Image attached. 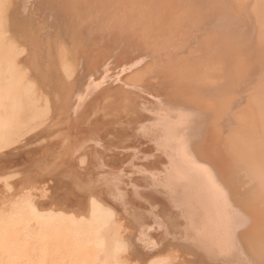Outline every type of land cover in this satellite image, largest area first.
I'll return each instance as SVG.
<instances>
[{
    "label": "rangeland",
    "instance_id": "374dc122",
    "mask_svg": "<svg viewBox=\"0 0 264 264\" xmlns=\"http://www.w3.org/2000/svg\"><path fill=\"white\" fill-rule=\"evenodd\" d=\"M15 0H0V27H1V29H0V65L2 66V64H3V67H4V65H6V67H7V61L6 60H9L8 62H10V60H14V57L15 56H17V59L16 60H14L15 61V63L16 62H18V63H16L18 66H20L21 67V69L20 70H18V66L16 67V64L14 63V64H12L11 62V64H12V67H11V65L9 64L8 65V67L10 68H14V71H6V69L8 68H6V67H4V68H6L5 70H3L4 68L3 67H0V68H2V69H0V71H2L3 70V72H0V91L1 90H4V88H8L9 90V92L10 93H8L7 92V90H6V92H7V96L5 95V96H3L5 93H3V92H5V91H1L2 93H0V95H2V97H3V99H1V97H0V102H2L3 104H1V105H3L2 106V109L1 110H3L4 112L6 111L5 109H7V108H5V107H7L8 106V101H10L11 103H10V107H8V109L11 111V109H12V105H14V107L16 108L15 110H14V112H13V115L12 116H10L11 115V113L8 111V109H7V111L5 112L6 113V115H5V113H1V110H0V114H1V116H0V118H2V119H4V116H5V118L7 117V114L8 113H10V117L9 118H11V117H14L13 119H12V123L10 122V123H8V119H6V121L5 122H7L8 124H11V126L9 125V128H7V126H4V125H6L5 123H4V121L1 119L0 120V130H1V132H3L4 134H3V136L2 137H0V143L2 142V144H1V146H0V206H2V208L0 207V264H110L109 263V261L108 262H106V258H108L107 257V255L109 256V257H111L110 256V253L112 254V248L110 247L111 245H110V243H109V241L111 240V238L113 237V236H117V237H119L121 234L123 235V236H125L126 237V239H128V240H126V239H124L125 237H123L122 238V235L119 237V238H122L121 240V242H123V244H121L122 246H121V248H120V250H118V252L116 253V258L115 257H111L110 258V260H111V264H115L116 262H117V264H195V261L196 260H192L193 258H195V259H197V257H198V255H196L197 254V252H195V250H190V248L189 249H184L183 248V245H180L179 246V243L180 242H184V241H182L181 239H175V238H181L179 235H181L180 233H181V231H182V227H179L178 225H177V219L179 220V222H181L182 223V218L181 217H179L178 218V216H177V212H175V211H177V209L174 207V206H172L173 205V203L171 202V200H170V198H169V195H168V193L166 192L167 190H166V188L165 187H162V185H158L156 182H155V180H154V182L156 183L155 185H157L156 187H155V185H153V183H151V178H153V177H155L156 175L158 176V174L160 175V172H159V169H161L162 168V164H163V162H164V164H165V162H166V160H165V157H164V155L163 154H161L160 155V153H161V151H159L158 149H157V147L154 145L153 147H154V149H155V147H156V149H155V151L158 153H155V151H154V154H157L156 155V157H158L159 155V157L158 158H156L155 156H154V154H151L152 153V151H153V147H152V144H155L154 142L153 143H151V142H149L148 141V135L147 136H145V137H143V138H145V140H143L142 138L141 139H139L140 137H141V135H142V133L141 132H143L144 130L143 129H141V125H142V123H143V121L145 120L146 122H149V117H150V119L153 117V115H151V113H152V109H151V106L148 104V103H145V102H149V103H151V99L149 98V96H151V95H153L151 98H153V99H155L154 98V95H155V97L157 98H161V100L162 101H164V102H162V103H164V104H167L168 102H171V104H173V102H172V100H174V97H176V92L177 91H181V93L180 92H177V93H179V95L180 94H183V91H184V94L186 95V94H188L189 95V97H191V99L189 98L188 99V96H185L186 97V101H185V98H184V101L187 103V102H191L192 100H193V94H191V91H190V93H189V91H188V89L189 90H191V88H193L194 90L196 89H198L197 90V95L195 94V92H193L194 94H195V97H194V100L195 99H197L198 100V98L200 97V98H202L201 97V92H202V95H203V93H204V95H203V97L205 96V98H202V101H204L203 102V104H202V102H201V99L199 98V103H200V105L199 104H197L198 105V107H200V108H203L202 110H206V112L208 111V105L210 104V105H212L214 102H215V100L216 99H208L207 97H208V94L205 92L206 90H210V88H212L213 86H214V83H215V80H217L218 81V76H220V78H222L221 79V81H219L218 83H221V84H223L224 82V87H220L221 88V91L220 92H218V94L220 93V97L219 98H221V104H222V108L221 109H224V110H221V111H223V113L221 112V111H219L217 108H215V110L217 109V111L218 112H221V113H219V115L221 114H223V115H225L224 116V118H226V119H224V118H221L219 115H218V113L216 112H210V114L213 116V117H211L212 119H215L216 121L218 120L219 121V124H221V123H223V124H221V125H219V126H221V129L219 128L218 129V131H217V128L219 127V126H217V128H216V126H215V124L216 123H213L212 124V126H210L209 124L210 123H212L213 122V120L212 121H210V119H208V121H207V126L206 127H208V125L211 127H208L207 129L204 127V129L205 130H207V132H208V130H209V134H210V132H211V134H210V138H209V136H207V139H205L206 138V135H208V134H206L205 135V137H204V134H203V137H204V139H202L203 140V142L205 143V141L207 140V142H210L209 140L210 139H213V144H211V142H212V140H211V142H210V144L211 145H213V147H215L214 149H216V151L215 150H212V151H214V152H211L210 150L211 149H213V147L210 145V144H207V146L205 147V146H203V145H201L200 144V142H202V140H200V141H198L199 143H196V145H198V144H200V146L202 147H200L199 148V145H198V147H196L197 149L199 148L200 150H203V147H204V149H206L207 147H209V148H211L210 150L208 149V150H206L207 152L209 151V152H211L212 153V155H210L211 153H209V155H210V157H212V158H210L211 160L214 158V156H217L218 157V159H219V156H221V154L224 152V155H225V153H226V156L228 157V155H227V152H228V144L230 143V141L232 140V139H234L235 141H237L238 142V146L240 147V145H241V147H242V149H246L247 148V146H248V150L249 151H251L252 152V149L254 150V151H258V150H261V145H262V143H263V140H262V137H261V129H260V131H259V128H261V125L259 126H257V124H258V120H261L262 121V116L261 115H263V110L262 109H264L263 107H264V100H262L263 99V96H264V81L261 79V82L263 81V83H260V85H258L256 82H258L259 83V81L257 80L255 83L256 84H254V80H256L255 78L257 77L258 78V75L260 74V75H263L264 76V65H262V64H264V55H263V53H264V45H263V43H264V32H263V30H264V27L262 28V26H264L263 25V19H264V1L263 0H254V2H253V0H250V2H249V0L247 1H245V0H241V1H244L243 2V4H241L242 2L240 1V0H237V1H239V2H237L236 0H220L221 1V3H220V1L219 0H209V2H208V0H206V2L207 3H209L210 4V6H209V8H207L208 6H207V4H206V2H204L205 0H190V2L192 1L193 3L191 4L192 5V7H191V5H190V2L188 1V0H186L187 2H185V4H189V5H187L186 7H185V5H184V1L185 0H177L178 2L179 1H181L180 2V4L179 3H177V1L176 0H170L169 2H166V1H168V0H164V1H160V3H158L157 4V8H159V10H151L152 11V13L154 12V13H157L155 16H158L157 18L159 19V17H160V19L157 21L156 20V18H154L153 17V19L151 20V18H150V16L152 15L150 12L149 13H146L147 14V16H148V14H149V18L150 19H148V17L145 19V21H144V19H143V15H145V13L143 12V14H142V11H147L148 9H152L153 7L155 8V4H151L149 7H148V4H149V2H147L148 0H145V1H143V3H142V0H126V1H130V2H126L125 0H121L123 3H121L122 4V6H123V4L126 6V8L127 9H125V6H123V8L122 9H124V10H121V13H118L117 14V12L115 11V9L114 8H112L113 6L112 5H114V3H115V5H117V3L115 2V1H117V2H119L118 0H112L110 3L112 4V2H113V4L111 5V9H112V11H114L113 12V14L111 15V11L109 10L108 12H107V6H108V9L110 8V4L108 5L107 4V6H106V8L105 9H100V5L98 6V4H96L97 5V7H96V5H94L95 7H96V9L99 7V10H101V12H103V13H100V11H98V9H97V11H98V13H97V11H96V9H95V7H93V5H88V4H85V2H84V0H82L81 1V3L83 4H81L80 6H78L79 4V2H77V3H75V1H73V0H71V1H73L72 3H69L70 5L71 4H73L74 3V5L71 7L72 9L74 8V10L72 11V13L74 12L75 13V11L76 10H78L77 11V13H79V8H80V10H81V12H80V14L79 15H84V16H82V17H84V18H80L79 16H78V14L77 13H75V14H77V16H78V18H77V16H75V14L73 13V15L75 16V22H73V20H72V18H71V16L72 15H69V17L68 16H66V17H68V18H71V19H69V21H72L73 22V26H74V28H73V26L71 27V28H67V32L70 34V37H69V41L71 40V47H69V41H68V43H67V39L66 38H64L63 36H64V34H67V36L69 35L68 33H62L63 34V36H62V34H61V30L64 28V26L61 24V23H63V20L66 22V20L68 19H66L65 20V16L63 17V18H61V16H63V15H66V14H63V12H69V9L67 10V11H64V7H66L67 6V4L68 3H66V1L67 0H58V2L60 3V2H65L64 4H63V6L61 5V3L59 4L60 6H62L64 9H60V8H58V9H60V10H63V12L62 11H60V12H62V14L63 15H60L59 13L60 12H58L57 14H59L58 16H60V20H58L57 18V20H55L54 21V17H53V15H56V14H53L52 16H50L48 13L50 12V14H52V13H54V9H55V7L53 6V9L51 10V7H50V9L47 7V6H43V5H41V6H43V7H41L42 9H44V10H42L41 9V11L43 12V11H45L44 13H42V14H44V17L43 16H41L42 14L40 13V7L39 6H36L35 7V5H40L41 4V2L43 1H41L40 2V4H35L34 5V7H32V8H35L36 10H38V14H36L37 16L35 17L37 20H38V17H39V15H40V18L42 17V18H45V15L47 16L46 17V19L47 18H51V17H53V18H51V19H47L46 21L48 22V23H50V24H48V25H51V22L50 21H52V19H53V21L54 22H57V23H54V22H52V27H48L50 30H45V29H48L47 28V25L44 27L43 25H45L46 23L44 22L45 21V19H41L40 20V25L39 26H34L33 25V23L36 21V23H37V20H34V19H31L32 20V22H33V20H34V22L32 23V25H31V27H29V28H27L29 25V23L28 22H26V21H28L29 19H28V17H31V16H27L26 14H24V12L22 13V9L24 10V8H22L21 9V11H20V8H18V5H20L19 7H24V5H26L27 3H25V0H22L24 3H22V1H20V0H18V1H20V2H17V0L14 2ZM27 2H28V0H26ZM30 1V0H29ZM54 1V0H53ZM56 1V0H55ZM77 1V0H76ZM80 1V0H79ZM120 1V2H121ZM158 1V0H157ZM229 1V2H228ZM231 1V2H230ZM236 1V3L234 4V2ZM5 2V3H4ZM37 2L39 3V1L37 0ZM36 2V3H37ZM49 2V4H50V2L51 1H47V3ZM125 2V3H124ZM137 2V3H136ZM139 2H140V4H139ZM150 2H156L155 0L153 1V0H150ZM174 2V3H173ZM183 2V3H182ZM189 2V3H188ZM203 2H204V4H203ZM213 2H216V3H214L213 4ZM219 2V3H218ZM233 2V3H232ZM246 2V3H245ZM248 2V3H247ZM11 3H12V5H11ZM17 4V7L15 6L16 4ZM18 3H20V4H18ZM31 3H35V2H32V0H31ZM31 3L30 2H28V4L25 6V7H29L30 5H31ZM43 3V2H42ZM136 3V4H135ZM146 3H148V4H146ZM173 3V4H172ZM203 5H202V4ZM238 3H239V5L240 6H238ZM245 3V4H244ZM252 3V4H251ZM7 4V5H6ZM14 4V5H13ZM51 4H53V2L51 3ZM56 4V3H55ZM54 4V5H55ZM68 4V5H69ZM76 4H78L77 6H75ZM131 4V5H130ZM163 4V5H162ZM193 4H194V6H193ZM195 4H197V5H195ZM208 4V5H209ZM223 5V7H224V5L225 4H227V5H225V7H224V9H222L223 7L222 6H219V5ZM232 4V5H231ZM247 4V5H246ZM250 5V7H246V6H249ZM254 4V5H253ZM6 5V6H5ZM11 5V6H10ZM23 5V6H22ZM44 5H46V3H45V1H44ZM48 5V4H47ZM58 5V4H57ZM66 5V6H65ZM84 5H88V6H91V10L93 11V16L91 15L92 14V12L88 9V6H84ZM128 5H130L129 7H128ZM136 5H139V6H136ZM145 5H147V6H145ZM160 5H162V6H160ZM179 7V11H178V13H177V11H176V9L177 8H174V7ZM179 5V6H178ZM184 5V6H183ZM206 7H205V6ZM216 5H217V7H216ZM235 5V6H234ZM5 6V7H4ZM9 6V7H8ZM12 6H15L16 8H17V10L14 8V7H12ZM49 6V5H48ZM118 6L121 8L122 6L120 5V4H118ZM136 6V7H135ZM144 6V7H143ZM166 6H168V8L166 7ZM172 6V7H171ZM180 6H182V7H180ZM216 7V8H213V10H211L212 8L211 7ZM234 6V7H233ZM241 6H242V10L240 9L241 8ZM39 7V8H38ZM47 7V9L49 10V12H46L47 10H45V8ZM58 7V6H57ZM83 7V8H82ZM87 7V8H86ZM119 7L117 8V10H118V12H120V10H119ZM138 7V8H137ZM147 8V10H146V8ZM165 7V8H164ZM185 7V8H184ZM197 9L198 7H204L203 8V12H201V13H199V12H196L197 10L195 9V8ZM219 7V8H218ZM221 7V8H220ZM231 7V8H230ZM232 7L234 8V9H232ZM245 7V8H244ZM255 7L257 8V9H255ZM4 8H7V9H4ZM12 8V11L11 12H9L10 11V9ZM27 8H26V10H27ZM68 8H70V6H68ZM70 8V9H71ZM82 8V9H81ZM94 8V9H93ZM116 8V7H115ZM136 9V10H132V9ZM139 8H140V10H139ZM153 8V9H154ZM190 8V9H189ZM191 8H192V10H191ZM232 9V10H230L231 12H229V10L228 9ZM238 8V9H237ZM243 8L245 9V10H243ZM9 9V10H8ZM18 9H19V11H18ZM89 10V12H90V14H89V12H88V10ZM144 9V10H143ZM169 9V10H168ZM172 11H171V10ZM174 9V10H173ZM193 9H195V12L193 11ZM219 9V11H220V9H222L223 10V12H222V10H221V13H218V12H216L217 10ZM227 9V11H225ZM252 9V10H251ZM1 10H3V11H1ZM13 10H15V11H13ZM25 10V11H26ZM31 9L29 8L28 9V13H29V11H30ZM52 12H51V11ZM55 10H57V8L55 9ZM125 10H126V12H125ZM128 10V11H127ZM166 10H168L167 12H166ZM180 10H181V13H180ZM184 10V11H183ZM208 10H210V11H208ZM214 10H216L215 12H214V14H213V11ZM240 10H241V13H240ZM247 10V12L245 13V11ZM252 12L251 14H250V11ZM253 10H254V12H260V13H256V14H254V12H253ZM5 11H6V14H7V16H9L10 15V13H11V15H13V17L12 16H9L10 18H12V19H10V18H7V19H5V17H7L6 15H5ZM59 11V10H58ZM130 11V12H129ZM136 13H139V14H141L142 15V17H140V15L138 14L137 15V17H134V16H132L133 18H135V19H131L132 21H136L135 23L133 22L132 24H130L129 26H127L130 22H128V19H123V18H127L128 16H131L132 15V13H134V12ZM139 11V12H138ZM162 11V12H161ZM164 11V12H163ZM170 11H171V13H170ZM191 11H192V14H191ZM212 11V12H211ZM226 13H225V12ZM236 11H237V13H236ZM18 12H19V15L17 16V14H18ZM31 12V14L33 15V13L32 12H35L34 10L33 11H30ZM56 12V11H55ZM141 12V13H140ZM148 12V11H147ZM166 12V13H165ZM174 12H176V14L178 15V17H176V18H178V19H180L179 21H178V19L176 20V19H173V20H175L176 22H174V24L173 23H170L171 21H172V17L171 16H168V14L169 15H172L173 16V18H175L174 17ZM245 13V15H244V13ZM249 12V13H248ZM2 13V14H1ZM8 13H9V15H8ZM23 14V15H25V17L27 16V18H26V20H24L23 21V19L25 18H22V15L21 14ZM36 13H37V11H36ZM40 13V14H39ZM47 13V14H46ZM71 13V14H72ZM108 13H110V16H112L111 18H110V20L109 19H107L108 20V23H107V21H106V19L104 20V17H105V14H106V16H107V14ZM125 13H126V16H125ZM134 13V15H136ZM162 13H164V14H162ZM174 13V14H173ZM189 13V14H188ZM196 13V14H195ZM198 13L201 15V16H203L202 17V19H201V16H198ZM202 13H203V15H202ZM211 14V15H208V14ZM225 13V14H224ZM100 14H102V19L103 20H100ZM123 14V15H122ZM128 14H131V15H128ZM151 14V15H150ZM159 14V15H158ZM190 14H191V16H195L196 17V19H197V21H196V19L195 18H193V17H191L190 16ZM215 14H219V15H217V16H220V17H218L221 21V23L223 24H220V28H222L221 30H220V34H221V39L223 38V40L226 42V40H230V36H231V34H232V42L233 43H231L230 45H227V43H228V41L226 42V43H224L223 42V44H225V45H223V48H227L228 50L226 51V53H225V51H223V50H225V49H222V50H220L221 48H219L218 50L220 51V53L217 51V50H215V49H217V44H216V42H215V35H214V32L213 31H211V30H209V29H207V27H211V25H208L207 23H209V21H211V22H214L213 20L215 19ZM224 14V15H223ZM233 14V15H232ZM238 14V15H237ZM250 14V15H249ZM254 14V15H253ZM257 14H260V15H258L257 16V18H255L254 16L255 15H257ZM21 15V16H20ZM30 15V14H29ZM88 16V17H85V16ZM90 15V16H89ZM109 15V14H108ZM117 15H119V17L120 18H122V19H120ZM164 15V16H163ZM198 17H197V16ZM208 16V18H207V16ZM247 15V16H246ZM250 17H249V16ZM253 15V16H252ZM5 16V17H4ZM15 16H17V17H15ZM35 16V15H34ZM74 16H73V18H74ZM95 16V17H94ZM96 16L98 17V18H96ZM113 16L115 17L114 19H112L113 18ZM138 16H139V18H138ZM166 16V17H165ZM176 16V15H175ZM181 16V17H180ZM184 16V17H183ZM188 16H189V18H188ZM205 16V17H204ZM211 16V17H210ZM214 16V17H213ZM228 16L229 18H232V19H230L231 21L233 20V23L229 20V18H226V17ZM231 16V17H230ZM242 18H241V17ZM244 16V17H243ZM261 16H262V18L263 19H260L261 18ZM33 17V16H32ZM55 17H57V16H55ZM91 19H90V18ZM131 17V18H132ZM166 19H165V18ZM183 17V18H182ZM200 17V18H199ZM222 17V18H221ZM239 19H238V18ZM248 17V18H247ZM258 17H259V19L262 21V22H260L259 20H258ZM39 18V19H40ZM88 18V19H87ZM141 18V20H139ZM168 18H170V20L168 19ZM183 20H182V19ZM192 18V19H191ZM203 18H204V20H209L210 18L212 19H210L209 21H205L206 22V25L203 23ZM235 18V19H234ZM237 18V19H236ZM250 18V19H249ZM254 18H255V20H254ZM20 19V20H19ZM21 19H22V21H23V27H21L20 28V26H21ZM28 19V20H27ZM82 19H84V20H91V21H93L94 19V22L96 21V20H100V21H102V23H104V28H103V26H101L102 24L100 23V21L98 22V21H96L95 23L94 22H91V23H89L90 21H88V22H86V21H83ZM121 21H120V20ZM154 19L156 20V21H154ZM186 19V20H185ZM199 19V20H198ZM246 19V20H245ZM248 19H249V21L250 20H252V21H250V24H248L249 22H248ZM13 20V21H12ZM15 20V21H14ZM18 20V21H17ZM31 20L29 21V22H31ZM152 22H151V21ZM169 21V24H168V21ZM181 20H182V22H181ZM191 21V22H188V21ZM258 20V22L259 23H257L256 24V22L255 21H257ZM6 21H8L7 23H5ZM9 21H12V22H9ZM42 21V22H41ZM78 21V22H77ZM110 21V22H109ZM140 21V23H138ZM183 21H185V25L183 24ZM195 22V25L193 24L194 22ZM199 21V22H198ZM201 21H202V24L203 25H205V27H204V30L205 29H207L208 31H211V32H209L208 33V31H207V35H205L206 33H204V32H202L204 35H205V37H200L201 39H203V38H207L209 35V39L207 38V39H205V41H206V43L204 44L203 42H202V46H204L205 48H207V45H209L208 46V49H205L204 47H202L200 44V42L202 41V40H200L199 38L197 39V35H199L200 33H201V31H200V26H203L202 24H201ZM224 21H225V23H224ZM234 21H236V22H234ZM240 21V22H239ZM246 21V22H245ZM44 22V23H43ZM59 22H61L60 24H59ZM68 22V21H67ZM66 22V24H64L66 27L68 26V24L71 26V23L70 22H68L67 23ZM81 22V23H80ZM84 22V23H83ZM97 22H98V24H101V25H98L97 24ZM119 23V25H118V23ZM144 22V23H143ZM146 22V23H145ZM151 22V23H150ZM154 22H156L157 24H155ZM159 22V23H158ZM187 22V23H186ZM199 24H198V23ZM226 22H227V24L228 25H226ZM238 22V23H237ZM254 24H253V23ZM14 23V24H13ZM18 23V24H17ZM39 23H37V25L39 24ZM43 25H42V24ZM54 23V24H53ZM77 23V24H76ZM111 23H115L116 25H114L115 27H113L112 28V26H113V24H111ZM123 23H125V24H123ZM142 23V24H141ZM149 23H150V27H152L154 30H156L155 28H154V26H151V25H157V30H159V31H154L152 28H150L148 25H149ZM153 23V24H152ZM163 24V26H159L158 24ZM167 23V24H166ZM176 23V24H175ZM178 23V24H177ZM180 23V24H179ZM192 24V26H195V27H193V29H192V26L190 27V29L188 28V30H196V28H197V24H198V26H199V28H197L198 30H199V32H198V34L196 35V36H193V38L191 37V36H189V38H188V36H186L187 35V33H188V35H190L191 34V31H189L190 32V34H189V32L187 31V32H183V31H185V29L187 30V27H186V25L188 24ZM197 23V24H196ZM233 24V25H231V24ZM243 23V24H242ZM246 23V24H245ZM262 23V24H261ZM5 24V25H4ZM16 24H17V26H16ZM20 24V25H19ZM57 24V25H56ZM78 24H80V25H82V27H83V29L82 30H84L85 29V27L87 28V27H89L88 26V24L90 25V27H89V30L91 29V30H94V32H93V34H92V31H91V35L93 36L94 35V39L96 40V42L97 43H95V41H94V39H91V38H89V39H91V40H93V41H89L90 42V49H88L89 47L88 46H86V42H88V37H87V41L85 42V41H83V40H85V38L86 37H83L84 39H82L81 37L82 36H86V35H88V33H89V31H88V28L86 29L87 30V32H86V34H83V33H85V31H83V32H81L80 31V29L82 28H79V26L80 25H78ZM86 24H87V26H86ZM92 24H94L93 26H92ZM121 24H122V26H121ZM139 24H141V26H142V28L140 27V25ZM181 24H183V26L184 27H186V28H183L182 27V25ZM211 24V23H210ZM229 24H230V26H229ZM234 24H236V26L234 25ZM242 24V25H241ZM248 24V27L250 26V25H252V28L250 27L249 29H248V27L246 26ZM13 25H14V27H13ZM18 25H19V29L17 28L18 27ZM28 25V26H27ZM36 25V24H35ZM42 25V28L43 29H41L40 28V26ZM60 25L61 26H63V28L61 27V30H60ZM133 25L135 26L136 25V28H137V25L139 26L138 28H137V30H136V28L134 27V31H132L131 30V28L133 27ZM168 25H170V26H168ZM174 25H176V27L174 26ZM181 25V26H180ZM226 25V26H225ZM259 25H260V27H259ZM262 25V26H261ZM9 26H10V28H9ZM69 26V27H70ZM77 26H78V28H79V30L77 29V31H76V28H77ZM85 26V27H84ZM99 26V27H98ZM111 26V27H110ZM125 26V28H123ZM131 26V28H128V27H130ZM174 26V27H173ZM178 26V27H177ZM236 27V29H235V27ZM243 26V27H242ZM247 28H246V27ZM33 27V28H32ZM34 27H36L35 29H34ZM59 27V28H58ZM94 29H93V28ZM119 27V28H118ZM143 27H144V29H143ZM161 27V28H160ZM171 27V28H170ZM179 27H181V28H183V31H179ZM209 27V28H210ZM225 27V28H224ZM227 27V28H226ZM234 27V28H233ZM237 27H238V30H240V31H238L237 30ZM258 27V28H257ZM5 28H7L8 30H5ZM109 28V29H108ZM118 28V29H117ZM147 28V29H146ZM159 28V29H158ZM162 28H163V30H162ZM167 28H168V30H170V31H167L166 32V30H167ZM170 28V29H169ZM174 28V29H173ZM180 28V30H182ZM230 28H232V29H230ZM241 28H243V29H241ZM245 28V29H244ZM253 28H254V30H253ZM3 29L6 31H4L3 32ZM16 29H17V31H16ZM31 29V30H30ZM33 29V30H32ZM40 29L41 30H45L46 32L47 31H49V33H44L45 31H43V33L44 34H41V36L39 35L40 34ZM65 29V28H64ZM63 29V30H64ZM102 29H103V31H105L104 33L102 32ZM140 29V31H138ZM144 30V31H142V30ZM148 29L150 30V29H152L153 31H148ZM172 29V30H171ZM211 29V28H210ZM228 29L230 30V31H228ZM252 29V30H251ZM1 30H2V32H1ZM22 31V36H23V38H24V34H25V37H26V35H27V32L28 31H30V34H32L31 36H33V38L32 37H30V34L28 33V35H29V37H28V35H27V37L29 38V41L32 39V40H34V37H36V36H40V38H39V36L37 37V40L35 39L33 42H32V40H31V42L33 43L32 45H31V47H29L28 45H30V42L28 43V39H27V37L26 38H24V39H26L27 40V44H26V40H24L23 38H20V40L19 39H17V37L19 36V31ZM40 31V32H37V31ZM73 30H75V31H73ZM111 30H112V35H111ZM115 30H117V31H115ZM120 32H119V31ZM233 30H237L236 32L235 31H233ZM250 30V31H249ZM260 32V33H258V31ZM261 30V31H260ZM34 33H33V32ZM54 32L56 35H54L53 33L51 34V32ZM60 32V37H61V39H62V41H61V39H59V38H57L58 37V34L56 33V32ZM65 31H66V29H65ZM71 31H72V33H71ZM80 31V32H79ZM109 31H110V33H109ZM113 31H114V33H113ZM150 32L149 34H148V32ZM161 31V33H159V35L161 36L160 38H159V35H158V32H160ZM162 31H163V37H164V39H163V37H162ZM192 31V32H193ZM197 31V30H196ZM196 31H194L195 33H196ZM225 31H226V33H225ZM249 31V32H248ZM252 31H253V33H252ZM11 32V33H10ZM16 32H17V35H16ZM36 32L37 33H39L38 35L36 34ZM64 32V31H63ZM75 32H77V33H75ZM102 34L101 36L99 35L100 33ZM116 32V33H115ZM118 32H119V34L121 35V33H122V35L121 36H124L123 38L122 37H120V35L118 34ZM124 32V33H123ZM126 32H128V33H126ZM129 32H133V33H131L132 35H133V37H132V35H128L129 34ZM137 33V35L139 36V38H138V36L136 37V33ZM166 32V33H165ZM171 32H173V33H171ZM175 32V33H174ZM178 32V33H177ZM180 32V33H179ZM193 32V33H194ZM229 32L231 33L230 35H229ZM243 34H242V33ZM245 32V33H244ZM261 32H263V34H261ZM75 33V35L72 37V35ZM83 35H82V34ZM107 35H106V34ZM145 33H147V35H148V40L145 38V37H147V35H145ZM165 33V34H164ZM195 33H194V35H195ZM236 33H237V35H236ZM11 34V35H10ZM14 34V35H13ZM21 34V33H20ZM33 34H35V36L33 35ZM48 34H50V35H48ZM72 34V35H71ZM79 34H80V41L79 42H81L80 44V46H81V49H79L80 48V46H79V48H78V43L76 42V41H78L77 40V38H78V36H79ZM114 34V35H113ZM116 34H117V36H116ZM125 34V35H124ZM150 34H153V35H155V38H154V40H153V35H152V38L151 37H149L150 36ZM178 34H180V35H178ZM183 34H184V36H183ZM209 34V35H208ZM257 36H256V35ZM259 34H261V35H259ZM7 35V36H6ZM15 35H16V37H15ZM43 35V36H42ZM47 35V37H45V36ZM91 35L89 36V37H91ZM118 35H119V37H118ZM126 35L127 36H131V39L132 38H137L135 41L136 42H139L138 41V39H143V36L145 35V40H147V42H145V40H144V44H145V46L143 45V43L141 44V40H140V44H139V46L141 45H143V47H139L138 46V43H137V45H136V42L135 41H132V43L133 42H135V44H133L135 47H137L138 49H135V47L134 46H132V44H130V45H128V47H127V45L126 44H129V42H131V41H129V40H131L130 39V37H127L126 38ZM169 35V36H168ZM179 37H177V36ZM201 35V34H200ZM203 35V36H204ZM212 35H214L213 37H211ZM236 35V36H235ZM4 36H5V38H4ZM22 36H20V37H22ZM66 36V35H65ZM96 36L98 37L99 36V38H97L96 39ZM105 36V38H107V39H105V38H103ZM107 36H109V37H112L111 39L110 38H108ZM113 36H116L115 38L113 37ZM135 36V37H134ZM142 36V37H141ZM173 36V37H172ZM187 37L188 39H190V37H191V39H194V37H195V39L194 40H192V42L193 41H195V40H197L196 42H194V43H192L191 42V39H190V43L188 42V40H184V38L183 37ZM224 36V37H223ZM227 36V37H226ZM229 36V37H228ZM246 36V37H245ZM251 36V37H250ZM261 36V37H260ZM7 37V38H6ZM15 37V38H14ZM41 37H45V39H43V38H41ZM77 37V38H76ZM121 38V39H123V42H121L120 41V39H118V38ZM156 37H157V39H156ZM169 37H171V38H169ZM175 37V38H174ZM181 37H182V39H181ZM185 37V38H186ZM237 37V38H236ZM240 37V38H239ZM245 37V38H244ZM254 37H256L255 39H254ZM262 38V39H260V38ZM14 38V39H13ZM50 38V39H49ZM63 38H64V43H62L63 42ZM68 38V37H67ZM75 38V39H74ZM103 38V39H102ZM113 38L114 39H117L118 41H120L123 45H122V47H120V46H117V44L119 43L120 44V42H118L117 43V40H113ZM12 39V40H11ZM16 39H17V41H16ZM39 39V40H38ZM47 39H49V40H47ZM57 39H59V40H57ZM107 40V41H105V40ZM111 41V43L109 42V40ZM126 39H128V40H126ZM150 39V40H149ZM151 39H152V42H150L151 41ZM159 39V40H158ZM166 39V41H164ZM174 39H176V41H178V42H176ZM180 39H181V42H180ZM210 39H212V40H210ZM226 39V40H225ZM235 39V40H234ZM260 39V40H259ZM8 40H10L11 42H10V44L12 43L13 44V42H14V44L16 43H20L21 42V47L22 46H24V47H26V48H24L23 50H25L26 49V51L27 52H24V54H23V52H21V51H23L22 50V48H18V47H20V45H13L16 49L14 50V51H16V53L17 54H19V51H20V54L19 55H15V56H13L12 54H11V56H10V49H12V48H10V47H12V46H10L9 45V48H7L8 47ZM23 40V41H22ZM40 40H43V41H40ZM52 42H51V41ZM98 40V41H97ZM102 42H101V41ZM124 40L126 41L125 42V45H124ZM134 40V39H133ZM155 40H156V43L158 42V45L155 43ZM162 42H164V43H161L160 44V42L161 41ZM168 40H170V41H168ZM238 40H239V42H238ZM244 40V41H243ZM254 40H256V42L254 41ZM13 41V42H12ZM25 41V42H24ZM55 41V42H54ZM73 41H75V42H73ZM105 41V42H104ZM113 41V42H112ZM116 41V42H115ZM143 41V40H142ZM160 41V42H159ZM172 41V42H171ZM183 41L184 42H187L189 45H191V44H194V45H191L190 47H191V50H190V47L188 48V47H184V46H187L188 44H186V43H183ZM243 41V42H242ZM251 41V42H250ZM259 41H262V42H259ZM24 42V43H23ZM34 42H35V44H34ZM44 43V44H46V45H44V44H42V43ZM63 44L64 46L62 47V45L60 46V44ZM85 42V44H83ZM88 42V43H89ZM92 42H94L93 44H92ZM154 42V43H153ZM167 42V43H166ZM180 42V43H179ZM213 42H214V45H213ZM235 42V43H234ZM258 42V43H257ZM7 45H6V44ZM37 43H38V47H40V48H36V45H37ZM41 43V45H39ZM55 43L56 44H59L58 46L57 45H55ZM67 43V44H66ZM75 43H77V44H75ZM113 43V44H112ZM117 43V44H116ZM149 44V45H146V44ZM153 43V44H152ZM198 43V44H197ZM207 43H211L212 45V47L210 46V44H207ZM237 43V44H236ZM259 43H262L261 45H259ZM25 44V45H24ZM83 44V45H82ZM108 44V45H107ZM115 44H116V47H114L115 46ZM160 44V45H159ZM164 44V45H163ZM169 44V45H168ZM173 46H172V45ZM175 44H177L176 46L178 47H176L175 46ZM183 44H186V45H184L183 47H184V49H182L183 47H182V45ZM207 44V45H206ZM236 44V45H235ZM239 44V45H238ZM246 44H248V45H246ZM259 46H258V45ZM72 45H74L73 47H72ZM107 46L106 47V49H105V47L104 46ZM111 45L114 47H111ZM121 45V44H120ZM153 47H152V46ZM165 45H168V46H165ZM180 45V46H179ZM188 45V46H189ZM197 45V46H196ZM234 45V46H233ZM253 45V46H252ZM255 45H257V46H255ZM29 48H28V47ZM35 46V47H34ZM41 46H45L44 48H41ZM67 46H68V48H74L75 46H76V48H74L75 49V51H76V53H75V51H74V49H73V51H74V53H75V55L72 57V55H70L71 53H70V50L69 49H65V51H64V48H67ZM97 46V47H96ZM125 46V47H124ZM147 46H151V47H147ZM193 46V47H192ZM198 46H201V47H198ZM230 46V47H229ZM248 47L247 48V50H246V47ZM13 47V48H14ZM32 47H34V48H32ZM60 49V51H59V49ZM61 47V48H60ZM82 47H84L83 49H85V50H83L82 49ZM88 47V48H87ZM96 47V48H95ZM99 47V48H98ZM111 47V48H110ZM124 47V48H123ZM133 47H134V49H133ZM144 47H147V48H145V49H148V50H141L142 48H144ZM174 47V48H173ZM180 47H182V48H180ZM197 47V48H196ZM261 47H262V49H261ZM20 49V50H18V49ZM27 48L29 49V52H30V49H32V51L35 49L36 51H34V52H37V54H35V53H33V55L30 57V54H29V52H28V50H27ZM47 48V49H46ZM63 48V49H62ZM100 48H102V49H104L105 51H108V52H110L111 50H116V52H117V54H116V52H115V54H116V57L118 58H116L115 59V56H114V54L111 56H109V54L108 53H106L105 51H103L102 49H100ZM150 48H153V49H151V52H149L150 51ZM160 48V49H159ZM170 49V48H172L171 50H176V48H177V52L180 50V52H178V53H180V54H182V56L180 55V54H178V53H175L174 51H171V50H166V49ZM187 48H188V53H186L185 51H187ZM200 48V49H199ZM204 48V52H203V49ZM214 48V49H213ZM230 48H232V51L230 50ZM235 48H237V49H235ZM240 48V49H239ZM251 48H252V50H254L256 53L254 54L253 53V51L251 50ZM256 48H257V50H256ZM43 51V54H42V52H40L39 53V51ZM56 49V50H55ZM79 49V50H78ZM86 49H88V50H86ZM98 49H100V50H98ZM108 49V50H107ZM155 49H156V52H155ZM158 49V50H157ZM161 49H162V51H161ZM164 49V50H163ZM197 49V50H196ZM235 49V50H234ZM245 49V50H244ZM249 49H250V52H249ZM259 49V50H258ZM17 50H18V52H17ZM44 50H46V52H48V53H45V51ZM81 50V51H80ZM160 50V51H159ZM196 50V51H195ZM202 50V51H201ZM212 50V51H211ZM230 50V51H229ZM65 53L66 52V55L64 54V55H62L63 53ZM68 51V52H67ZM72 51V52H73ZM82 51H84L83 53H81ZM86 51V52H85ZM130 51H132V52H134V53H132L133 55H134V58L137 60V58L141 55V54H143V56L145 55V54H147L146 56H148L150 53L153 55L154 53H156L157 55H159V56H157V55H154V58L157 56V57H160V55L161 56H164V57H166L167 59H165V58H161L163 61H161V59L160 58H157V60H159V61H157L156 62V60H154V58L152 59V60H150L151 62H146V63H144L145 65L143 66L144 67V70H141V71H139L138 73H137V71L139 70V67L141 66V65H139V67L137 68V66L135 65V66H132V68L134 69V68H137L138 70L137 71H135V74H139V76L138 77H136V75L135 74H132L133 75V78L134 77H136V78H134V81H135V79H136V82H134L133 81V78H132V75H131V73L133 72L134 73V71L132 70V68L130 69V68H128L129 69V72H131V70H132V72L131 73H129L128 72V69L126 68V73H125V67L127 66L128 67V63L130 62V64L129 65H131V64H133L136 60H133V62L132 61H129V59H131L132 57L131 56H133V55H131V56H128V53H127V56L126 57H128L129 59H127L125 56H124V58H126V59H124L123 57H121V56H123L122 54L124 53V52H129L130 53ZM152 51H153V53H152ZM194 51V52H193ZM200 51V52H199ZM208 51H209V54H211V57H209V55L207 56V53H208ZM214 51V52H213ZM215 51H217L218 52V54H216V56H218V57H216L214 54L215 53H217V52H215ZM223 51V52H222ZM228 51H229V53L231 54H228ZM242 51H244V52H242ZM261 51V52H260ZM263 51V52H262ZM61 52V53H60ZM78 52V53H77ZM82 54H80V53ZM101 52V53H100ZM123 52V53H122ZM139 52H140V55H138V57L137 56H135L136 54H139ZM197 52H199V53H197ZM202 52H203V54H202ZM237 52V53H236ZM240 52H241V55H239L240 54ZM245 52H247V54L245 53ZM258 52H259V55H258ZM40 55H39V54ZM44 53H45V55L46 54H49V55H47L46 57L48 58V56H50L51 55V61L48 63V62H45V61H48L47 60V58H46V60L45 59H42V58H44L45 57V55H44ZM58 53H60V54H58ZM68 53V54H67ZM112 53H113V51H112ZM120 53V54H119ZM165 54V53H167V56H166V54L165 55H162V54ZM169 53V54H168ZM174 53V54H173ZM205 53H206V55H205ZM223 53V54H222ZM242 53H244V56H243V54ZM251 53H253V54H251ZM262 53V54H261ZM21 54L23 55V56H21ZM28 54V55H27ZM52 54H54V55H52ZM56 54H58L57 56H56ZM105 54V55H104ZM170 54L173 56V58L174 57H176L174 60H173V58H172V56L170 57ZM176 54V55H175ZM197 54V55H196ZM227 54V55H226ZM245 54H246V56H245ZM7 57L6 59H5V56ZM35 55V56H34ZM41 55H42V57H41ZM71 58H69L68 56ZM77 55V60L78 61H75L76 59L74 58L75 56ZM78 55H79V57H78ZM85 55V56H84ZM169 55V56H168ZM175 55V56H174ZM179 55V56H178ZM184 55V56H183ZM202 55H203V58H202ZM214 55V56H213ZM222 55V56H221ZM223 55H225L224 57H223ZM238 55V56H237ZM262 55V56H261ZM9 56V57H8ZM52 56H53V58H52ZM63 56V57H62ZM65 56H67L68 58L67 59H65L64 60V58H66ZM81 56H83V57H81ZM114 56V57H113ZM181 56V60L182 61H180V57ZM188 56V57H187ZM190 56H192L191 58H193L194 57V59H195V56H199V57H201L202 58V61H201V59H199V57L197 58L196 57V59H198V60H196L195 59V61H194V59L193 60H191V58H190ZM205 56H207V59H206V57ZM213 56V57H212ZM221 56V57H220ZM243 56V59L241 58ZM253 56H255V57H253ZM19 57V58H18ZM29 57H30V59L32 58V60L34 59V61H32V60H30V62H29ZM38 57V59L36 60V58ZM58 57V58H57ZM60 57V58H59ZM111 57H113L114 59H115V65H113V66H116V64H118L117 66H119L120 67V69H124V71H122V73H124V74H122V73H120L119 71V67H117L118 68V71H117V69H116V71H117V73L119 72L120 73V75L119 76H121L120 78H119V76L118 75H115L114 77L112 76L113 74H110V72H108V76H110L112 79H114L112 82H109V80H107L108 79V76H107V78L105 79V81H103L104 83H102L103 85H101L100 86V88L99 89H97L98 87H96V88H92V90L90 89V93H94V94H92V97L91 96H89V99H87L86 98V101L85 102H82L80 99H79V101H78V98H80L78 95H79V93L81 94V92H83L84 90L83 89H85V87H86V83L84 84V88L82 87L83 86V81L85 80V76H89V73L90 74H92L93 76L95 75V73L93 72V71H95L96 72V70H97V72H98V75H103V73H104V71H103V68H102V70L100 69L101 68V66H103L102 64H105V63H103V61L105 60V58H107V60H109L108 61V65H110V67H109V69H107V70H109V71H111V73H114V72H112V68H113V66H111L112 64H114L113 63V58H111ZM120 57V58H119ZM131 57V58H130ZM151 58V56L149 55L148 56V58L146 59V57L144 56V58H142L141 56L138 58L139 60H142L143 59V61L142 62H144L145 60H147V61H149L148 59H150ZM153 57V56H152ZM168 57H170V58H168ZM205 57V58H204ZM229 57H231L230 59H229ZM234 57V58H233ZM238 57H240V58H238ZM245 57V58H244ZM248 57V58H247ZM251 57V58H250ZM252 57H253V60H252ZM263 58V60L262 59H260V58ZM21 58V59H20ZM83 59V58H85V63L84 64H81V63H77V62H80L79 61V59ZM99 58V59H98ZM122 58V59H121ZM133 58V59H134ZM142 58V59H141ZM187 58V59H186ZM190 58V60H189V62H190V64H189V62L187 61L188 59ZM212 58V59H211ZM217 58V59H216ZM220 58H222V60H220ZM235 58H237V59H235ZM250 58V59H249ZM257 58V59H256ZM4 59H5V61H4ZM81 59V60H82ZM94 59V60H93ZM98 59V60H97ZM102 59H104L103 61H102ZM110 59H112L111 61H110ZM172 59V60H171ZM185 59V60H184ZM211 59V60H210ZM228 59V60H227ZM234 59H235V64H234ZM22 60V61H21ZM39 60V61H38ZM72 60L74 61V62H72ZM90 60V61H89ZM116 60H118L117 62H119V63H117L116 62ZM126 60V62L128 61V63L127 64H125L124 63V61ZM132 60V59H131ZM154 60V61H153ZM166 60H167V62H168V60L170 61V63H167L166 62ZM215 60V61H214ZM219 60V61H218ZM231 60H233V61H231ZM246 60H248V61H246ZM251 60V61H250ZM254 60H256V61H254ZM262 60V61H261ZM2 61L5 63H2ZM31 61L33 62V63H31ZM42 61V63H43V66H42V63H40ZM66 61L67 62H71L73 65H75V64H79V66L80 65H82V67H84L83 69H84V71H85V67H87V66H89L90 68L91 67H95V65L97 64L98 66H100V68H97L96 69V67H98V66H96L95 68H93V69H91V71L90 70H87V71H85V72H87L88 74L87 75H85V72L83 71V69H81V67H79V66H77L78 67V69H76L74 66H72V64L70 63L69 64V68L66 66L67 65V63H66ZM83 61H84V59H83ZM87 61V62H86ZM92 61V62H91ZM106 61V60H105ZM165 61V63H163ZM187 61V63H185V62ZM195 63H194V62ZM209 61H212V62H209ZM223 61V62H222ZM228 62V63H226V62ZM239 61H241V62H243V64H241V62H239ZM250 61V62H249ZM252 61H254V62H252ZM27 62V63H26ZM107 62V61H106ZM140 63V64H142L143 65V63ZM158 62H159V64H158ZM161 62V63H160ZM172 62V63H171ZM179 62V63H178ZM180 62H181V64H183V67H182V65L180 64ZM201 62H204V63H201ZM206 62V63H205ZM229 62H231L232 64H230L229 65ZM238 62V63H237ZM245 62V63H244ZM257 62H258V64H257ZM26 63V64H25ZM31 63V64H30ZM39 63L41 64V65H39ZM45 63H47V64H45ZM65 63V64H64ZM91 65H90V64ZM112 63V64H111ZM123 63V64H122ZM136 63H137V61H136ZM139 63V62H138ZM153 63H155L156 65L154 66L153 65ZM166 63L168 64V65H166ZM178 63V64H177ZM197 63V64H196ZM213 64L212 66H210L211 64ZM216 65H215V64ZM219 63V64H218ZM224 63H226L225 65H224ZM251 63V68L252 67H254V66H256V64H257V68L255 67V68H248V66L247 65H249ZM252 63H254V64H252ZM23 64V65H22ZM25 64V65H24ZM34 64V65H33ZM45 64V65H44ZM63 64V65H62ZM89 64V65H88ZM120 64V65H119ZM121 64H122V66H121ZM125 64V65H124ZM151 65V68L150 67H148V65ZM161 64H162V66L163 67H160L161 66ZM164 64V65H163ZM169 64L171 65V64H173V65H171V66H169ZM185 64H188V65H185ZM199 64H202V65H199ZM208 64V65H207ZM210 64V65H209ZM224 66H223V65ZM236 64H237V67H233V65L234 66H236ZM244 64H245V66H244ZM247 64V65H246ZM262 66H261V65ZM32 65V66H31ZM84 65V66H83ZM123 65H124V68H121V67H123ZM205 65V66H204ZM220 67H218V66ZM222 65V66H221ZM242 65V66H241ZM28 67V69H30V71L29 70H27V67ZM34 66H35V68H34ZM105 66V65H104ZM154 67V70H152L153 69V67ZM157 66H158V68H159V70H157ZM168 66V67H167ZM172 66H174V67H176V68H172ZM178 66V67H177ZM181 66V67H180ZM188 66V67H187ZM189 66H191L190 67V69L191 68H193L194 70H190V72L188 73V74H190L189 76H187L186 74V76H187V78L184 76V74H183V78L180 80V83H181V81H182V84H180L179 83V81H177V80H175V82L177 81L179 84V87H180V85H181V88L179 89V87H178V85H177V87H175L176 89L175 90H177L176 92H175V90H174V88H173V91L171 90V92H173L172 94H170L171 92L169 91L170 89H169V87H168V89H167V87H165L166 89H167V91H169L168 92V95L169 96H171V101H168V102H166L167 101V99L168 98H164V99H166V101L165 100H163V97H166L167 96V94H166V96L164 95L165 93H166V91H163L162 92V89H164L165 90V88H164V86H166L165 84H164V86H163V88H162V85H160L159 84V82H161L162 80L161 79H159V78H161V77H164V79H163V81L164 82H161V83H165V79H167V81H168V83H167V85L168 84H173L174 82V77L175 78H178V77H176L175 76V73L177 72L178 74H180L181 73V71H183V72H185V70H186V68L189 70ZM199 66V67H198ZM208 66V67H207ZM228 66V67H227ZM244 66V67H243ZM247 66V67H246ZM261 66V67H260ZM23 67V68H22ZM32 67V68H31ZM38 67V68H37ZM63 69H62V68ZM88 67V69H90ZM108 67V66H107ZM147 67V68H146ZM156 67V68H155ZM170 67V68H169ZM197 67V68H196ZM201 67V68H200ZM211 67H213L212 69H211ZM215 67V68H214ZM229 67H231V68H234V71H236V74L234 73V71H233V69H228ZM238 67H241V68H238ZM247 69H246V68ZM258 67H259V71H257L258 70ZM8 68V69H9ZM25 68V69H24ZM39 69L40 70V72H41V74H40V72H39V70L38 71H36V73H35V71L34 70H37V69ZM68 68V70H71L72 71V73L70 74V71H69V73H68V70H66V69ZM142 68V67H141ZM160 68H162V70L160 69ZM183 68H185V70L183 69ZM203 68H204V70H203ZM207 68H209L211 71H209ZM219 70H217V69ZM222 68H224V69H222ZM227 68V69H226ZM243 68V69H242ZM244 68L246 69V71L244 70ZM263 68V69H262ZM79 69H81L82 71H81V73L82 74H80V70ZM115 69H114V71H115ZM143 69V68H142ZM147 69H151L152 71H150V70H147ZM168 70L167 72L169 73V75H167V72L165 73L163 70ZM169 69H171V71H169ZM172 69H174L173 71H172ZM175 69H177V70H175ZM181 69V70H180ZM197 69V70H196ZM205 69H207V70H205ZM240 69H242V72H240L241 73V75H242V77H241V75H240V73H238L237 74V71L239 72V71H241ZM253 69H254V71H253ZM256 69V70H255ZM262 69V70H261ZM10 70V69H9ZM21 70H27V72H26V76H25V73H22L21 72ZM65 70V72H63ZM75 70H76V72H75ZM93 70V71H92ZM104 70H105V68H104ZM146 70V71H145ZM179 70V71H178ZM212 70H213V73H212ZM216 70H217V74H218V76L217 75H215L216 74ZM220 70H222V71H220ZM228 70H230V72H228L229 73V75H228V73H227V71ZM231 70H232V72L234 73V75H235V77H234V75H233V73L231 72ZM261 70V71H260ZM28 71L30 72V73H28ZM102 73H101V72ZM143 71L145 72V74L143 73ZM157 71H160L159 73H156ZM187 71V70H186ZM198 71V72H197ZM206 71V72H205ZM251 71H253V73L251 72ZM11 73V76L13 75V77L15 78V80H13V81H16L17 79H18V81H16V83H14V82H12L11 80V78H10V80L8 81V78L10 77V74L9 73ZM43 72V73H42ZM47 72V73H46ZM172 72V73H171ZM202 74H201V73ZM209 72V73H208ZM210 72H211V74H210ZM247 72H249V73H251L250 75L251 76H249V73H247ZM263 74H262V73ZM12 73H14V74H12ZM33 73V74H32ZM94 73V74H93ZM128 73V74H127ZM143 73V74H142ZM151 73V74H150ZM171 73V74H170ZM197 74V76H198V74H201V75H203V73H204V75L205 76H202L203 78H204V80H203V78H202V82H201V79H199V78H197V79H199L198 81L197 80H195V78L193 79V80H195V81H197L198 82V84H199V88H198V84L196 83V85L194 86V85H191L190 84V81L192 80V76L194 77L196 74ZM219 73H221V74H219ZM231 73V74H230ZM245 73H247V77L245 76L244 78H243V76L245 75ZM9 74V75H8ZM39 74V75H38ZM48 74V75H47ZM58 74V75H57ZM76 74H77V76H76ZM79 74V75H78ZM85 75V76H82V75ZM115 74H116V72H115ZM142 74V75H141ZM212 74H213V76H212ZM222 74H223V76H222ZM227 74V75H226ZM256 75L255 77H254V75ZM30 75L31 76H35L34 78L33 77H30ZM44 75V76H43ZM57 75V76H56ZM84 77L83 79H82V77ZM97 74H96V77L98 76ZM126 75V76H125ZM143 75H147L146 77L145 76H143ZM167 75V77L165 78V76ZM170 75H173V76H171L170 77ZM180 75H182V73L180 74ZM224 75H225V77H224ZM259 75V76H260ZM43 76V78H41ZM46 76H48V77H46ZM67 76H69V77H67ZM77 78H76V77ZM87 76V77H88ZM91 76V75H90ZM128 76H131L130 77V81H131V78H132V82H130V83H132L131 85L134 87H131V85L129 84V83H126L127 82V80H129L128 78ZM141 76H143V79H142V77ZM200 76V75H199ZM198 76V77H199ZM208 76H211V80L212 81H214V82H212V83H208L207 81H211V80H208ZM222 76V77H221ZM227 76H232L231 78L230 77H227ZM236 76H238V77H241V78H239L240 80L238 81V77H237V79H236ZM60 77V78H59ZM67 77V78H66ZM70 77H72V78H70ZM73 77H74V81L76 82L77 80V82L79 83H81V81H79V78L78 77H81V79L80 80H82V85H81V87L83 88V89H81L82 91H80V90H75V88L76 89H79V86L80 85H78V86H76V84H74L73 83V85H75V88H74V86L72 87V86H70V85H72V80H73ZM92 77V76H91ZM91 77H90V79H91ZM95 77V76H94ZM92 78V79H96V80H98V78H100L99 76H98V78ZM151 77V78H150ZM155 77V78H154ZM156 77L160 80H156L157 82L156 83H158L159 84V86H161V88H159L158 87V84H155V81H154V83H153V80H155L156 79ZM173 77V78H172ZM213 77V78H212ZM234 77V78H233ZM248 77H250V78H248ZM29 80H28V79ZM65 78V79H64ZM102 78V77H101ZM100 78V79H101ZM127 78V79H126ZM169 78V79H168ZM191 78V79H190ZM215 78V79H214ZM220 78H219V80H220ZM226 78H227V80H226ZM59 79H61L60 81H62L63 80V83L62 84H65V85H63L62 86V84L60 83V81H59ZM66 79H70V80H68V82H67V80ZM76 79V80H75ZM86 79H89V78H86ZM173 79V81H171V80ZM187 79V80H186ZM188 79H189V82L188 83H186V81H188ZM209 79H210V77H209ZM231 81V83H229L230 81ZM247 79H249V81L247 80ZM21 80V81H20ZM106 80H107V82H106ZM111 80V79H110ZM137 80H140V81H137ZM145 80V81H144ZM148 80V81H147ZM171 81V83H169L170 81ZM184 80H185V83L183 84V82H184ZM222 80H224V81H222ZM233 80H235V81H233ZM247 80V81H246ZM41 81V82H40ZM66 83H65V82ZM71 83H70V82ZM86 82H89L88 80H85ZM84 81V82H85ZM119 81V82H118ZM124 81V82H123ZM141 81H143V82H145L144 84H145V86H144V88H146V90H147V95H143V94H145L144 92L146 91V90H144L143 91V89L144 88H142V86H143V82H141ZM166 81V82H167ZM207 82V86H206V82ZM217 81H216V83H217ZM240 81H241V87H240ZM245 81H246V83H245ZM250 81H252V82H250ZM4 82V83H3ZM9 82H11L12 84H17L16 86L15 85H13L12 87L10 86V84L11 83H9ZM23 82V83H22ZM25 82V83H24ZM31 82V83H30ZM37 82V83H36ZM76 82V83H77ZM106 82V83H105ZM116 82V83H115ZM192 82V81H191ZM232 82H234V84L232 83ZM236 82V83H235ZM247 82H249V83H247ZM6 83V86L4 87V84ZM34 83V84H33ZM77 83V84H78ZM109 83V84H108ZM111 83V84H110ZM120 85H119V84ZM140 83H142V86H136L137 84H140ZM152 83V84H151ZM215 83V84H216ZM238 83V84H237ZM44 84V85H43ZM60 84V85H59ZM129 84V85H128ZM152 85V86H149V85ZM157 86H155V85ZM177 84V83H176ZM187 84H189V85H187ZM193 84H194V82H193ZM201 84H203L204 85V87H203V85H201ZM212 84V85H211ZM226 84V85H225ZM231 84H233V85H231ZM248 86H247V85ZM250 84H254L255 86H256V88L258 89H256L255 88V86H254V89H253V87H252V90L251 89H249L248 91L250 92H248L246 89H248V88H251V87H249L250 86ZM261 84H262V86H261ZM1 85H2V87H1ZM58 85V86H57ZM108 85V86H107ZM141 85V84H140ZM175 85V84H174ZM185 85V89L186 90H183L184 89V87L182 88V86H184ZM188 87H187V86ZM191 85V86H190ZM209 85H210V87H209ZM239 85V86H238ZM11 88H10V87ZM26 86V87H25ZM35 88H34V87ZM57 86V87H56ZM72 87L71 88V91L72 92H70L69 90V88L70 87ZM105 86H107V87H105ZM170 87L171 86H173V85H169ZM189 86H190V88H189ZM196 87V88H194V87ZM201 86V87H200ZM217 86V85H216ZM235 87V88H233V87ZM238 86V87H237ZM243 86H245L246 88H244ZM259 86L260 87H262V89H263V92L262 91H260V93L259 92H257V91H259V89L260 90H262L261 88H259ZM14 87V88H13ZM59 87V88H58ZM63 87V88H62ZM126 87H128V88H126ZM137 87H139V88H141L140 90L137 88ZM154 87H155V90L156 91H160V93L162 92V94L164 95H161V97L159 96V94L157 95V93H156V91L154 90ZM174 87V86H173ZM230 87V88H229ZM243 87V89H241ZM30 88V89H29ZM33 88V89H32ZM48 88V89H47ZM73 88H74V90L76 91H73ZM151 88H153V93H156V94H153L152 92H151V94L150 95H148L150 92L148 91V90H150ZM159 89V90H157V89ZM204 90H203V89ZM219 88V87H218ZM231 88H233V89H231ZM236 88H238V90H236ZM86 89H87V91H88V93H89V90H88V88L86 87ZM85 89V90H86ZM95 89H97L98 91H95ZM110 89V90H109ZM133 89V93H134V89H135V93L133 94L132 92H131V90ZM161 89V90H160ZM179 89V90H178ZM226 89H228V91L226 90ZM229 89H230V91H229ZM235 89V91H234V93L235 94H233V92H231L232 90H234ZM25 90V91H24ZM67 90V91H66ZM193 90V91H194ZM195 90V91H196ZM209 90H208V93H209ZM224 90V91H223ZM242 90H243V92H245V91H247L246 93H245V96H244V94H243V96L244 97H241L242 96V94H240V92L242 93ZM34 91V94H36V95H38L39 97H40V99H39V97L38 96H35V98L33 99V97H32V95H33V92ZM41 91V92H40ZM44 91V92H43ZM86 91V92H87ZM129 92V94L130 95H128L127 94V92ZM136 91H138V92H136ZM150 91H152V90H150ZM188 91V92H187ZM201 91V92H200ZM204 91V92H203ZM226 91V92H225ZM46 92V93H45ZM65 92H67V94L65 93ZM71 93V95L70 96H72V97H69V94ZM74 92H75V94H74ZM141 94H140V93ZM149 92V93H148ZM186 92V93H185ZM200 92V93H199ZM222 92V93H221ZM229 92V95L228 94H226V93H228ZM255 92V93H254ZM262 92V93H261ZM22 93V94H21ZM69 93V94H68ZM73 93V94H72ZM88 93H87V95H88ZM89 93V94H90ZM115 93V94H114ZM126 93V94H125ZM133 94V96H132V94ZM159 93V92H158ZM241 95V96H239V98L237 99V97H238V95ZM247 93H249V96H247V98L248 97H251V98H253V99H251V98H248V99H246V95H248ZM253 93V94H252ZM258 93H259V95H258ZM8 94H11V96H9ZM41 94V95H40ZM123 94V95H122ZM125 94V95H124ZM136 94H137V96H136ZM221 94H223L222 96H221ZM224 94H226L225 96H224ZM233 94V95H232ZM251 94H252V96H251ZM261 94H262V96H261ZM17 96V97H19L18 98V101H19V103L17 104V101H15L16 103H14V99L13 98H11L12 96ZM66 95V96H65ZM85 95H86V93L85 94H83V100H85L84 98H85ZM87 95H86V97H87ZM91 95V94H90ZM145 96V97H142L141 98V96ZM199 95V97H197L196 98V96H198ZM231 95H232V97H231ZM237 95V96H236ZM21 96H23V97H21ZM47 96V97H46ZM130 98H129V97ZM135 96H136V100H135ZM148 96V98H146ZM163 96V97H162ZM168 96V97H169ZM172 96H174V97H172ZM224 96V97H223ZM236 96V97H235ZM254 96H255V98H254ZM6 97H8L7 98V100H6ZM27 97V98H26ZM38 97V99L39 100H36V98ZM56 97V98H55ZM65 97H67L66 99L67 100H65ZM128 97V98H127ZM260 97V98H259ZM262 97V98H261ZM24 98V99H23ZM32 98V99H31ZM42 98L43 99H45V100H42ZM72 98V99H71ZM126 98V99H125ZM143 98H145V99H143ZM170 98V97H169ZM234 98V99H233ZM242 98V99H241ZM245 98V99H244ZM259 98V99H258ZM9 99V100H8ZM70 99V101L72 100H76L75 102H77V103H75L74 105H72L73 104V102H69L68 100ZM153 99H152V102H154L153 101ZM158 99V101H160ZM15 100H17L16 99V97H15ZM20 100H21V103L22 104H20ZM89 100V101H88ZM135 100V101H134ZM138 100V101H137ZM146 100V101H145ZM156 100V99H155ZM191 100V101H190ZM206 100L207 101H210V100H212V101H210V102H206ZM226 100H227V102H226ZM230 100V101H229ZM233 100H234V102H233ZM241 101V103L239 104V102ZM242 100H243V102L244 103H246V101H247V104H246V108H248L247 110L245 109V105H244V103L242 102ZM249 100V101H248ZM252 102H251V101ZM255 100V101H254ZM261 100V101H260ZM5 101H7V102H5ZM39 101V102H38ZM42 101V102H41ZM43 101H46V102H43ZM69 102L71 105L70 106H68L69 107V110H68V107L66 106L67 105V102ZM128 101V102H127ZM144 101V102H143ZM157 100L155 101V102H158ZM223 101V102H222ZM239 101V102H238ZM257 101V102H256ZM262 101H263V103H262ZM25 102L27 103V104H25ZM41 102V103H40ZM48 102V103H47ZM166 102V103H165ZM195 102H197L196 100H195ZM226 102V103H225ZM250 102V103H249ZM261 102V103H260ZM5 103H7V106H6V104ZM36 103V104H35ZM48 105L49 103H50V105L49 106H47L46 104ZM69 103H68V105H69ZM81 103H84V107L82 108V106H81ZM141 103H144L143 105L141 104ZM192 103V102H191ZM207 103V104H206ZM217 103V105H218V102L216 101L215 102V104ZM225 103V104H224ZM230 103V104H229ZM252 103V104H251ZM257 103H258V105H257ZM17 104V106H15ZM135 104V105H134ZM155 107L154 108H156L157 107V105H156V103H152ZM158 104V103H157ZM195 105H196V103H194ZM206 104V105H205ZM232 104H233V106L236 104H239V105H237L236 106V108H233V106H232ZM250 104H251V106H250ZM0 105V106H1ZM25 105V106H24ZM83 105V104H82ZM141 107H140V106ZM145 105V108L146 107H148V105L150 106L149 108V110L151 111V113L150 112H148L149 110H148V108H143L142 106H144ZM195 105H192L191 104V106H193V107H195ZM227 105V106H226ZM228 105H229V108H228ZM241 105H243V106H241ZM253 105V106H252ZM263 105V106H262ZM5 106V107H4ZM21 106H22V109H21ZM30 108H29V107ZM51 106V107H50ZM71 106H73V108L71 107ZM98 106V107H97ZM134 106H135V108H134ZM203 106V107H202ZM206 108H205V107ZM241 108H239V107ZM255 106V107H254ZM257 106V107H256ZM259 106V107H258ZM33 107V108H32ZM125 107V108H124ZM192 107V108H193ZM218 107H219V105H218ZM224 107H226V108H224ZM235 107V106H234ZM242 107H243V109H242ZM262 107V108H261ZM5 108V109H4ZM18 108V109H17ZM25 108V109H24ZM46 108V109H45ZM123 108V109H122ZM153 108V107H152ZM154 108H153V110H154ZM231 108V109H230ZM232 108H233V110H232ZM257 108V109H256ZM35 109V110H34ZM43 109V110H42ZM51 109V110H50ZM70 109H71V112H70ZM74 109H76V110H74ZM116 111H115V110ZM197 109H199V108H197ZM214 109V108H213ZM228 109L229 110H231V112L232 113H230V111L228 112ZM235 109H237L238 111L237 112H234V110ZM255 109V110H254ZM17 110V111H16ZM19 110V111H18ZM26 110V111H25ZM45 110V111H44ZM60 110V111H59ZM75 111V113H77V115L76 114H74L76 117L74 118V116H72L73 115V113H72V111ZM79 111V113H78V111ZM143 110V111H142ZM148 110V111H147ZM239 110H240V112H239ZM247 112H246V111ZM250 110V111H249ZM252 110H253V112L254 113H252ZM256 110H258L259 111V113L258 112H256ZM15 111L17 112V113H19V114H17V113H15ZM20 111H22V112H20ZM25 111V112H24ZM32 111H34V112H32ZM48 111V112H47ZM51 111V112H50ZM73 111V112H74ZM113 111H114V113L116 112V114H111V113H113ZM122 111V112H121ZM146 111V112H145ZM210 111V110H209ZM208 111V112H209ZM214 111V110H213ZM236 111V110H235ZM241 111L243 112V113H241ZM29 112V113H28ZM30 112H32V113H30ZM50 112V113H49ZM59 112H61V113H59ZM227 114H226V113ZM251 112V118L249 117V113ZM24 113H26L25 115H24ZM28 113V114H27ZM62 113H65V114H62ZM120 113V114H119ZM128 113V114H127ZM216 114L217 115V117H215L216 115H213V114ZM237 113V115H235ZM240 113V114H239ZM256 113H258L257 114V116H256ZM260 113H262V114H260ZM36 114V115H35ZM49 114V115H48ZM60 114V115H59ZM69 114H70V116H69ZM131 114H135L134 116L132 115V116H130ZM230 114V115H229ZM231 114H232V116H231ZM244 114H245V116H244ZM248 116H247V115ZM19 115V116H18ZM32 115H33V118L34 119H32L31 117H32ZM48 115V116H47ZM58 117H57V116ZM105 115H106V117H105ZM112 115H114V116H112ZM117 115V116H116ZM254 115V116H253ZM118 117V118H116V117ZM130 116V117H129ZM149 116V117H148ZM228 118H227V117ZM238 116H241V118L239 117L238 118ZM259 116H260V118H259ZM25 117V118H24ZM36 117V118H35ZM49 117V118H48ZM141 117V118H140ZM145 117V118H144ZM148 117V118H147ZM215 117V118H214ZM218 117H220V119L222 120H219L218 119ZM223 117V116H222ZM233 117V118H232ZM243 117H244V119H243ZM20 118H21V120H20ZM28 118V119H27ZM60 118V119H59ZM73 118V119H72ZM111 118H113V119H111ZM248 118V119H247ZM250 118V119H249ZM254 118H258V120H256V119H254ZM126 119H128V120H126ZM139 119V120H138ZM233 119H236V120H234V121H236V122H233ZM240 119V120H239ZM246 119V120H245ZM252 119V120H251ZM10 120V119H9ZM53 120H54V122H53ZM133 120L135 121V122H137V124L135 123V122H133ZM143 120V121H142ZM214 120V121H215ZM224 120H226V121H224ZM230 120H232V122L230 121ZM239 120V121H238ZM248 120V121H247ZM250 120L251 121H253V123L251 122V123H249V126H248V129H247V125H248V122H250ZM11 121V120H10ZM23 121H24V125H23ZM47 121H48V123H47ZM75 121V122H74ZM118 121V122H117ZM129 122V123H126V122ZM140 121V123L138 124V122ZM144 121V123L143 124H146V122ZM210 121V123L208 124V122ZM215 121V122H216ZM245 121V123H243ZM256 121V122H255ZM261 121H259V124H261L262 122ZM15 122H17V123H15ZM25 122H26V124H25ZM57 122V123H56ZM261 122V123H260ZM46 123V124H45ZM121 123V124H120ZM123 123V124H122ZM127 125H126V124ZM132 123V124H131ZM230 123V124H229ZM235 123H236V126H235ZM241 123V128H239L240 126H238L239 124ZM255 123V128H252V124H254ZM7 124V125H8ZM45 124V125H44ZM50 124V125H49ZM133 124H136V126H138V130H139V128H140V134L138 133L137 134V132H136V128H134V125ZM225 124V125H224ZM234 124V125H233ZM242 124H244L245 125V127L242 125ZM251 124V125H250ZM23 125V126H22ZM47 125V126H46ZM206 125V124H205ZM216 125H218V123L216 124ZM223 125L225 126L224 128H223ZM231 125V126H230ZM41 126V127H40ZM69 126V127H68ZM135 126V127H136ZM227 126H228V128H229V126H230V128H229V132L227 133V131H225V129L227 128ZM233 126H234V128H233ZM2 127H5V129H2ZM215 127V128H214ZM251 128V130H250V128ZM253 127H254V125H253ZM7 128V129H6ZM32 128V129H31ZM227 128V129H228ZM19 129V130H18ZM38 129V130H37ZM72 129V130H71ZM133 129H135V131H132ZM214 129H215V131H214ZM226 129V130H227ZM237 129V130H236ZM241 129V130H240ZM243 129H245V131L243 130ZM253 129H255L254 131H253ZM16 130V131H15ZM204 130V131H205ZM220 130H222V132H220L219 134H221V136L219 135V136H217L218 135V132L220 131ZM225 132H224V131ZM240 130V131H239ZM246 130H248L247 132H246ZM256 130H257V132H256ZM131 131H132V134H134L133 136H132V134H130L131 133ZM236 131V132H235ZM245 132V135H244V137H242L243 136V133ZM206 132V133H207ZM253 134H252V133ZM259 132V133H258ZM32 133V134H31ZM135 133L137 134V136H135ZM144 133V132H143ZM217 133V134H216ZM226 133H227V135H226ZM241 133V134H240ZM248 133V134H247ZM250 133H251V137H250ZM257 133V134H256ZM263 133V132H262ZM30 134V135H29ZM213 134H216V135H214L213 136ZM230 134H232V135H230ZM5 135V136H4ZM138 135H139V137H138ZM145 135V134H144ZM144 135H142V136H144ZM223 135V136H222ZM235 135H238V136H235ZM240 135V136H239ZM249 137H248V136ZM260 136L259 137V139H258V137H256V136ZM52 136V137H51ZM211 136H212V138H211ZM225 136V137H224ZM227 136L229 137L228 139H227ZM245 136L247 137L246 139H245ZM254 136V137H253ZM94 137V138H93ZM95 137H97V139H98V145H96V142H94L93 141V139H96ZM135 137H138V139L139 140H137V138H135ZM146 137H148V138H146ZM217 137V139H215L214 140V138H216ZM221 137V138H220ZM252 137L254 138L253 140H252ZM256 137V138H255ZM25 138V139H24ZM84 138V139H83ZM89 138V139H88ZM92 138V139H91ZM224 138V141L223 140H221V139H223ZM237 138V139H236ZM251 138V139H250ZM1 139H2V141H1ZM10 139V140H9ZM85 139H88V140H86V144H85ZM134 139V140H133ZM147 139V140H146ZM152 140V138H149V140ZM209 139V140H208ZM227 139V140H226ZM241 141H240V140ZM244 139V140H243ZM13 140H14V142H13ZM218 140V141H217ZM247 140V141H246ZM249 140H250V143H249ZM252 140V141H251ZM255 140H257V142L255 141ZM260 140V141H259ZM81 142V144H80V142ZM99 141H100V143H99ZM134 141V142H133ZM215 141L216 142H218V146H215V145H217V143H215ZM221 141H223L221 144L222 145H219L220 143L219 142H221ZM225 141H226V143H225ZM227 141H229V143H227ZM243 141V142H242ZM5 142V143H4ZM9 144H8V143ZM46 142V143H45ZM84 142V143H83ZM121 142V143H120ZM146 142H149V143H146ZM247 142V143H246ZM260 143V142H262L261 144H258V145H260V147L256 144V143ZM11 143H13V144H11ZM45 143V144H44ZM83 143V144H82ZM240 143V144H239ZM255 143V144H254ZM62 144H63V146H62ZM76 144H80L79 145V147L81 148L82 147V149H80L79 148V150H77L76 148H78V145H77V147H75L76 146ZM85 144V145H84ZM206 144V143H205ZM215 144V145H214ZM252 145L250 148H249V145ZM104 145V146H103ZM111 147H110V146ZM209 145V146H208ZM264 145V144H263ZM6 146V147H5ZM83 146H85V147H83ZM131 146V147H130ZM132 146H136V147H138V146H140L139 147V149H140V151L141 152H143V153H145L144 155H141V154H143V153H141L140 151H139V149L137 148V150L139 151V153H137V155L136 156H138V157H134V159L135 158H139L140 159V157H141V159L142 158H144V161H142V162H140L139 160H137V162H133V161H136V159L134 160L133 158V160H132V162L131 163H129V165H125L126 167H124V166H122V165H124V163H126L125 161L126 160H128V162H130L129 160V158H131V156H133L134 155V153H136V151H134V153L132 154V151L133 150H131L130 148H132L133 149V147ZM220 146H222V147H220ZM225 146H227V148L224 147ZM246 146V147H245ZM255 146H256V148H255ZM10 147V148H9ZM103 147V148H102ZM127 147V148H126ZM130 147V148H129ZM136 147H134V148H136ZM216 147H218V148H216ZM241 147H240V149H241ZM243 147H245V148H243ZM257 147H259V148H257ZM61 148H63V150L61 149ZM130 149V152H129V149ZM221 148H223L222 150H224V151H222L221 150ZM5 149V150H4ZM256 149H258V150H256ZM59 150H61L60 152H59ZM219 150H221L222 152H219ZM122 151V152H121ZM160 153H159V152ZM4 152V153H3ZM108 152V153H107ZM121 152V153H120ZM146 152H148V155H146L147 153ZM215 152H217V153H215ZM220 153V155H219V153ZM63 153V154H62ZM129 153V154H128ZM131 153V154H130ZM62 154V155H61ZM214 154V155H213ZM216 154H218V155H216ZM134 155V156H135ZM139 155H141V156H139ZM147 156V157H142V156ZM151 155L153 156V157H155V159H158L157 161H155L153 158H151ZM223 155V154H222ZM13 156V157H12ZM149 156H150V158H149ZM162 156V157H161ZM101 157V158H100ZM223 158H224V156H222ZM222 157H220V159L222 158ZM227 157H225V158H227ZM148 158L149 159H152L153 161H152V163H151V160H149V161H147L148 160ZM216 158V157H215ZM214 158V159H215ZM222 158V159H223ZM77 159V160H76ZM162 159V160H161ZM218 159L216 160V164H217V162H218ZM220 159H219V164L222 162V165L223 166H225V165H227V166H225V172H227V168H229L228 166V164H225V163H227V161H226V159H224L225 161V165L223 164V161H221L220 162ZM221 159V160H222ZM100 160V161H99ZM160 160H161V162H160ZM210 160V162H212ZM94 161V162H93ZM155 161V162H154ZM161 163V165H160V163ZM213 161H215V160H213ZM77 162V163H76ZM145 162H148V163H145ZM150 162V163H149ZM158 162V163H157ZM209 162V163H210ZM99 163H100V165H99ZM155 163V164H154ZM159 164V165H157V164ZM106 164V165H105ZM128 164V163H127ZM131 164V165H130ZM142 165L143 166V168H144V166H145V170H147L148 168L151 170V168H152V170L151 171H153L155 174V176H151L152 174L150 173V174H148L149 172L147 171L146 173H144L142 170H144L143 168H139L138 167V165ZM218 164V165H219ZM80 165V166H79ZM85 165V167L84 168H82V166H84ZM137 165V168H135V166ZM151 165H153V167L151 166ZM218 165H216V166H218ZM221 165V164H220ZM219 166L220 168H221V172H223L222 171V169H223V166ZM94 166H95V169H94ZM130 166V167H129ZM160 166V167H159ZM211 166L214 168L215 167V164H214V162H212L211 163ZM81 169H80V168ZM120 167H122V168H120ZM159 167V168H158ZM17 168V169H16ZM91 168V169H90ZM105 168V169H104ZM123 168H126V170L125 169H123ZM136 169V170H132L133 172L131 173V175L130 176H132V178H133V180L134 179H137V178H139V180H142V177H143V180H145V181H143V182H146L147 180L146 179H148L149 178V183L147 184V183H144L145 185H149L150 183L152 184V189L155 187V188H159L160 190L162 189L163 191L165 190V192H163L162 191V193H161V195L160 196H162V194H163V197H160V196H158L159 194H158V192L155 190V193H156V195L153 193L154 192V190L152 191V189H150L149 187L150 186H144L142 183L143 182H141V181H139L140 183L139 184H141V186L144 188H147V189H150L151 191H152V193L153 194H150L151 193V191L149 192V191H147V189H143V188H141V186L136 182V181H133L132 180V178L130 177V176H128L127 174L128 173H130L131 171V169ZM147 168V169H146ZM217 169H219L220 170V168H218V167H216ZM83 169V170H82ZM100 169H101V171H100ZM102 169H104V171L102 170ZM123 169V170H122ZM215 169V168H214ZM108 170H110V171H108ZM139 170H141V175H145V174H148V175H150L151 176V178H150V176L149 177H147L146 176V179L144 178V176H140V175H136L138 172H140ZM162 170H164V165H163V168H162ZM218 170V174H219V171ZM14 171H16V172H14ZM53 171H55L54 173H53ZM73 171V172H72ZM108 171V172H107ZM115 171H118V172H115ZM120 171V172H119ZM137 171V172H136ZM11 172V173H10ZM13 172V173H12ZM109 172H111V174L109 173ZM116 173V175L117 174H119L118 176H120L121 174H122V176L124 177V175H127L126 176V178L128 179V177L130 178V179H128V180H126V178L124 179L123 178V180H124V182H125V180L126 181H130L129 182V185L132 183V184H138V186H139V188L141 189V190H143V192L145 191V192H148V194L147 193H144L143 195H144V197H141L142 196V191H141V193L139 192V191H135V187L137 186V185H135V187H133V185L131 186L132 187V189L129 187V186H127V185H125V184H128V182H125V183H122V185H121V182L123 181V180H119L120 178H121V176L120 177H118L117 176V178H116V175L114 174V173ZM136 172V173H135ZM225 172H223V174H222V178L223 179H225L226 180V178H225ZM101 173V174H100ZM106 173H108V176H106V178H109L110 176H112V179L115 177L116 179H118L119 181H120V183H119V181H117L116 179V181H115V186L117 187V184L119 183L121 186H118L119 187V189H121V187H124V188H122L121 189V191H128L124 196H126L128 193H129V191L131 190V192H135V194H136V197L138 196L137 194H139V196H140V194H141V196H140V198H138V199H140V200H138L137 198V200L136 199H134L135 197H133V195H131V192L128 194V200H127V198L125 197L124 198V196H122V198H121V195L120 196H114V194L117 192H113V190H115L116 189V187L114 186V185H111L114 181H112L111 180V178H109V181L106 183V181H107V179L105 178V174ZM162 173V172H161ZM2 174V175H1ZM8 174H10V175H8ZM91 176H90V175ZM134 174V175H133ZM16 175V176H15ZM86 175H88V176H86ZM94 175H96V176H94ZM103 176L104 178H103V180H106V181H104V182H102L103 180H100L99 181V179H102V177H100L99 178V176ZM115 175V176H114ZM162 175V174H161ZM160 175V176H161ZM21 176V177H20ZM220 176H221V174H220ZM96 177V178H95ZM135 177V178H134ZM6 178V179H5ZM15 178H17V179H15ZM94 178H95V180H94ZM156 178V177H155ZM89 179H90V181H89ZM92 179V180H91ZM154 179V178H153ZM153 179H152V181H153ZM98 180V181H97ZM111 180V181H110ZM114 180V179H113ZM225 180H223L224 182H225V185L227 184L226 182L227 181H225ZM12 181V182H11ZM49 181H51V182H49ZM96 181V182H95ZM137 181H138V179H137ZM10 182V183H9ZM94 182V183H93ZM134 182H136V183H134ZM38 185H37V184ZM47 183V184H46ZM92 183V184H91ZM96 183V184H95ZM45 184V185H44ZM76 184V185H75ZM90 184V185H89ZM150 184V185H151ZM4 185V188L2 187ZM11 185V186H10ZM77 185L79 186L78 188H80V189H78L77 188ZM87 185H89V187L87 186ZM96 185V186H95ZM100 185H102V186H100ZM110 185V187H112V186H114V189H111L112 190V192L114 193H112L111 191L109 192V193H112V195L114 196V197H120L121 198V203H126V206H127V204L131 207L132 206V209L131 208H129L128 206L126 207L124 204V207H123V205H121V203H120V201H116V198H112L111 196V194H107V190L108 189H110V187H108ZM15 187V188H11V187ZM36 188H35V187ZM40 186H42V187H40ZM44 186V187H43ZM108 187L107 188V190H106V188L105 187ZM226 186H228V184L226 185ZM29 187H31V189L29 188ZM34 187V188H33ZM97 187V188H96ZM101 187V188H100ZM117 187V188H118ZM125 187H127L126 189H125ZM128 187H129V190H127L128 189ZM229 187V186H228ZM27 188H29V190L27 189ZM42 188V189H41ZM86 188V190L84 191V189ZM94 188H96V189H94ZM113 188V187H112ZM138 187H136V189H137ZM138 188V189H139ZM16 189V190H15ZM37 189V190H36ZM124 189V190H123ZM137 189V190H138ZM158 189V190H159ZM22 192H21V191ZM28 190V191H27ZM33 190H35V192L33 191ZM39 190V191H38ZM48 190H49V192H48ZM79 190H81V191H79ZM84 192H83V191ZM159 190V193L161 192ZM230 190V189H229ZM5 191V192H4ZM31 191V193H28V192H30ZM36 191H37V193H36ZM120 191V192H121ZM24 192V193H23ZM42 192V193H41ZM27 193V194H26ZM46 193V194H45ZM49 193V194H48ZM106 193V194H105ZM123 193V192H122ZM166 195H165V194ZM6 194V195H5ZM42 194V195H41ZM48 194V195H47ZM117 194H118V192H117ZM117 194H115V195H117ZM146 194V195H145ZM158 194V195H157ZM45 195V196H44ZM105 195V196H104ZM107 195V196H106ZM109 195H111L110 197H109ZM164 195L166 196V197H168L169 199H168V201L170 202L168 205H167V202L168 201H166L167 200V198L166 197H164ZM8 196V197H7ZM93 196V197H92ZM131 196L133 197V198H131ZM147 196H151L149 199H147V202L146 203H149V201H153V204H156V206H157V204H158V202L161 204V203H163V206H164V202H166V205L168 206L167 207V209H169V208H172L171 209V211H169V210H166L165 211V209H166V205L164 206L165 208H163V206L162 207H160V205H159V207H160V210L162 209L163 211H160L159 210V207H158V209H157V207L154 205L153 207H155V208H153V209H156V213L154 212V210L153 209H150L149 208V210H153V212L152 213H150L149 212V210H148V207L151 205L150 203V205L148 206L146 203H145V201H144V203L142 202L143 200H144V198H147ZM30 197V198H29ZM46 197V198H45ZM49 197V198H48ZM89 197V198H88ZM94 197L96 198V200L100 203V204H102V206H104V210L106 211V209H108V206H109V211L110 210H112L111 208L113 207V210H114V213H116V215L118 216H116L114 213H113V215H112V212H113V210L112 211H110L111 213V216L109 217V224H108V226L110 225H112L110 228H107V231H108V233H107V231H106V229L104 230V228L106 227V226H101V229H100V231H101V233H102V231H103V235H104V237H106V240L108 241V238H109V241L107 242L106 241V243L108 244V246L109 247H107V245H106V243H105V246H104V249L102 248V249H99V246H100V244H96V242L94 241V240H96V238L95 237H97V234H95V231H94V229H93V225H95V224H93L92 225V223H87V222H90L91 220H92V216H91V214H90V208H91V206L90 205H92V201L91 200H93L94 199ZM108 197L109 198H112V200H113V202H112V200H110V199H108ZM33 198V199H32ZM143 198V199H142ZM152 198V200H150ZM164 198V199H163ZM10 199V200H9ZM28 199L29 200H34V203L36 204V208H37V210H32V208H31V206L28 204ZM125 199L127 200V201H125ZM166 199V200H165ZM123 200H124V202H123ZM142 200V201H141ZM1 201H3L2 203H1ZM9 201V202H8ZM47 201V202H46ZM49 201V202H48ZM74 201V202H73ZM115 201V202H114ZM129 201V202H128ZM253 201V200H252ZM251 200H249V201H246V203H245V201H243L242 203H241V201H239L240 202V204H238L239 205V208L241 207V205H244V206H242L241 208L243 209V210H246V211H248V213H250V221H251V223L249 222V220H248V222L250 223V224H252V225H250V224H248L247 225V222H246V225L250 228V229H248V228H246V229H244L245 228V226H244V228L243 227H241L242 228V230H240L239 229V232H238V234H240L239 235V237H240V239H241V241L243 240V241H245L246 240V242L244 243L243 241H242V243H244V244H242V246L244 245L245 247H247V245L249 244H251L250 242L252 241L253 242V240H254V243L256 244V246H257V248H256V246H255V244L253 243V246L255 247V248H253V246L252 245H250V246H252L251 248H253V252H254V249H256L258 252H257V255H255V254H253V253H250V254H252V255H250L249 254V252H251V251H249V252H247L248 253V255H249V257L251 256H253L252 258L250 257V259H251V261H254L255 263H258V264H261V261H259V259H261V258H264V252H260V248H261V251H264V238H262V237H264V235H262V233L264 232L263 230H264V221L262 222V220H264V213H262L261 214V212H263L261 209H264V202H263V200L262 201H257L258 203H262V207H261V209H260V207H258V205H256L257 204V202L256 203H254L255 202V200H254V202H252ZM71 202H72V205H69V204H71ZM91 202V203H90ZM119 202V204H117ZM155 202H157V203H155ZM238 201H237V203H239ZM25 203V204H24ZM41 203V204H40ZM45 203V204H44ZM48 205H47V204ZM69 203V204H68ZM77 203H79V204H77ZM106 204V205H104V204ZM113 203V204H112ZM115 203V204H114ZM129 203H131V204H129ZM236 203V204H237ZM261 203L259 204L260 206H261ZM55 206H53V205ZM133 204H134V207H135V210H137L136 208H141V209H146V210H144L145 212H147L148 213V215H153V216H156L157 214H159L160 212H161V214H163L164 216H166V214H164V213H166L167 211H169L170 213H172V214H176V219H174V225H175V223H176V229L178 230L179 228V230L178 231H180V233L179 234H177L179 237H175L174 235H176V234H172V233H175V231H177V230H175V231H173L172 233L171 232H169V230H167V229H164V228H161V227H158V228H155V227H153V229H154V231H153V229H152V231H150L149 230V234H151V236L155 239V241H157V242H159V239H160V242L161 243H159V245H158V243H157V247L159 248H153V249H151V250H149V251H151V252H149L148 250H145V249H143L140 245H138L139 243L138 242H136L137 241V238H135V234L137 233V230H138V227L139 226H141L142 224H144V225H147V223L150 225L151 224V221L153 222L155 219L153 218V219H151V217L148 219V217L146 216V214L144 215V213L145 212H142L141 213V209H139L138 211H140V213H141V219H145V217H147L144 221H145V223H142L143 221H141V220H139V218H140V215H135V214H133V216H132V214L130 213V211H135V210H133L134 208H133ZM152 204V205H153ZM170 204H172V205H170ZM249 206H248V205ZM252 204V205H251ZM27 207H26V206ZM147 205V206H146ZM169 205H170V207H169ZM255 205V206H254ZM50 206H51V208H50ZM106 206V207H105ZM123 208H122V207ZM247 206V207H246ZM257 206V207H256ZM54 207V208H53ZM87 207H88V209H87ZM116 207V208H115ZM118 207H119V209H118ZM125 207H126V209H125ZM151 207V206H150ZM173 207L176 209L175 211L173 210ZM250 208V210L251 211H249V208ZM251 207H252V209L253 210H255V208L257 209V210H255V212L251 209ZM115 208V209H114ZM129 208V209H128ZM241 208H240V210H241ZM47 209V210H46ZM49 209V210H48ZM54 209V210H53ZM128 209V210H127ZM59 210H60V212H59ZM116 210V211H115ZM122 210V211H121ZM124 210V211H123ZM125 210H126V212H125ZM158 210L160 211L159 213H157L158 212ZM243 210H242V212H243ZM260 210H261V212H260ZM19 211V212H18ZM87 211V212H86ZM108 211V210H107ZM108 211V212H109ZM138 211H136L137 213L136 214H138ZM259 211V212H258ZM38 212V213H37ZM42 212H43V217L41 216V214H42ZM69 212V213H68ZM132 212V213H133ZM169 212H167V214L169 213ZM245 212V211H244ZM49 214V216H48V214ZM75 215H74V214ZM80 213H82V214H80ZM87 213V214H86ZM89 213V214H88ZM129 213H130V215H129ZM150 213V214H149ZM259 214V215H255V214ZM2 214V215H1ZM32 214V215H31ZM73 214V215H72ZM124 214V215H123ZM143 214V215H142ZM154 214H156V215H154ZM171 214V215H172ZM38 216V218H37V216ZM47 215V216H46ZM59 215V216H58ZM72 215V216H71ZM86 215V216H85ZM160 215V214H159ZM158 215V219L159 220H162V216L160 217ZM168 215H170V214H168ZM171 215L169 216L170 217V221L169 222H171V220H173L172 218H173V216H175V215H173L172 217H171ZM179 215V214H178ZM244 215L246 216L245 218H246V220L248 219L247 218V215H246V212L244 213ZM261 215V216H260ZM30 216V217H29ZM52 216V217H51ZM82 216L84 217L83 219H80V218H82ZM115 216V217H114ZM122 216H123V220H122ZM133 218H132V217ZM255 216H260L259 217V219H258V217L256 218ZM40 217H42V218H40ZM69 217V218H68ZM127 219H126V218ZM155 217V218H156ZM248 217H249V214H248ZM257 219H255V218ZM121 218V219H120ZM125 218V219H124ZM164 218V217H163ZM75 219V221L74 222H72L73 220ZM91 219V220H90ZM118 219H119V221H118ZM166 219V218H165ZM164 219V221H161L162 223L163 222H165L166 220ZM169 219V218H168ZM72 220V221H71ZM77 220L80 222V224H78V226L76 225V222H77ZM88 220V221H87ZM90 220V221H89ZM139 220V222H137ZM259 220V223L257 222ZM260 220H261V222H260ZM29 221V222H28ZM123 221V222H122ZM136 221V222H135ZM35 222V223H34ZM46 222V224H43V223H45ZM79 222H77V223H79ZM140 222H141V224H140ZM168 221H166V223L163 225V227L168 223V225H166L167 226V228L169 229L170 227H171V225L169 226V224H172V223H169ZM33 223H34V225H33ZM60 223V224H59ZM125 223V224H124ZM180 223V224H181ZM263 223V224H262ZM118 224V225H117ZM126 226H124V225ZM172 224V226H173V228L175 229V226ZM74 225V226H73ZM77 227H76V226ZM132 225V226H131ZM250 225V226H249ZM259 225H260V227H259ZM45 226V227H44ZM97 226V225H96ZM95 226V227H96ZM131 228V229H134V230H129V227ZM156 226V225H155ZM246 226V227H247ZM252 226V227H251ZM88 227V228H87ZM90 227V228H89ZM157 227V226H156ZM254 227V228H253ZM74 228V229H73ZM166 228V227H165ZM172 228V227H171ZM253 228V229H252ZM259 228H260V230H259ZM78 229V233L76 232V230ZM162 229V230H161ZM173 229V230H174ZM244 229V230H243ZM255 229V230H254ZM66 230V231H65ZM129 232H128V231ZM157 230H158V232H157ZM163 230L165 231L164 232V234H166V230H167V233H169V234H167L168 235V238H170L171 237V239H168V238H164V240H163V237H162V239L161 238H159V237H161V235H163V236H165L164 234H162L163 233ZM170 230H172V229H170ZM104 231H106V235H105V233H104ZM247 231V232H246ZM248 231H249V234H250V236H252L253 237V240H252V237L250 238V236H248V238L246 237L247 235H249V234H247L248 233ZM256 231V234L255 233H252V232H255ZM66 232V233H65ZM121 232V233H120ZM151 232V233H150ZM156 232V233H155ZM246 232V234L244 235V233ZM80 233V234H79ZM83 233H84V235H83ZM129 233V234H128ZM155 233V235H153ZM171 233V234H170ZM63 234V235H62ZM120 234V235H119ZM134 234V235H133ZM255 234V235H254ZM258 234V235H257ZM264 234V233H263ZM68 235V236H67ZM70 235V236H69ZM112 235V236H111ZM166 235V236H167ZM256 236L255 238H254V236ZM71 236H73V237H71ZM170 236V237H169ZM172 236H173V240H172ZM244 236V237H243ZM257 236H258V238H257ZM70 237V238H69ZM83 237V238H82ZM128 237V238H127ZM134 237V238H133ZM247 239H246V238ZM250 238V239H249ZM260 241H258L257 239ZM63 239V240H62ZM71 239V240H70ZM124 239V240H123ZM136 239V241H134ZM174 239H175V241H174ZM245 239V240H244ZM163 240V241H162ZM172 240V242H170ZM177 240V241H176ZM180 240V241H179ZM249 240V241H248ZM258 241V244L255 242V241ZM73 241V242H72ZM128 241V242H127ZM132 241H134V242H132ZM167 241V242H166ZM163 242V243H162ZM138 243V244H137ZM78 244V245H77ZM174 244H177L176 246L174 245ZM71 245H72V247H71ZM123 245H124V247H126V248H124L123 247ZM128 245H130V247H129V250H128V248H127V246ZM249 245H248V248H249ZM74 246V247H73ZM174 246H175V250L176 249H178L177 250V252H180V253H178V254H175V250H174ZM178 246V247H177ZM244 246H243V248H244ZM141 247V248H140ZM173 247V248H172ZM185 247H187L188 248V246H185ZM106 248H108V249H111V250H108V249H106ZM183 248V249H182ZM248 248H246V249H248ZM251 248H249V249H251ZM97 249H99L100 250V252H99V254H98V252H97ZM245 249V248H244ZM245 249V250H246ZM102 250H103V252H102ZM131 250H133V254H131L130 253V251ZM174 250V251H173ZM190 250V251H189ZM255 250V251H256ZM181 251H183V252H181ZM192 251V252H191ZM156 252H160V253H156ZM176 252V253H177ZM184 252H185V254H184ZM109 253V254H108ZM191 253H192V255H191ZM246 253V254H247ZM256 253V252H255ZM263 253V254H262ZM147 254V255H146ZM154 254V255H153ZM163 254H165V255H163ZM167 254V255H166ZM174 256H173V255ZM188 254H190V255H188ZM95 255V256H94ZM97 255H101L98 259H96L97 258ZM184 255V256H183ZM187 255V256H186ZM71 256V257H70ZM176 256V257H175ZM78 257H80V258H78ZM153 257V258H152ZM258 259H257V258ZM78 258V259H77ZM94 258V259H93ZM114 258L116 259V261L114 260ZM178 259V261H177V259ZM183 258V259H182ZM199 258V257H198ZM91 259V260H90ZM140 259V260H139ZM165 259V260H164ZM135 260H136V262H135ZM139 260V261H138ZM171 260H172V262H171ZM177 262H176V261ZM182 260V261H181ZM185 260V261H184ZM188 260H192V261H188ZM199 260V259H198ZM197 260V262H196V264H200V260L198 261ZM205 260V259H204ZM206 260H208L207 258H206ZM262 260V259H261ZM91 261V262H90ZM173 261H174V263H173ZM98 262V263H97ZM184 262V263H183ZM190 262V263H189ZM193 262V263H192ZM210 262V261H209ZM212 262V261H211ZM201 264H203L202 262H201ZM225 264V263H224ZM262 264H263V261H262Z\"/></svg>",
    "mask_w": 264,
    "mask_h": 264
},
{
    "label": "bare ground",
    "instance_id": "6f19581e",
    "mask_svg": "<svg viewBox=\"0 0 264 264\" xmlns=\"http://www.w3.org/2000/svg\"><path fill=\"white\" fill-rule=\"evenodd\" d=\"M1 1H2V0H1ZM5 1H6V0H5ZM15 1H16V0H15ZM15 1H14V2H15ZM20 1H22V0H20ZM20 1L17 0V2H20ZM38 1H39V3L37 2V0H32V2H35V3H31V0H30V1L28 0V2L31 3V5H30L28 8L25 7V6L28 4V2H27L26 0H25V3H27V4L24 5V7H19V6L21 5V4H20L21 2L18 3V4H20V5H18V8H20V11H21L22 8H24V10L22 9V13L24 12V14H26V13L28 14V15L26 14L27 16H31V17H28L29 20L27 19L28 21H26V22L29 23V24H28L29 26L27 25V26H28L27 28L31 27V25H32V23L34 22V20H37L35 17L37 16L36 14H38V10H39V9L36 10L35 8H32V7H34L35 4H40V2H41L42 0H38ZM44 1H45L46 5H44ZM47 1H51L50 4H49V2L47 3ZM73 1H75V3L79 2V3H78L79 5L76 4L75 6H77V5L80 6V5L82 4V3H81L82 0H80V1H79V0H77V1H76V0H73ZM73 1H71V0H67L66 3L69 4V3H72ZM111 1H112V0H84L85 4L93 5V7H95L94 5H96V4H98V6L100 5L99 7H100L101 10H102V9H105L106 6H107V4H108V5L110 4V5H109L110 8L108 9V6H107L106 9H107V12L110 10V11H111L110 13H111V15H112L114 11H112V9H111V5L113 4V2H112V4L110 3ZM113 1H114V0H113ZM118 1H119V0H118ZM120 1H121V0H120ZM120 1H119V2L115 1V2L117 3V5H115V3H114V5H112V6H113L112 8L115 9V11L117 12V14H118V13H121V10H124V9H122L123 6H125L124 4H123V6H122V4H121V3H123V2H122L123 0H122L121 2H120ZM125 1H126V0H125ZM137 1H138V0H137ZM139 1H140V0H139ZM143 1H145V0H142V3H143ZM153 1H154V0H153ZM155 1H156V2H150V0L147 1V2H149V4L146 3V4H148V7H149L151 4H155V8L153 7L154 9H153V8L151 9V8H150L151 6H150V7H149L150 9L147 10V8L145 7L146 10H147L148 12H147V11H142V14H143V12L145 13V15H143V16H144L143 19H144L145 17H146V18L148 17V19L151 18V20H152L153 17H154L157 13H154V12L152 13L151 10H159V8H157V4L160 3V1L162 2V1H164V0H158V1L155 0ZM169 1H170V0H168V1H166V2H169ZM172 1H173V0H172ZM176 1H177V0H176ZM188 1L190 2V0H188ZM210 1H211V0H210ZM219 1H220V0H219ZM232 1H233V0H232ZM236 1H237V0H236ZM236 1L234 2V4L236 3ZM240 1H241V0H240ZM245 1H246V0H245ZM247 1H248V0H247ZM263 1H264V0H263ZM36 2H37V3H36ZM42 2H43V3H42ZM42 2H41L40 5H35V7H36V6H39V7H40L41 5H43L44 7L47 6L49 9H50V7H51V10L53 9V6L55 7V9L57 8V10L54 9V13H52V14H50V12H49V10L47 9V7L45 8V10H47L46 12H49L48 14H49L50 16H52L53 14H56V15H53V17H54V21L57 20L58 18H59L58 20H60V16H58L59 14H60V15L66 14V15L61 16V18H63V17L65 16V20L69 17V15H72L71 18H72L73 22L76 21V20H75V16H77V14H78L79 17L81 16V15H79L80 12H81L80 8H79V13H77L78 10H76L75 13H77V14H75V13L73 12V13L75 14V16L73 15L72 11L74 10V8L72 9L71 7L74 5V3L71 4V5H70V4H69V5L67 4V6L65 5L66 7H64V8H65V9H64L62 6H63V4H64L65 2H64V3H63V2H60L62 6L59 5L60 3L58 2V0H56V1H55V0H54V1H53V0H43ZM52 2H53V4H51ZM126 2L128 3V2H130V1H126ZM157 2H158V3H157ZM180 2H181V1H179V2L177 1V3H179V4H180ZM185 2H187V1H186V0L184 1V5H185V7H186V6L189 5V4H185ZM189 2H188V3H189ZM204 2H206V0H205ZM204 2H203V4H204ZM208 2H209V0H208ZM228 2H229V1H228ZM230 2H231V1H230ZM237 2H239V1H237ZM241 2H242L241 4H243L244 1H241ZM249 2H250V0H249ZM253 2H254V0H253ZM4 3H5V2H4ZM22 3H24V2L22 1ZM25 3H24V4H25ZM55 3H56V4H55ZM124 3H125V2H124ZM136 3H137V2H136ZM136 3H135V4H136ZM173 3H174V2H173ZM173 3H172V4H173ZM182 3H183V2H182ZM192 3H193V2L191 1V2H190V5H191ZM214 3H216V2H213V4H214ZM218 3H219V2H218ZM220 3H221V1H220ZM232 3H233V2H232ZM245 3H246V2H245ZM245 3H244V4H245ZM247 3H248V2H247ZM263 3H264V2H263ZM15 4H16V3H15ZM47 4H48L49 6H48ZM54 4H55V5H54ZM57 4H58V5H57ZM118 4H120L122 7L120 8V7L118 6ZM139 4H140V2H139ZM201 4H202V3H201ZM203 4H202V5H203ZM206 4H207V6H208L207 8H209L210 4L207 3V2H206ZM208 4H209V5H208ZM216 4H217V3H216ZM241 4H240V5H241ZM251 4H252V3H251ZM6 5H7V4H6ZM6 5H5V6H6ZM11 5H12V3H11ZM11 5H10V6H11ZM13 5H14V4H13ZM32 5H33V6H32ZM82 5H83V4H82ZM82 5H81V6H82ZM88 5H84V6H88ZM130 5H131V4H130ZM130 5H128V7H129ZM162 5H163V4H162ZM162 5H160V6H162ZM180 5H181V4H180ZM184 5H183V6H184ZM195 5H197V4H195ZM214 5H215V4H214ZM217 5H218V4H217ZM217 5H216V7H217ZM225 5H227V4H225ZM225 5H224V7H225ZM231 5H232V4H231ZM240 5H239V3H238V6H240ZM246 5H247V4H246ZM248 5H249V4H248ZM253 5H254V4H253ZM263 5H264V4H263ZM5 6H4V7H5ZM15 6L17 7V4H16ZM15 6H12V7H14V8L17 10V8H16ZM22 6H23V5H22ZM31 6H32V7H31ZM43 6H41V7H43ZM57 6H58V7H57ZM68 6H70L71 9L68 8ZM78 6H77V7H78ZM136 6H139V5H136ZM136 6H135V7H136ZM145 6H147V5H145ZM175 6H176V5H175ZM178 6H179V5H178ZM193 6H194V4H193ZM204 6H205V5H204ZM219 6H222V7H223V5H221V4H220ZM234 6H235V5H234ZM234 6H233V7H234ZM8 7H9V6H8ZM39 7H38V8H39ZM41 7H40V10H39V11H40V13L42 14V13H44L45 11L42 12V11H41V9H42ZM44 7H43V8H44ZM96 7H97V5H96ZM96 7H95V9H96ZM99 7L97 8L98 11H100V13H103V12H101V10H99ZM115 7H116V8H115ZM118 7H119L120 12H118V10H117ZM130 7H131V6H130ZM139 7H140V6H139ZM143 7H144V6H143ZM166 7L168 8V6H166ZM171 7H172V6H171ZM180 7H182V6H180ZM185 7H184V8H185ZM191 7H192V5H191ZM205 7H206V6H205ZM216 7H213V6H212V7H211V8H212L211 10H213V8H216ZM224 7H223L222 9H224ZM233 7H232V9H234ZM246 7L248 8V7H250V5H249V6H246ZM26 8H27V10H26ZM29 8L31 9L30 11H33V10L35 11V12H32L33 15L31 14L30 11H29V13H28V9H29ZM36 8H37V7H36ZM58 8H60V9L62 8V9H64V11H67V10L69 9V12H68V13H67V12L65 13V12H63V10H60V9H58ZM82 8H83V7H82ZM82 8H81V9H82ZM86 8H87V7H86ZM131 8H132V7H131ZM137 8H138V7H137ZM164 8H165V7H164ZM174 8H177L176 11H177V13H178V11H179V10H178L179 7L176 6V7H174ZM186 8H187V7H186ZM194 8H195V7H194ZM203 8H204V7H198V8H197L198 10H197L196 8H195V9L197 10L196 12L201 13V12H203ZM218 8H219V7H218ZM220 8H221V7H220ZM230 8H231V7H230ZM244 8H245V7H244ZM244 8H243V10H245ZM250 8H251V7H250ZM4 9H7V8H4ZM66 9H67V10H66ZM88 9L92 12L91 15L93 16V11L91 10V9H92L91 6H88ZM88 9H87V10H88ZM93 9H94V8H93ZM97 9H96V11H97ZM125 9H127L126 6H125ZM189 9H190V8H189ZM195 9H193L194 12H195ZM222 9H220V11H219V9H218L217 11L214 10V11H213V14H214L215 11H216V12L219 11L218 13H221V10H222ZM227 9H228V8H227ZM227 9H226L225 11H227ZM232 9H228L229 12H231L230 10H232ZM237 9H238V8H237ZM240 9L242 10V6H241ZM255 9H257V8L255 7ZM8 10H9V9H8ZM25 10H26V11H25ZM42 10H44V9H42ZM51 10H50V11H51ZM58 10H59V11H58ZM71 10H72V11H71ZM89 10H88V12H89ZM132 10H136V9L134 8V9H132ZM139 10H140V8H139ZM143 10H144V9H143ZM168 10H169V9H168ZM168 10H166V12H167ZM170 10H171V9H170ZM173 10H174V9H173ZM191 10H192V8H191ZM241 10H240V13H241ZM251 10H252V9H251ZM1 11H3V10H1ZM11 11H12V8L10 9L9 12H11ZM13 11H15V10H13ZM18 11H19V9H18ZM36 11H37V13H36ZM55 11H56V12H55ZM60 11H62L63 14H62V12H60ZM98 11H97V13H98ZM127 11H128V10H127ZM150 11H151V12H150ZM171 11H172V10H171ZM171 11H170V13H171ZM183 11H184V10H183ZM208 11H210V10H208ZM225 11H224V12H225ZM232 11H233V10H232ZM249 11H250V10H249ZM15 12H16V11H15ZM25 12H26V13H25ZM51 12H52V11H51ZM58 12H60V13L57 14ZM125 12H126V10H125ZM129 12H130V11H129ZM133 12H134V11H133ZM138 12H139V11H138ZM149 12L152 14V15L150 14V15H151L150 18H149V14H148V16H147V14H146V13H149ZM161 12H162V11H161ZM163 12H164V11H163ZM166 12H165V13H166ZM211 12H212V11H211ZM216 12H215V13H216ZM222 12H223V10H222ZM233 12H234V11H233ZM246 12H247V10L245 11V13H246ZM253 12H254V10H253ZM16 13H17V12H16ZM40 13H39V14H40ZM69 13H70V14H69ZM71 13H72V14H71ZM110 13H108L109 15L107 14V16H106V14H105L104 20H105L106 18L110 20V18L112 17V16H110ZM134 13H135V12H134ZM134 13H132V15H131V14H128V15H131V16H128L127 18H123V19H128V22H130L127 26H129L130 24H132V23L134 22V21H132V20L135 19V18H133L132 16L137 17V15L139 14V13L136 12V13H135L136 15H134ZM140 13H141V12H140ZM170 13H169V14H170ZM174 13H175V14H174ZM174 13H173V14H174V17H175V18H173L172 15H169V14H168V16H171V17H172V18H171L172 21L170 20V18H168V19L171 21L170 23H173V24H174V22H176V21L173 20V19H176V20H177V19L179 18L178 15L176 14V12H174ZM180 13H181V10H180ZM199 13H198V16H201ZM225 13H226V12H225ZM225 13H224V14H225ZM236 13H237V11H236ZM243 13H244V12H243ZM245 13H244V15H245ZM248 13H249V12H248ZM251 13H252V12L250 11V14H251ZM256 13H260V12H254V14H256ZM1 14H2V13H1ZM20 14H21V13H20ZM29 14H30V15H29ZM41 14H40V15H41ZM44 14H45V13H44ZM44 14H42L41 16L44 17ZM46 14H47V13H46ZM68 14H69V15H68ZM89 14H90V12H89ZM162 14H164V13H162ZM188 14H189V13H188ZM191 14H192V11H191ZM191 14H190V16H191ZM195 14H196V13H195ZM211 14H212V13H211ZM211 14L209 13L208 15H211ZM224 14H223V15H224ZM241 14H242V13H241ZM250 14H249V15H250ZM254 14H253V15H254ZM5 15L7 16L6 11H5ZM8 15H9V13H8ZM18 15H19V12H18L17 16H18ZM21 15H22V18L25 17V15H23V14H21ZM21 15H20V16H21ZM34 15H35V16H34ZM40 15H39V17H38L37 23H39L41 19H42V20L45 19V21H44V20H43V21H44L46 24L43 25V24L41 23L44 27H45L46 25H47V28L53 26V25H52V22H54L53 19H52V21H50V22H51V25H48V24H50V23H48L49 21H48V22L46 21L47 19L49 20V19H51V18H53V17H51V18H47V19H46V17H47L48 15H47V16L45 15V18H42V17L40 18ZM113 15H114V14H113ZM122 15H123V14H122ZM139 15H140V17H142L141 14H139ZM158 15H159V14H158ZM175 15H176V16H175ZM202 15H203V13H202ZM217 15H219V14H215V19L213 20L214 22L209 21L211 18H210L209 20H208V19H207V20H204V18H203L202 21H203V23H204L205 25H206V22L209 21V23H207V24H208V25H211V27L209 26L211 29H210L209 27H207V29H209V30H211V31L214 32V35H215V36L212 35L211 37H213V36L215 37V42H216V44H217V46H218L217 49H215V50H217V51L220 53V51L218 50L219 48H221L220 50L226 48V47L223 48V45H225V44H223V42L226 43V42L228 41L227 45H230L231 43H233V42H232L233 40H232V34H231L230 32H229V35L231 34V36H230V40H226V39H225V40H226V42H225V41L223 40V38L221 39L222 36H221V34H220V30H221L222 28H220V27H221L220 24H222V23L220 22L221 20L218 18V17H220V16H217ZM232 15H233V14H232ZM237 15H238V14H237ZM249 15H248V16H249ZM253 15H252V16H253ZM258 15H260V14H257V15H255L254 17L257 18ZM9 16H12V17H13V15H11V13H10ZM9 16H7V17L4 16V17H5V19H7V18H10ZM17 16H15V17H17ZM27 16L23 19V21L26 20ZM32 16H33V17H32ZM55 16H57V17H55ZM66 16H68V17H66ZM73 16H74V18H73ZM78 16H77V18H78ZM82 16H84V15H82ZM82 16H81L80 18H84V17H82ZM89 16H90V15H89ZM117 16L119 17V15H117ZM125 16H126V13H125ZM163 16H164V15H163ZM196 16H197V15H196ZM198 16H197V17H198ZM206 16H207V15H206ZM211 16H212V15H211ZM211 16H210V17H211ZM246 16H247V15H246ZM48 17H49V16H48ZM85 17H88V16L86 15ZM94 17H95V16H94ZM131 17H132V18H131ZM157 17H158V16H155L154 18H156V20H157V19H158ZM165 17H166V16H165ZM165 17H164V18H165ZM176 17H178V18H176ZM180 17H181V16H180ZM183 17H184V16H183ZM183 17H182V18H183ZM191 17H193V16H191ZM202 17H203V16H201V19H202ZM204 17H205V16H204ZM213 17H214V16H213ZM225 17H226V16H225ZM230 17H231V16H230ZM240 17H241V16H240ZM243 17H244V16H243ZM249 17H250V16H249ZM13 18H14V17H13ZM30 18H31V19H34V18H35V19H34L33 22H32V20H31ZM39 18H40V19H39ZM56 18H57V19H56ZM71 18H68V19L66 20V22L68 21V22L71 23V26L68 24V26L66 27V26L64 25V24H66V22H65L64 20H63V23H64V24L61 23V22H59V24L61 23V24L64 26V28L66 29V31H65V29L63 28V26L60 25V30H61V27L64 29V30L62 29V30L60 31L61 34H62V33H63V34H64V33H68V32H67V28H71V27L73 26V22H72V21H69V19H71ZM89 18H90V17H89ZM96 18H98V17L96 16ZM114 18H115V17L113 16L112 19H114ZM119 18H120V17H119ZM138 18H139V16H138ZM146 18H145V19H146ZM182 18H181V19H182ZM188 18H189V16H188ZM193 18L196 19L195 16H194ZM199 18H200V17H199ZM207 18H208V16H207ZM221 18H222V17H221ZM226 18H229V17L227 16ZM232 18H233V17H232ZM232 18H229V20L232 19ZM237 18H238V17H237ZM237 18H236V19H237ZM241 18H242V17H241ZM247 18H248V17H247ZM255 18H254V20H255ZM10 19H12V18H10ZM63 19H64V18H63ZM87 19H88V18H87ZM90 19H91V18H90ZM90 19H89V20H84V19H82V20H83V21H86V22L90 21L89 23L94 22V20H95V19H94L93 21H91ZM107 19H106V21H107V23H108V20H107ZM120 19H122V18H120ZM120 19H119V20H120ZM131 19H132V20H131ZM145 19H144V21H145ZM159 19H160V17H159ZM159 19H158V20H159ZM165 19H166V18H165ZM191 19H192V18H191ZM234 19H235V18H234ZM238 19H239V18H238ZM249 19H250V18H249ZM249 19H248V22H249L248 24H250V21H252V20L249 21ZM260 19H263L262 16H261ZM260 19H259V17H258V20H259L260 22H262ZM7 20H8V19H7ZM19 20H20V19H19ZM30 20H31V22H29ZM100 20H103V19H102V14H100ZM100 20L98 19V20H96V21L99 22ZM135 20H136V19H135ZM139 20H141V18H140ZM146 20H147V19H146ZM151 20H150V21H151ZM156 20L154 19V21H156ZM158 20H157V21H158ZM179 20H180V19H178V21H179ZM182 20H183V19H182ZM182 20H181V22H182ZM185 20H186V19H185ZM198 20H199V19H198ZM211 20H212V19H211ZM245 20H246V19H245ZM258 20L255 21L256 24L259 23ZM12 21H13V20H12ZM12 21H9V22H12ZM14 21H15V20H14ZM17 21H18V20H17ZM21 21H22V19H21ZM23 21L21 22L22 24H21L20 28L23 27V26H22V25H23ZM38 21H39V22H38ZM96 21H95V22H96ZM120 21H121V20H120ZM147 21H148V20H147ZM167 21H168V20H167ZM196 21H197V19H196ZM202 21H201V24H202ZM205 21H206V22H205ZM230 21H231V20H230ZM7 22H8V21H6L5 23H7ZM41 22H42V21H41ZM44 22H43V23H44ZM57 22H58V21H57ZM57 22H54V23H57ZM68 22H67V23H68ZM77 22H78V21H77ZM95 22H94V23H95ZM98 22H97V24H98ZM109 22H110V21H109ZM135 22H136V21H135ZM135 22H134V23H135ZM151 22H152V21H151ZM151 22H150V23H151ZM179 22H180V21H179ZM188 22H191V21L189 20ZM193 22H194V21H193ZM198 22H199V21H198ZM198 22H197V23H198ZM231 22L233 23V20H232ZM234 22H236V21H234ZM239 22H240V21H239ZM245 22H246V21H245ZM37 23H36V21H35V22L33 23V25H34V26H39L40 23H39L38 25H37ZM47 23H48V24H47ZM54 23H53V24H54ZM80 23H81V22H80ZM83 23H84V22H83ZM100 23H101L102 25H101V24H98V25H101V26H103V28H104V23H102V21H100ZM117 23H118V22H117ZM119 23H120V22H119ZM119 23H118V25H119ZM136 23H137V22H136ZM138 23H140V21H139ZM143 23H144V22H143ZM145 23H146V22H145ZM150 23H149V25H148L149 27H150ZM154 23L157 24L156 22H154ZM158 23H159V22H158ZM184 23H185V21H183V24H184ZM186 23H187V22H186ZM191 23H192V22H191ZM191 23H190L189 25H188V24L186 25V27H187V26H188V27H187V30L185 29V31H183V28H186V27H184L183 24H181L183 28L179 27V31H180V32H181V31H183V32H187V31L189 32V31H191V30L193 29V27H195V26H192ZM197 23H196V24H197ZM210 23H211V24H210ZM224 23H225V21H224ZM237 23H238V22H237ZM252 23H253V22H252ZM262 23H263V25H264V19H263V22H262ZM262 23H261V24H262ZM13 24H14V23H13ZM17 24H18V23H17ZM17 24H16V26H17ZM35 24H36V25H35ZM76 24H77V23H76ZM111 24H113L112 28L115 27L114 25H116L115 23H111ZM123 24H125V23H123ZM141 24H142V23H141ZM141 24H139V25H140V27L142 28ZM152 24H153V23H152ZM166 24H167V23H166ZM168 24H169V21H168ZM175 24H176V23H175ZM177 24H178V23H177ZM179 24H180V23H179ZM193 24L195 25V22H194ZM198 24H199V23H198ZM198 24H197V28H199V26L201 25V24H200V25L198 26ZM230 24H231V23H230ZM230 24H229V26H230ZM242 24H243V23H242ZM242 24H241V25H242ZM245 24H246V23H245ZM248 24L246 25L247 27H248ZM253 24H254V23H253ZM4 25H5V24H4ZM19 25H20V24H19ZM19 25H18V27H17L18 29H19ZM42 25L40 26L41 29H43V28H42ZM56 25H57V24H56ZM66 25H67V24H66ZM78 25H80V24H78ZM93 25H94V24H92V26H93ZM158 25H159V26H160V25L163 26V24H161V23L158 24ZM181 25H180V26H181ZM184 25H185V24H184ZM190 25L192 26V29H191V30H188V28L190 29V27H191ZM202 25H203V24H202ZM205 25L200 26V31H201L200 34H201V35H200V34L197 35L198 32H199V30L196 28L197 31L194 30V31H196V33L192 30V31L195 33V35H194V33L191 31V34H190V32H189L190 35H188V33H187L186 36H188V38H189V36L192 35L191 37L193 38V36H196V35H197V39L199 38L200 40H202V41L200 42V43H201L200 45L202 46V45H203L202 42L204 41V42L206 43L205 39H207V38L209 39V38H210V37H209L210 35L208 34L209 36H208L207 38H203V39H201L202 37H205V35H207V31H208V30H207V29L204 30ZM222 25H223V24H222ZM226 25H228L227 22H226ZM226 25H225V26H226ZM231 25H233V24H231ZM234 25L236 26V24H234ZM257 25H258V24H257ZM69 26H70V27H69ZM86 26H87V24H86ZM88 26L90 27L89 24H88ZM121 26H122V24H121ZM151 26H154V28L157 30V28H156L157 25H151ZM168 26H170V25H168ZM174 26L176 27V25H174ZM174 26H173V27H174ZM235 26H234V27H235ZM246 26H245V27H246ZM261 26H262V25H261ZM1 27H2V26H1ZM1 27H0V29H1ZM13 27H14V25H13ZM81 27H82V25L79 26V28H81ZM84 27H85V26H84ZM89 27H87V28H88V31H89L88 35L90 36V35H91V31H92V34H93L94 30H91V29L89 30ZM93 27H94V26H93ZM93 27H92V28H93ZM98 27H99V26H98ZM110 27H111V26H110ZM134 27L136 28V25H135V26L133 25L132 28H131V26L128 27V28H131V30L134 31V30H133ZM138 27H139V26L137 25V28H138ZM163 27H164V26H163ZM177 27H178V26H177ZM234 27H233V28H234ZM242 27H243V26H242ZM247 27H246V28H247ZM250 27L252 28V25H250V26L248 27V29H249ZM259 27H260V25H259ZM263 27H264V26H262V28H263ZM9 28H10V26H9ZM32 28H33V27H32ZM35 28H36V27H34V29H35ZM45 28H46V27H45ZM58 28H59V27H58ZM73 28H74V26H73ZM79 28H78V26H77L76 31H77V29L79 30ZM87 28L85 27V29L82 30V29H83V27H82V28L80 29V31L82 30L81 32H83V31H85ZM118 28H119V27H118ZM118 28H117V29H118ZM123 28H125V26H124ZM137 28H136V30H137ZM150 28H152V27H150ZM160 28H161V27H160ZM170 28H171V27H170ZM170 28H169V29H170ZM180 28H181L182 30H180ZM224 28H225V27H224ZM226 28H227V27H226ZM257 28H258V27H257ZM260 28H261V27H260ZM41 29H40L41 32H40L39 30L37 31V32H40V34L36 32L37 35L39 34V35L41 36V34L49 33V31L46 32L45 30H50L49 28H48V29H45V30H41ZM93 29H94V28H93ZM108 29H109V28H108ZM143 29H144V27H143ZM146 29H147V28H146ZM152 29H153V28H152ZM152 29H150V30L148 29V31L151 32V31L154 30V29H153V30H152ZM158 29H159V28H158ZM173 29H174V28H173ZM230 29H232V28H230ZM235 29H236V27H235ZM241 29H243V28H241ZM244 29H245V28H244ZM5 30H8V29L5 28ZM5 30L3 29V32H4ZM30 30H31V29H30ZM32 30H33V29H32ZM35 30H36V29H35ZM141 30H142V29H141ZM156 30H154V31H156ZM162 30H163V28H162ZM171 30H172V29H171ZM237 30H238V27H237ZM237 30H236V31H237ZM251 30H252V29H251ZM253 30H254V28H253ZM16 31H17V29H16ZM43 31H45V32L43 33ZM63 31H64V32H63ZM73 31H75V30H73ZM80 31H79V32H80ZM115 31H117V30H115ZM118 31H119V30H118ZM138 31H140V29H139ZM142 31H144V30H142ZM148 31H147V32H148ZM154 31H153V32H154ZM157 31H159V30H157ZM167 31H170V30H168V28H167L166 32H167ZM211 31H208V33L211 32ZM228 31H230V30L228 29ZM233 31H235V30H233ZM236 31H235V32H236ZM238 31H240V30H238ZM249 31H250V30H249ZM249 31H248V32H249ZM257 31H258V30H257ZM260 31H261V30H260ZM1 32H2V30H1ZM5 32H6V31H5ZM32 32H33V31H32ZM55 32H56V31H55ZM60 32H59V33L56 32V33L58 34V37H57V38H59V37L61 36V35H60ZM86 32H87V30H86L85 33H83V34H86ZM102 32L104 33L105 31H103V29H102ZM102 32H101V33H102ZM119 32H120V31H119ZM119 32H118V34H119ZM150 32H148V34H149ZM166 32H165V33H166ZM180 32H179V33H180ZM202 32H204V33H206V34L204 35ZM263 32H264V30H263ZM263 32H261V34H263ZM10 33H11V32H10ZM20 33H21V34H20ZM28 33L30 34V31L27 32V35H28ZM33 33H34V32H33ZM52 33H53L54 35H56L53 31L51 32V34H52ZM71 33H72V31H71ZM75 33H77V32H75ZM75 33H74L73 35L71 34L72 37L75 35ZM99 33H100V32H99ZM101 33L99 34L100 36L102 35ZM109 33H110V31H109ZM113 33H114V31H113ZM115 33H116V32H115ZM123 33H124V32H123ZM126 33H128V32H126ZM131 33H133V32H129L128 35H132ZM135 33H136V32H135ZM159 33H161V31L158 32V35H159ZM165 33H164V34H165ZM171 33H173V32H171ZM174 33H175V32H174ZM177 33H178V32H177ZM181 33H182V32H181ZM225 33H226V31H225ZM241 33H242V32H241ZM244 33H245V32H244ZM252 33H253V31H252ZM258 33H260V32L258 31ZM18 34H19V36L17 35V32H16V35L18 36L17 39L20 40V38H23V36H22V31H21V30L19 31ZM63 34H62V36H63ZM68 34H69V33H68ZM81 34H82V33H81ZM83 34H82V35H83ZM105 34H106V33H105ZM242 34H243V33H242ZM261 34H259V35H261ZM0 35H1V34H0ZM10 35H11V34H10ZM13 35H14V34H13ZM16 35H15V37H16ZM27 35H26V37H27ZM31 35H32V34H30V37L33 38V36H31ZM33 35L35 36V34H33ZM39 35H38V36H39ZM48 35H50V34H48ZM65 35H66V36H65ZM82 35H81V36H82ZM88 35H86V36H82V37H81L80 34H79L78 38L76 37L77 40H78V41H76V42L78 43V42L80 41L81 38L84 39L83 37H86L85 40H83V41H85V42L87 41V40H86L87 37H88V42H89V41H93V40H91V39H94V35H93V36L91 35V37H89ZM106 35H107V34H106ZM111 35H112V30H111ZM113 35H114V34H113ZM119 35H120V34H119ZM119 35H118V37H119ZM121 35H122V33H121ZM121 35H120V37L123 38L124 36H121ZM124 35H125V34H124ZM145 35H147V33H145ZM145 35L143 36V39H138L139 42H136V41H137V40H136L137 38H136V39H135V38H132V39H131V36H127V35H126V38H127V37H130V39H131V40H129V41H131V42H129V44H126L127 47H128V45H130V44H132V46H134L133 44H135V42H136V45H137V43H138V46H139V44H140V40H141V44L144 42L145 38L148 40V35H147V37H145ZM152 35H153V34H150L149 37L152 38ZM155 35H156V34H155ZM155 35H153V40H154V38H155ZM178 35H180V34H178ZM203 35H204V36H203ZM236 35H237V33H236ZM236 35H235V36H236ZM255 35H256V34H255ZM257 35H258V34H257ZM257 35H256V36H257ZM6 36H7V35H6ZM20 36H22V37H20ZM38 36L34 37V40H35V39L37 40V37H38ZM40 36H39V38H40ZM42 36H43V35H42ZM44 36H45V35H44ZM50 36H51V35H50ZM116 36H117V34H116ZM116 36H113V37L115 38ZM137 36H138V35H137V33H136V37H137ZM163 36H164V35H163V31H162V37H163ZM168 36H169V35H168ZM176 36H177V35H176ZM183 36H184V34H183ZM183 36H182V37H183ZM186 36H185V37H186ZM237 36H238V35H237ZM261 36H262V35H261ZM261 36H260V37H261ZM263 36H264V35H263ZM15 37H14V38H15ZM26 37H25V34H24V38H26ZM28 37H29V35H28ZM28 37H27V39H28V43L30 42V45H28V46L31 47V45L33 44L32 42H33L34 40L31 39V40H32V42H31V40L29 41V38H28ZM45 37H47V35H46ZM45 37H41V38L45 39ZM51 37H52V36H51ZM63 37L67 39V43H68V41H69L68 39H69V37H70V34H69L68 36H67V34H64ZM67 37H68V38H67ZM80 37H81V38H80ZM101 37H102V36H101ZM107 37L110 38V39L112 38V37H109V36H107ZM118 37H117V38H118ZM132 37H133V35H132ZM134 37H135V36H134ZM141 37H142V36H141ZM144 37H145V38H144ZM160 37H161V36L159 35V38H160ZM172 37H173V36H172ZM177 37H178V36H177ZM182 37H181V39H182ZM185 37H183L184 40H185V41L188 40V42H189L190 39H191V37H190V39H188L187 37L185 38ZM200 37H201V38H200ZM223 37H224V36H223ZM226 37H227V36H226ZM228 37H229V36H228ZM245 37H246V36H245ZM245 37H244V38H245ZM250 37H251V36H250ZM260 37H259V38H260ZM4 38H5V36H4ZM6 38H7V37H6ZM14 38H13V39H14ZM24 38H23V39H24ZM64 38H63V42H62V43H64ZM79 38H80V39H79ZM89 38H91V39H89ZM97 38H99V36H98V37L96 36V39H97ZM103 38H105V36H104ZM103 38H102V39H103ZM114 38H113V40H117V39H114ZM124 38H125V37H124ZM138 38H139V36H138ZM169 38H171V37H169ZM174 38H175V37H174ZM178 38H179V37H178ZM236 38H237V37H236ZM239 38H240V37H239ZM255 38H256V37H254V39H255ZM262 38H263V37H262ZM262 38H260V39H262ZM17 39H16V41H17ZM49 39H50V38H49ZM49 39H47V40H49ZM59 39H61V37H60ZM59 39H57V40H59ZM74 39H75V38H74ZM105 39H107V38H105ZM105 39H104V40H105ZM118 39H120V41L122 40L121 42H123V39H121V38H118ZM133 39H134V40H133ZM156 39H157V37H156ZM160 39H161V38H160ZM163 39H164V37H163ZM181 39H180V42H181ZM194 39H195V37H194ZM194 39H191V42H192V40H194ZM260 39H259V40H260ZM11 40H12V39H11ZM24 40H26V39H24ZM38 40H39V39H38ZM71 40H72V39H71ZM71 40L69 41V44H70L69 47H71V43H72ZM108 40H109V39H108ZM126 40H128V39H126ZM135 40H136V41H135ZM142 40H143V41H142ZM147 40H145V42H147ZM149 40H150V39H149ZM158 40H159V39H158ZM174 40L176 41V39H174ZM210 40H212V39H210ZM234 40H235V39H234ZM22 41H23V40H22ZM40 41H43V40H40ZM50 41H51V40H50ZM52 41H53V40H52ZM52 41H51V42H52ZM59 41H60V40H59ZM61 41H62V39H61ZM94 41H95V43H97L95 39H94ZM97 41H98V40H97ZM100 41H101V40H100ZM105 41H107V40H105ZM105 41H104V42H105ZM120 41L117 40V43L120 42ZM132 41H135V42L132 43ZM160 41H161V40H160ZM160 41H159V42H160ZM164 41H166V39H165ZM168 41H170V40H168ZM196 41H197V40L193 41L192 43H194V42H196ZM212 41H213V40H212ZM243 41H244V40H243ZM243 41H242V42H243ZM254 41L256 42V40H254ZM10 42H11V41L8 40V43H7V44H8V47H7V48H9V45L12 46V47H10V48H12V49L9 48V49H10V53H9L10 56H11V54H12L13 56H15V55H19L21 50L18 49V48H22V50H23L24 48H26V47H24V46L21 47V42H20V43H17L18 45H20V47L17 48L18 50H20V51H19V54H17L16 51H14V50L16 49V48H15L16 46H15V47L13 46V45L16 44V43L14 44L15 41H14V42L12 41L13 44H12V43L10 44ZM24 42H25V41H24ZM24 42H23V43H24ZM54 42H55V41H54ZM73 42H75V41H73ZM85 42H84L83 44H85ZM88 42H86V46H88V45L90 46V42H89V43H88ZM101 42H102V41H101ZM109 42L111 43L110 40H109ZM112 42H113V41H112ZM115 42H116V41H115ZM121 42H120L121 45H120L119 43H118V44L116 43L117 46L122 47L123 44H122ZM125 42H126V41L124 40V45H125ZM145 42H144V43H145ZM150 42H152V39H151ZM171 42H172V41H171ZM176 42H178V41H176ZM180 42H179V43H180ZM204 42H203V43H204ZM238 42H239V40H238ZM250 42H251V41H250ZM259 42H262V41H259ZM41 43H42V42H41ZM41 43H40L39 45H41ZM58 43H59V42H58ZM60 43H61V42H60ZM60 43H59V44H60ZM67 43H66V44H67ZM77 43H75V44H77ZM80 43H81V42L78 43V44H79V45H78V48H79V46L81 45ZM93 43H94V42H92V44H93ZM95 43H94V44H95ZM144 43H143V45L145 46ZM153 43H154V42H153ZM153 43H152V44H153ZM155 43H156V40H155ZM161 43H164V42L161 41L160 44H161ZM166 43H167V42H166ZM183 43L188 44L187 42H184V41H183ZM189 43H190V42H189ZM205 43H204V44H205ZM234 43H235V42H234ZM257 43H258V42H257ZM5 44H6V43H5ZM7 44H6V45H7ZM17 44H16V45H17ZM26 44H27V40H26ZM34 44H35V42H34ZM42 44H44V43H42ZM59 44H56V43H55V45H57V46H58ZM83 44H82V45H83ZM87 44H88V45H87ZM112 44H113V43H112ZM116 44H115V46H114V45H113V46L116 47ZM156 44L158 45V42H157ZM160 44H159V45H160ZM186 44H183L182 47H183L184 45H186ZM197 44H198V43H197ZM207 44H210V46L212 45L211 43H207ZM207 44H206V45H207ZM222 44H223V45H222ZM236 44H237V43H236ZM236 44H235V45H236ZM261 44H262V43H259V45H261ZM18 45H17V46H18ZM24 45H25V44H24ZM44 45H46V44H44ZM61 45H62V47L64 46L63 44H60V46H61ZM107 45H108V44H107ZM143 45H142V46L140 45V46L143 47ZM146 45H149V44L147 43ZM163 45H164V44H163ZM168 45H169V44H168ZM168 45H165V46H168ZM171 45H172V44H171ZM176 45H177V44H175V46H176ZM188 45H189V44H188ZM188 45H187V46H184V47H188V48H189L191 45H194V44H191V45H189V46H188ZM213 45H214V42H213ZM238 45H239V44H238ZM246 45H248V44H246ZM257 45H258V44H257ZM257 45H255V46H257ZM259 45H258V46H259ZM263 45H264V43H263ZM28 46H27V47H28ZM32 46H33V45H32ZM73 46H74V45H72V47H73ZM89 46H88V47H89ZM113 46L111 45V47H113ZM140 46H139V47H140ZM151 46H152V45H151ZM151 46H147V47L149 48V47H151ZM172 46H173V45H172ZM179 46H180V45H179ZM196 46H197V45H196ZM201 46H198V47H201ZM208 46H209V45H207V48H205L204 46H202V47H204L205 49H208ZM225 46H226V45H225ZM233 46H234V45H233ZM248 46H249V45H248ZM252 46H253V45H252ZM258 46H257V47H258ZM13 47H14V48H13ZM23 47H24V48H23ZM29 47H28V48H29ZM34 47H35V46H34ZM34 47H32V48H34ZM44 47H45V46H41V48H44ZM88 47H87V48H88ZM96 47H97V46H96ZM96 47H95V48H96ZM104 47H105V49H106L107 46L105 45ZM111 47H110V48H111ZM114 47H113V48H114ZM124 47H125V46H124ZM124 47H123V48H124ZM134 47H135V46H134ZM134 47H133V49H134ZM141 47H140V48H141ZM147 47H144V48H142L141 50H148V49H145V48H147ZM152 47H153V46H152ZM176 47H177V46H176ZM182 47H180V48H182ZM184 47H183L182 49H184ZM192 47H193V46H192ZM211 47H212V46H211ZM229 47H230V46H229ZM245 47H246V46H245ZM263 47H264V46H263ZM28 48H27V50H28V52H29V49H28ZM36 48H40V47H38V43H37V45H36ZM36 48H35V49H36ZM57 48H58V47H57ZM60 48H61V47H60ZM74 48H76V46H75ZM74 48H68V46H67V48H64V51H65V49H69V50H70V53H71L70 55H72V57H73V56L75 55V53H76V51H75ZM83 48H84V47H82V49H83ZM98 48H99V47H98ZM173 48H174V47H173ZM177 48H178V47H177ZM177 48H176V50H177ZM188 48H187V51H185L186 53L189 52V51H188ZM196 48H197V47H196ZM204 48L202 49L203 52H204ZM247 48H248V47H246V50H247ZM13 49H14V50H13ZM35 49H34L33 51H32V49H30V52H29L30 57L33 55V53L37 54V52H34V51H36ZM46 49H47V48H46ZM58 49H59V48H58ZM62 49H63V48H62ZM73 49H74L75 53H74ZM79 49H81V46H80ZM79 49H78V50H79ZM88 49H90V47H89ZM88 49H86V50H88ZM100 49H102V48H100ZM100 49H98V50H100ZM135 49H138V48L135 47ZM151 49H153V48H150V51H149V52H151ZM159 49H160V48H159ZM165 49H166V48H165ZM171 49H172V48H170L169 50H171ZM199 49H200V48H199ZM213 49H214V48H213ZM235 49H237V48H235ZM235 49H234V50H235ZM239 49H240V48H239ZM261 49H262V47H261ZM18 50H17V52H18ZM37 50H38V49H37ZM55 50H56V49H55ZM83 50H85V49H83ZM102 50L105 51L104 49H102ZM107 50H108V49H107ZM157 50H158V49H157ZM163 50H164V49H163ZM166 50H168V49H166ZM169 50H168V51H169ZM176 50H175V51H176ZM190 50H191V47H190ZM196 50H197V49H196ZM196 50H195V51H196ZM202 50H201V51H202ZM227 50H228V49L226 48V49L223 50V51H225V53H226ZM230 50L232 51V48H230ZM230 50H229V51H230ZM244 50H245V49H244ZM251 50H252V48H251ZM254 50H255V49H254ZM254 50H252V51H253V53L255 54L256 52H255ZM256 50H257V48H256ZM258 50H259V49H258ZM262 50H263V49H262ZM38 51H39V50H38ZM44 51H45V53H48V52H46V50H44ZM59 51H60V49H59ZM72 51H73V52H72ZM80 51H81V50H80ZM112 51H113V53H112ZM159 51H160V50H159ZM161 51H162V49H161ZM171 51H174V50H171ZM175 51H174V52H175ZM211 51H212V50H211ZM217 51H215V52H217ZM223 51H222V52H223ZM229 51H228V54L231 53V52L229 53ZM21 52H23V54H24V52H27V51H26V49H25V50H23V51H21ZM40 52H42V54H43V51H42V50L39 51V53H40ZM61 52H62V51H61ZM61 52H60V53H61ZM67 52H68V51H67ZM83 52H84V51H82L81 53H83ZM85 52H86V51H85ZM105 52L108 53V54L110 53L109 56H110V55L112 56V55L114 54L115 59L117 58V57H116V54H117L116 50H115V51H114V50H111L110 52L105 51ZM115 52H116V54H115ZM131 52H132V51H130V53H129V52H124V53L122 52V53H123V54H122L123 56H121V57L124 58L125 55L127 56V53H128V56L133 55L132 53H134V52H132V53H131ZM155 52H156V49H155ZM178 52H180V50H179ZM178 52L176 51L175 53H178ZM193 52H194V51H193ZM199 52H200V51H199ZM199 52H197V53H199ZM203 52H202V54H203ZM213 52H214V51H213ZM218 52L215 53L214 55L216 56V54H218ZM232 52H233V51H232ZM242 52H244V51H242ZM249 52H250V49H249ZM260 52H261V51H260ZM262 52H263V51H262ZM39 53H38V54H39ZM45 53H44V55H45ZM60 53H58V54H60ZM62 53H63V52H62ZM72 53H73L74 55H73ZM77 53H78V52H77ZM79 53H80V52H79ZM81 53H80V54H81ZM100 53H101V52H100ZM152 53H153V51H152ZM180 53H181V52H180ZM180 53H178V54H180ZM236 53H237V52H236ZM245 53L247 54V52H245ZM253 53H251V54H253ZM0 54H1V53H0ZM14 54H15V55H14ZM31 54H32V55H31ZM58 54H56V56H57ZM64 54L66 55V52L63 53L62 55H64ZM67 54H68V53H67ZM119 54H120V53H119ZM130 54H131V55H130ZM165 54H166V56H167V53H165ZM165 54L163 53L162 55H165ZM168 54H169V53H168ZM173 54H174V53H173ZM173 54H172V55H173ZM222 54H223V53H222ZM242 54H243V56H244V53H242ZM246 54H245V56H246ZM248 54H249V53H248ZM248 54H247V55H248ZM261 54H262V53H261ZM27 55H28V54H27ZM39 55H40V54H39ZM47 55H49V54H46L45 57L42 58V59H45V60H46V58H47L46 56H47ZM52 55H54V54H52ZM81 55H82V54H81ZM104 55H105V54H104ZM138 55H140V52H139V54H136L135 56L138 57ZM146 55H147V54L144 55V56L146 57V59L148 58L149 55L151 56V58L149 57V58H150V59H148L149 61L145 60L144 62H142V61H143L142 58H144L143 54L140 55V56L142 57V58H141L142 60H139V59H138L140 56L137 58V60L135 59L136 57L134 58V55L131 56L132 58L130 57L132 60L125 56L127 59H129V61H132V62H133V60H136L137 63H136V61H135L133 64L129 65L130 62L128 63V61L126 62V60H125L124 63H125V64L128 63V64H127L128 67L126 66V67L124 68V65H125V64H124L123 67H121V68H124V69H125V73H126V68H127V69H128V68L131 69L132 66H135V65H136V66L138 65V66H137V68H138L139 65H141V66L139 67V70H138L137 68H134V69L132 68V70L134 71V73L132 72V70H131L132 73L129 72V69H128V72L131 73V75H132V74H135V71H137V70H138L137 73H138L139 71H141V70H144V67H143V66L145 65L144 63H146V62H151L150 60H152V59L154 58V55H157V54L154 53V54L152 55V54L150 53L148 56H146ZM172 55L170 54V57H171ZM175 55H176V54H175ZM175 55H174V56H175ZM180 55L182 56V54H180ZM196 55H197V54H196ZM205 55H206V53H205ZM208 55H209V57H211V54H209V51H208V53H207V56H208ZM214 55H213V56H214ZM226 55H227V54H226ZM230 55H231V54H230ZM239 55H241V52H240ZM258 55H259V52H258ZM263 55H264V53H263ZM4 56H5V55H4ZM21 56H23V55L21 54ZM34 56H35V55H34ZM54 56H55V55H54ZM67 56H68V55H67ZM67 56H65L66 58H64V60L67 59V58L69 57V56H68V57H67ZM84 56H85V55H84ZM114 56H113V57H114ZM152 56H153V57H152ZM157 56H159V55H157ZM157 56H156V57H157ZM168 56H169V55H168ZM178 56H179V55H178ZM181 56L179 57V58H180V61H182V60H181ZM183 56H184V55H183ZM207 56H205L206 59H207ZM213 56H212V57H213ZM218 56H219V55H218ZM218 56H216V57H218ZM221 56H222V55H221ZM221 56H220V57H221ZM224 56H225V55H223V57H224ZM237 56H238V55H237ZM243 56L241 57L242 59H243ZM261 56H262V55H261ZM8 57H9V56H8ZM30 57H29V59H28L29 62H30V60H32V58H33V57H32V58L30 59ZM41 57H42V55H41ZM62 57H63V56H62ZM72 57H71V58H72ZM78 57H79V55H78ZM81 57H83V56H81ZM113 57H111V58H113ZM156 57L154 58V60H156V62L159 61V60H157V58H160V59H161V58H165V59H167L166 57L161 56V55H160V57H157V58H156ZM170 57H168V58H170ZM176 57H177V56H176ZM176 57L173 58V56H172L173 60H174ZM187 57H188V56H187ZM191 57H192V56H190V58H191ZM196 57H197V56H195V59H196ZM198 57H199V56H198ZM198 57H197V58H198ZM205 57H204V58H205ZM253 57H255V56H253ZM253 57H252V60H253ZM6 58H7V57L5 56V59H6ZM18 58H19V57H18ZM52 58H53V56H52ZM57 58H58V57H57ZM59 58H60V57H59ZM69 58H70V57H69ZM71 58H70V59H71ZM74 58L76 59L75 61H78V60H77V55H76ZM119 58H120V57H119ZM126 58H124V59H126ZM133 58H134V59H133ZM190 58L187 60L188 62H189ZM202 58H203V55H202ZM202 58L199 57V59H201V61H202ZM218 58H219V57H218ZM230 58H231V57H229V59H230ZM233 58H234V57H233ZM238 58H240V57H238ZM244 58H245V57H244ZM247 58H248V57H247ZM250 58H251V57H250ZM250 58H249V59H250ZM259 58H260V57H259ZM5 59H4V61H5ZM16 59H17V56L14 57V60H16ZM20 59H21V58H20ZM34 59H35V58H34ZM34 59H33L32 61H34ZM37 59H38V57L36 58V60H37ZM81 59H82V58H81ZM81 59H79L80 62H77V63L84 64V63H85V58H83L84 61H83V59H82V60H81ZM98 59H99V58H98ZM98 59H97V60H98ZM115 59L113 58L114 61H113L112 59H110V61L112 60L113 63H114V62H115ZM117 59H118V58H117ZM121 59H122V58H121ZM176 59H177V58H176ZM176 59H175V60H176ZM186 59H187V58H186ZM193 59H194V57L191 58V60H193ZM195 59H194V61H195ZM211 59H212V58H211ZM211 59H210V60H211ZM216 59H217V58H216ZM235 59H237V58H235ZM235 59H234V61L231 60V61L234 62V64H235ZM256 59H257V58H256ZM260 59L263 60V58H260ZM14 60H10V62L12 61L13 63H12V62H11V63L14 64V63H15ZM47 60H48V61H45V62H48V63H49V62L51 61V55L48 56ZM93 60H94V59H93ZM103 60H104V59H102V61H103ZM105 60H106L107 62H106ZM105 60L103 61V63H105V64H102L103 66L100 65L101 68H100V66H98L97 64L95 65V67L98 66V67H96V69H97V68H100V69L102 70V68H103V71H104L103 75L100 76V75H98L97 70H96V72L92 70V71L95 73V75H94L95 77H96V74H97L100 78L102 77V78L100 79V78H98V76H97L96 78H98V80H96V79H95V80L92 79V78H95V77H94L92 74L89 73V72L91 71V69H93V68H95V67H91V68H90L89 66L85 67L87 70H90V71L88 72V71L85 69V71H87V72L89 73V76H88V75H87L88 73L84 71V69H83L84 67H82V65H80V66H79V64H75V65H73V64L70 62V63L72 64V66H74L75 68H76L77 66L81 67V69H83V71L85 72V75L88 76V77H87V76H85L84 74L82 75V76H85L86 78H89V79H86V78H85V80H88L89 82H86V81L84 80L85 82L83 81V86H82V87L84 88V87H85L84 84L86 83V87L88 88L89 93H90V89L92 90V88H96V87H98L97 89H99L100 86L103 85V84H102V83H104L103 81H105V79H106L107 76L109 75L108 72H110V74H113L112 76L114 77L115 75H118V76H119L120 73H122V71H124V69H120V67L117 66L118 64H116V66H113V65H115V63H114V64L111 63V64H112L111 66H113V68H112L111 70H112V72H114V73H111V71L107 70V69H109V67H110V65H108V61H109V60H107V58H105ZM154 60H153V61H154ZM163 60H164V59H163ZM163 60L161 59V61H163ZM171 60H172V59H171ZM171 60H170V61H171ZM184 60H185V59H184ZM196 60H198V59H196ZM220 60H222V58H220ZM227 60H228V59H227ZM262 60H261V61H262ZM6 61H7V62H6ZM6 61H5V62L7 63V67H8L9 64H10L11 67H12V64H11L10 62H8L9 60H6ZM21 61H22V60H21ZM32 61H31V63H33ZM38 61H39V60H38ZM89 61H90V60H89ZM112 61H111V62H112ZM117 61H118V60H116V62H117ZM170 61L168 60V62H167V60H166L167 63H170ZM187 61H186V62L184 61V62L187 63ZM194 61H193V62H194ZM198 61H199V60H198ZM214 61H215V60H214ZM218 61H219V60H218ZM246 61H248V60H246ZM250 61H251V60H250ZM250 61H249V62H250ZM254 61H256V60H254ZM254 61H252V62H254ZM72 62H74V61L72 60ZM86 62H87V61H86ZM91 62H92V61H91ZM138 62H139V63H138ZM141 62L143 63V65L140 64ZM209 62H212V61H209ZM222 62H223V61H222ZM225 62H226V61H225ZM239 62H241V61H239ZM0 63H1V62H0ZM2 63H4V62L2 61ZM8 63H9V64H8ZM16 63H18V62H16ZM16 63H15V64H16ZM26 63H27V62H26ZM26 63H25V64H26ZM31 63H30V64H31ZM40 63H42V61H41ZM40 63H39V65H41ZM66 63H67L66 66L68 67L70 63L67 62V61H66ZM117 63H119V62H117ZM160 63H161V62H160ZM163 63H165V61H164ZM167 63H166V65H168ZM171 63H172V62H171ZM178 63H179V62H178ZM178 63H177V64H178ZM194 63H195V62H194ZM201 63H204V62H201ZM205 63H206V62H205ZM226 63H228V62H226ZM226 63H224V65H225ZM237 63H238V62H237ZM244 63H245V62H244ZM4 64H5V63H4ZM25 64H24V65H25ZM45 64H47V63H45ZM45 64H44V65H45ZM64 64H65V63H64ZM89 64H90V63H89ZM89 64H88V65H89ZM122 64H123V63H122ZM122 64H121V66H122ZM158 64H159V62H158ZM180 64H181V62H180ZM189 64H190V62H189ZM196 64H197V63H196ZM210 64H211V63H210ZM210 64H209V65H210ZM214 64H215V63H214ZM218 64H219V63H218ZM230 64H232V63L229 62V65H230ZM241 64H243V62H241ZM252 64H254V63H252ZM257 64H258V62H257ZM257 64H256V66H254V67H252V68H255V67L257 68ZM18 65H19V64H18ZM18 65L16 64V67H17ZM22 65H23V64H22ZM33 65H34V64H33ZM62 65H63V64H62ZM76 65H77V66H76ZM90 65H91V64H90ZM104 65H105V66H104ZM119 65H120V64H119ZM147 65H148V64H147ZM153 65L155 66L156 64L153 63ZM163 65H164V64H163ZM171 65H173V64H171ZM171 65L169 64V66H171ZM181 65H182V67H183V64H181ZM185 65H188V64H185ZM199 65H202V64H199ZM207 65H208V64H207ZM212 65H213V64H211L210 66H212ZM215 65H216V64H215ZM222 65H223V64H222ZM222 65H221V66H222ZM224 65H223V66H224ZM246 65H247V64H246ZM254 65H255V64H254ZM260 65H261V64H260ZM262 65H264V64H262ZM262 65H261V66H262ZM31 66H32V65H31ZM42 66H43V63H42ZM70 66H71V65H70ZM70 66H69V67H70ZM83 66H84V65H83ZM107 66H108V67H107ZM204 66H205V65H204ZM217 66H218V65H217ZM241 66H242V65H241ZM244 66H245V64H244ZM244 66H243V67H244ZM247 66H248V68H249V67L251 66V63H250L249 65H247ZM247 66H246V67H247ZM261 66H260V67H261ZM0 67H3V64H2V66L0 65ZM4 67H6V65H4ZM4 67H3V68H4ZM7 67H6V68H7ZM11 67H10V68L8 67L10 70H9L8 68H7V69L4 68L3 70L6 69V71H9V72L11 71V72H12V71H14V68L12 69ZM26 67H27V66H26ZM43 67H44V66H43ZM69 67H68V68H69ZM88 67H89L90 69H88ZM117 67H119V70H120L119 72H120V73H119V72L117 73V71H118V68H117ZM141 67H142L143 69H142ZM148 67L151 68V65H148ZM152 67H153V66H152ZM160 67H163L162 64H161ZM167 67H168V66H167ZM177 67H178V66H177ZM180 67H181V66H180ZM187 67H188V66H187ZM190 67H191V66H189V70L186 68L187 71L185 70V68H183V69L185 70V72L181 71L182 75H180L181 73L178 74V73L176 72V73H175V76L178 77V78H175L173 75H170V77H171V76L174 77V78L172 77V78L174 79V81H173V79H172V80L170 79L171 81L174 82L173 84H172L171 81L169 80V81H170L169 83H171V84H168V85H167V83H168L167 79H165L167 82L165 81V83H161V82H164V81H163L164 77L159 78V79L162 80L161 82H159V84H160V85L163 84V85H162V88H163L164 84L166 85V86H164V88H165V87H167V89H168V87H169V89L171 88L170 90L168 89L170 92H171V90L173 91V88H174V90H175V89H176L175 87H177V85L180 83V80L183 78V77H182L183 74H184V76L187 78V76L190 75V74H188V73L190 72V70H191V71L194 70L193 68L190 69ZM198 67H199V66H198ZM207 67H208V66H207ZM218 67H219V66H218ZM227 67H228V66H227ZM233 67H237V64H236V66L233 65ZM246 67H245V68H246ZM19 68L21 69L20 66H18V70H20ZM22 68H23V67H22ZM31 68H32V67H31ZM34 68H35V66H34ZM37 68H38V67H37ZM37 68H36V69H37ZM61 68H62V67H61ZM68 68H67V69L65 68V69L68 70ZM104 68H105V70H104ZM115 68L117 69V71H116ZM146 68H147V67H146ZM155 68H156V67H155ZM169 68H170V67H169ZM172 68H176V67L172 66ZM196 68H197V67H196ZM200 68H201V67H200ZM212 68H213V67H211V69H212ZM214 68H215V67H214ZM219 68H220V67H219ZM219 68H218V69H219ZM238 68H241V67H238ZM245 68H244V70L246 71L247 68H246V69H245ZM250 68H251V67H250ZM252 68H251V69H252ZM0 69H2V68H0ZM24 69H25V68H24ZM62 69H63V68H62ZM76 69H78V67H77ZM81 69H79V70H80V71H79L80 74H82V73H81V71H82ZM114 69H115V71H114ZM140 69H141V70H140ZM160 69L162 70V68H160ZM207 69H208L209 71H211L209 68H207ZM207 69H205V70H207ZM216 69H217V68H216ZM218 69H217V70H218ZM222 69H224V68H222ZM226 69H227V68H226ZM228 69H233V71H234V68L229 67ZM242 69H243V68H242ZM242 69H240L241 71H239V72L237 71V74L240 73V72H242ZM262 69H263V68H262ZM262 69H261V70H262ZM3 70L0 71V72H3ZM27 70L30 71V69H28V67H27ZM27 70H26V71H25V70H21V72H22V73H25V76H26V72H27ZM38 70H39V69L34 70L35 73H36V71H38ZM147 70L152 71V70H154V67H153L152 70H151V69H147ZM157 70H159L158 66H157ZM173 70H174V69H172V71H173ZM175 70H177V69H175ZM180 70H181V69H180ZM196 70H197V69H196ZM203 70H204V68H203ZM217 70H216V74H215V75L218 76V74H217ZM255 70H256V69H255ZM261 70H260V71H261ZM29 71H28V73H30L32 70H31L30 72H29ZM69 71H70V74H71L72 71H71V70H68V73H69ZM103 71H102V72H103ZM145 71H146V70H145ZM163 71H164V72H165V71L167 72L168 70H167V69H166V70L164 69ZM169 71H171V69H169ZM178 71H179V70H178ZM188 71H189V72H188ZM218 71H219V70H218ZM220 71H222V70H220ZM253 71H254V69H253ZM253 71H251V72L253 73ZM257 71H259V67H258V70H257ZM9 72H8V73H9ZM39 72H40V70H39ZM63 72H65V70H64ZM75 72H76V70H75ZM100 72H101V71H100ZM102 72H101V73H102ZM115 72H116V74H115ZM159 72H160V71H157L156 73H159ZM166 72H165V73H166ZM187 72H188V73H187ZM197 72H198V71H197ZM205 72H206V71H205ZM228 72H230V70H228L227 73H228ZM231 72H232V70H231ZM42 73H43V72H42ZM46 73H47V72H46ZM94 73H93V74H94ZM143 73L145 74L144 71H143ZM143 73H142V74H143ZM171 73H172V72H171ZM171 73H170V74H171ZM200 73H201V72H200ZM208 73H209V72H208ZM212 73H213V70H212ZM232 73H233V72H232ZM234 73L236 74V71H234ZM234 73H233V75H234ZM247 73H249V72H247ZM247 73H245V75L243 76V78H244L245 76L247 77ZM261 73H262V72H261ZM9 74H10V77L8 78V81H9L10 78H11V79H12L11 81L14 82V83H16V81H18V79H17L16 81H13V80H15V78L13 77V75L11 76V73H9ZM9 74H8V75H9ZM12 74H14V73H12ZM32 74H33V73H32ZM40 74H41V72H40ZM122 74H124V73H122ZM127 74H128V73H127ZM142 74H141V75H142ZM150 74H151V73H150ZM185 74H186L187 76H186ZM195 74H196V73H195ZM201 74H202V73H201ZM201 74H198V76L200 75L199 77L197 76V74H196L194 77L192 76V80H191L192 82L190 81V84L195 86L196 83L198 84V82H199L198 80H199V79H201V82H202V78H203L202 76H205V75H204V73H203V75H201ZM210 74H211V72H210ZM219 74H221V73H219ZM230 74H231V73H230ZM250 74H251V73H249V76H251ZM262 74H263V73H262ZM38 75H39V74H38ZM47 75H48V74H47ZM57 75H58V74H57ZM57 75H56V76H57ZM78 75H79V74H78ZM90 75H91L92 77H91ZM135 75H136V77L139 76V74H135ZM167 75H169L168 72H167ZM167 75L165 76V78L167 77ZM226 75H227V74H226ZM228 75H229V73H228ZM240 75H241V73H240ZM253 75H254V74H253ZM259 75H260V74H259ZM259 75H258V78H257V77L255 78L256 80H254V84L257 83L258 85H260V83H263V81H264V76H263V75H260V76H259ZM43 76H44V75H43ZM43 76H42L41 78H43ZM76 76H77V74H76ZM76 76H75V77H76ZM80 76H81V75H80ZM82 76H81V77H82ZM110 76H111V75H110ZM110 76H108V79H107V80H109V82H112L114 79H112V78H111L112 76H111V77H110ZM125 76H126V75H125ZM143 76H145V75H143ZM143 76H141L142 79H143ZM146 76H147V75H146ZM146 76H145V77H146ZM180 76H181L182 78H181ZM212 76H213V74H212ZM222 76H223V74H222ZM222 76H221V77H222ZM255 76H256V75H254V77H255ZM30 77H33V76L30 75ZM34 77H35V76H34ZM34 77H33V78H34ZM46 77H48V76H46ZM67 77H69V76H67ZM67 77H66V78H67ZM81 77H78V78H79V81H81V83H80V82H79V83L82 85V80H80ZM90 77H91V79H90ZM120 77H121V76H119V78H120ZM128 77H129V78H128L129 80H127L126 83H129V84L131 85V84L133 83V82H132L133 75H132L131 81H130V77H131V76H128ZM136 77H134V78H136ZM189 77H190V76H189ZM196 77L199 78V79H197ZM209 77H210V79H209ZM224 77H225V75H224ZM227 77H230V76H227ZM231 77H232V76H231ZM231 77H230V78H231ZM234 77H235V75H234ZM234 77H233V78H234ZM237 77H238V76H236V79H237ZM241 77H242V75H241ZM241 77H238V81L240 80L239 78H241ZM261 77H262V78H261ZM59 78H60V77H59ZM70 78H72V77H70ZM76 78H77V77H76ZM83 78H84V77H82V79H83ZM134 78H133V81H134ZM150 78H151V77H150ZM154 78H155V77H154ZM162 78H163V79H162ZM194 78H195V80H197L198 82L195 81V80H193ZM204 78H205V77H204ZM204 78H203V80H204ZM212 78H213V77H212ZM219 78H220V76H218V81L215 80V83H216V81H217V83H216V84L214 83V86H213L212 88H210V90L208 89V90H209V93H208V90L205 91V92L208 94V97H207V98H208V99H209V98H210V99H211V98H212V99H213V98L216 99L215 102L217 101V102H218V105H219V107H218L217 103L215 104V102H214L212 105L209 104V105H208V106H209V107H208V108H209L208 111L210 110L209 112H208V111L206 112L207 109H206V110H202L203 108H200V107H198V105H197V104L200 105L201 102H202V104H203V102L205 101V100L202 101V98H205V96L203 97L204 93H203V95H202V92L200 91V92H201V97H202V98H200L199 95L196 96V98L199 97V98L201 99V102H200V103H199V101H200L199 98H198V100L195 99L197 102H195V100H194L195 94L197 95L196 92H197L198 89H197V90L195 89L196 91H195L193 88H191V90L188 89L189 93H190V91H191V94H193V95H192V96H193V97H192L193 100H192V101L190 100L192 103H191V102H187V103L185 102V101L187 100L185 96H188V99H189V98L191 99V97H189L188 94L185 95V94H184V91H183V94H180V95H179V93H177V92H180V93H181V91H177V90H175V92L177 91V92H176V97L172 96V97H174V100H172L173 104H171V102H168V101H171V100H170V99H171V96H169V95L172 94L173 92H171V93L168 95V92H169V91H167L166 88H165V90L162 89L161 86H159V84L156 83L159 79L156 77V79L153 80V83H154V81H155V84H158V87L162 89V92H163V91H166V93H165L164 95L166 96V94H167V96H166V97H163L164 95L162 94V92L160 93V91H156V90H155V87H154V90L156 91L157 95L159 94L160 97H161V95H163V96H162V97H163V100L166 101V99H164V98H168L167 101H166V102H168V103H167V104L162 103V102H164V101H162L161 98H160V99H159L158 97L156 98L155 95H154V98H155L157 101H158V99L160 100V101H158V102H155L156 100L153 99V98H151L153 95L149 96V98L151 99V103H149V102H145V103H148V104L151 106L152 113H151V111L149 110V109H150V108H149V107H150L149 105H148V107H146V108H148L149 111H148V110H147V111L150 112L151 115H153V117L150 119V117L148 116L149 118H148V117H147V118L149 119V122H146V121L144 120V121L146 122V124H143L144 121L142 120L143 123H142V125H141V126H142L141 129L144 130V131H143L144 133H143V132H141V133H142V135H144V134H145V135H144V136L141 135V137H140L139 139L142 138L143 140H145V138H143V137H145V136H147V135H148L149 138H152V140H151V139L149 140V138L146 137V138H148V141H149V142H151V143L154 142V143H155V144H152V147L155 145V146L157 147V149H158L159 151H161V153H160L159 151H158V152L160 153V155H161V154L164 155L166 162H165V164H164V162H163V164H162V168H163V165H164V170H162V168L159 169L160 175L162 174L161 176H160L159 174H158V176H157V175L155 176L154 174H155L156 172H155L154 170H153V171H154L155 173H154L153 171H151L152 168H151V170H150L149 168H148V169L146 168L147 170H145V169H144L145 166H144V168H143V166H142L141 164L138 165V167L140 166V167H139L140 169L143 168L144 170H142V171H143V172L145 171L144 173H146L147 171L149 172L148 174H150V173L152 174V173H153L151 176H152V177L155 176L156 178L153 177V178H154V179H153V178H151V176L148 175V174L141 175V174H140V173H141V170H139L140 172H138L136 175L144 176L145 179H146V176H147V177L150 176V178H151V183H153V185H155V184L158 182V183H159V184L157 183L158 185H162V187H165V188H166V190H167L166 192L168 193L169 198H170L171 202L173 203V205H172V204H170V205L174 206V207L177 209V211H175L176 209L173 207V210L179 214V215L177 214L178 218H179V217L182 218V223L179 222L178 219H177V221H176V222H177V225H178L179 227H182V231H181V233H180V231H178L180 228L177 230V229H176V228H177V227H176V226H177L176 223H175L176 226L173 224V223H174V219H176V218H175V217H176V214H172V213L169 212V211H171L172 208L167 209V207H168L167 205H168L170 202L168 201L169 198L165 196V195H166V194H165V193H166L165 190L163 191V190H162L163 188L160 190V189H159L160 187H159V188H155L157 185H155V187L152 189L153 186H152V184L150 183L151 185L149 184L148 186H150L149 188L152 189V191L154 190L153 193H154L155 195H156V193H155V190H156V189H157L156 191H157L158 194H159V195L157 194L158 196L161 195L162 191L165 192V193H164V194H165L164 197H166L167 200H166V199H165V200L168 201V202H167V205H166V202H164V206L166 205V206H165V207H166L165 211H166V210H169V211H167V212H169L168 214H170V215L172 214L171 217H172L173 215H175V216H173V218H172L173 220H171V222H169V221H170V217H169L170 215H168L167 212H166V213H164V214H166V216H164V215L161 214V212H160V211H163L162 209L160 210V207L163 206V203L160 204V203L158 202L157 206H156V204H153V201H154V200H153L152 202L149 201V203H150L151 205H150L149 203H146V202H147V199H149L151 196H147V198H144V200H143V201L141 200V201H142L143 203H144V201H145V203H146L147 205L149 204V205L151 206V207H150V206L148 205V206H149V207H148V210H149V208H150V209L155 208V207H153L154 205H155V206L157 207V209H158V207H159V205H160V207H159V210H160V211L158 210L157 213L160 212L159 214H160L162 217H161L159 214H157V215L154 214V215H156L157 217H158V215H159V216L162 218V220H159L156 216H153V215L150 214V213L153 212V210H154V212L156 213V209L149 210V212H150V211H151V212L149 213L150 215H148V213H147L148 211H147V212L144 211V210H146V209L143 210V209H141V208H136L137 210H135V207H134V204H133V208H134L133 210H135V211H134V212H133V211H130V213L132 214V216H133V214H135V215H140L139 220L143 221L142 223H145L144 220H145L148 216H149L148 219H149L151 216L155 219L153 222L151 221V224H150V225L147 223V225L142 224L141 226L138 227L137 233L135 234V235H136L135 238H137V241H136V239H135L134 241H136V242L139 241L140 243L138 242L139 244H138V243H137V244L140 245L143 249L148 250V251L151 250V249H153V248H158L156 245H157V243H158V245H159V243H161V242H160V239H159V242L155 241V239L151 236V234H149V230L152 231L153 227L158 228V227H161V226H162L161 228L167 229V230H169V232H171V233H172L173 231L177 230V231H175V233H172L173 235L176 234L177 232H178L177 234H179V233L181 234V235H179L181 238H175V239H177V240H178V239H181L182 241H184V242H180V243H179V246H180V245H183V248H184V249H189V248H190V250L192 249V250H195V252H197L196 255H198L199 258L197 257V259H195V258L192 259V260H196V261H195V264H196V262H197L198 259H199L203 264H224V263H225V264H258V263H255L254 261H251V259H250L251 256L249 257V255H248V253H247V252L251 251V252H249V254H250V253H253V254L257 255V252H258L256 249H254V252L252 251L253 248H255V247L253 246L254 240H253V237L250 236L249 231H248V233H247V234H249V235H247L246 237H247V238H248V236H250V238L252 237L253 242L251 241V242H250V243H251L250 245H252L253 248H251L252 246H250L249 244H248V245H249V248H251V249L248 248V245H247V247H245V246L243 245L245 249L248 248V249L245 250V249L243 248V246H242V244H244V243L246 242V240H245V239H244L245 241L242 240V241L244 242V243H242V241H241V239H240V237H239L240 234H238L239 229H240L241 227L244 228V226L246 225V222H247V225H248V224L251 223V221H250V219H249V218H250V213H248V211L243 210V209L241 208V207L244 206V205H241V207H240L241 210H240L238 204H240L239 201H241V203H242L243 201H245V203H246V201H249V200H251V201L253 200L252 202H254V200H255L254 203H256L257 201H258V202H259V201H262V200H263V202H264V145H263V144H264V109H262V110H263V112H262L263 115H261V116H262V121H261V120H258V118H257V119L254 118V119L258 120V124H257V126H258V125H259V126L261 125V128H259V131H260V129H261V132H260V133H261V137H262L263 143H262V142H260V143H259V142L256 143L257 145L262 143V145H261V150L256 149V150H258V151H254L255 149H254V150L252 149V152H251V151L248 150V146H247L246 149H242L241 145H240V147H241V149H240V147L238 146V142L235 141L234 139H232V140L230 141V143H229V141H227V143H229V144L227 145V146H228V152H227L228 157L226 156V153H225V155H224V152L222 153L223 155L221 154V156H219V155H220L219 152L224 151V150H222L223 148H221L222 151L219 150V152H218L219 155L216 154V155L219 156V159H220V157L224 156V158L222 157L223 159L221 158L222 160L220 159V162L223 161V164L225 163V162H224V161H225L224 159H226V161L228 160L227 163H225V164H228V165H229V166H228L229 168H227V172H225V169H224L225 166H227V165L224 164L225 166H223V165H222V162L220 163V164L223 166L222 171L225 172V175H226V176H225L226 180L223 179V178H222V174H223V172H221V168L219 167V166H221V165L218 163V162H219L218 157H217V156H214V158L216 157L215 159H214V158H213L212 160L210 159V158H212V157H210V155H212L211 152H214V151H212V150H215V151H216V149H214L215 147H213V145H211V144L214 143V142H213V139H210V140L208 139L210 142H211V140H212L211 144H210V142H207V140L205 141V143H206V144H205V143L203 142V140H202V139H204V137H205L206 134H208V135H206V138H205V139H207V136H209V138H210V134H211V132L213 131V130H212V131L210 132V134H209V133H208L209 130H208V132H207V130H205L204 127L207 129L208 127L212 126L213 123H216V124L218 123V125L215 124V126H216V128H217V126L223 124V123L219 124V121H218V120L216 121L215 119H212L211 117H213V116L210 114V112H211V113H212V112H215V113L217 112L218 115H219V113H221V112L223 113V111H221V110H224V109H221V108H222V107H221V106H222V104H221V98H219V97H220V93L218 94V92L221 91V88H220V87H224L223 84H224L225 82H224L223 84L218 83L219 81H221V79H222L223 77L220 78V80H219ZM248 78H250V77H248ZM260 78L263 80L262 82H261V79H260ZM27 79H28V78H27ZM29 79H30V78H29ZM29 79H28V80H29ZM64 79H65V78H64ZM110 79H111V80H110ZM126 79H127V78H126ZM136 79H137V78H136ZM136 79H135L134 82H136ZM168 79H169V78H168ZM183 79H184V78H183ZM190 79H191V78H190ZM214 79H215V78H214ZM231 79H232V78H231ZM60 80H61V79H59V81H60ZM66 80H67V82H68V80H70V79H66ZM75 80H76V79H75ZM107 80H106V82H107ZM156 80H157V81H156ZM175 80L179 81V83H178L177 81L175 82ZM186 80H187V79H186ZM208 80H211V76H208ZM212 80H213V79H212ZM212 80H211V81H207V82H208V83H209V82H210V83L214 82V81H212ZM226 80H227V78H226ZM228 80H229V79H228ZM247 80L249 81V79H247ZM247 80H246V81H247ZM257 80L259 81V83L256 82ZM20 81H21V80H20ZM73 81H74V77H73V80L71 81V82H72V85H70V86H72V87L74 86V88H75V85H73V83H74L75 81H74V82H73ZM77 81H78V80H77ZM77 81H76V82H77ZM129 81L132 82V83H130ZM137 81H140V80H137ZM144 81H145V80H144ZM147 81H148V80H147ZM159 81H160V80H159ZM222 81H224V80H222ZM229 81H230V80H229ZM233 81H235V80H233ZM246 81H245V83H246ZM18 82H19V81H18ZM40 82H41V81H40ZM61 82L63 83V80L60 81V83H61ZM64 82H65V81H64ZM69 82H70V81H69ZM71 82H70V83H71ZM76 82L74 83V84H76V86L80 85L78 82H77L78 84H77ZM106 82H105V83H106ZM118 82H119V81H118ZM123 82H124V81H123ZM141 82H143V81H141ZM188 82H189V79H188V81H186V83H188ZM193 82H194V84H193ZM195 82H196V83H195ZM205 82H206V81H205ZM207 82H206V86H207ZM250 82H252V81H250ZM255 82H256V83H255ZM3 83H4V82H3ZM9 83H11V82H9ZM22 83H23V82H22ZM24 83H25V82H24ZM30 83H31V82H30ZM36 83H37V82H36ZM62 83H61V84H62ZM65 83H66V82H65ZM115 83H116V82H115ZM144 83H145V82H143V86H142V83H140L141 85H140V84H137L136 86H139V87L142 86V88H144V86H145ZM176 83H177V84H176ZM184 83H185V80H184L183 84H184ZM229 83H231V81H230ZM232 83L234 84V82H232ZM235 83H236V82H235ZM247 83H249V82H247ZM252 83H253V82H252ZM33 84H34V83H33ZM108 84H109V83H108ZM110 84H111V83H110ZM118 84H119V83H118ZM129 84H128V85H129ZM151 84H152V83H151ZM151 84H150L149 86H152ZM155 84H154V85H155ZM174 84H175V85H174ZM180 84H182V81H181ZM233 84H231V85H233ZM237 84H238V83H237ZM239 84H240V87H241V81H240ZM254 84H253V85L250 84L249 87L252 86L253 89H254V86H255ZM13 85L16 86L17 84H12V83L10 84L11 87H12ZM43 85H44V84H43ZM59 85H60V84H59ZM63 85H65V84H62V86H63ZM81 85L79 86V89H76V88H77V87H76L75 90H76V91H77V90L82 91L81 89H83V88L81 87ZM119 85H120V84H119ZM132 85H133V84H132ZM132 85H131V87L134 86V85H133V86H132ZM169 85H173L174 87H173V86L170 87ZM187 85H189V84H187ZM187 85H186V86H187ZM191 85H190V86H191ZM201 85H203V84H201ZM211 85H212V84H211ZM216 85H217V86H216ZM225 85H226V84H225ZM246 85H247V84H246ZM5 86H6V83L4 84V87H5ZM10 86H9V87H10ZM57 86H58V85H57ZM57 86H56V87H57ZM70 86H69V87H70ZM107 86H108V85H107ZM107 86H105V87H107ZM155 86H156V85H155ZM190 86H189V88H190ZM194 86H193V87H194ZM197 86H198V88H199V84H198ZM197 86H196V87H197ZM238 86H239V85H238ZM238 86H237V87H238ZM247 86H248V85H247ZM261 86H262V84H261ZM263 86H264V85H263ZM1 87H2V85H1ZM11 87H10V88H11ZM25 87H26V86H25ZM33 87H34V86H33ZM72 87L69 88V89H70V90H69L70 92H72V91H71V88H72ZM86 87H85V89H86ZM139 87H137V88L140 90L141 88H139ZM156 87H157V86H156ZM178 87H179V85H178ZM183 87H184L183 90H186V89H185V85L182 86V88H183ZM187 87H188V86H187ZM196 87H194V88H196ZM200 87H201V86H200ZM203 87H204V85H203ZM209 87H210V85H209ZM218 87H219V88H218ZM232 87H233V86H232ZM243 87L246 88L245 86H243ZM243 87H242L241 89H243ZM252 87H251V88H248V89H246V90H247V91H248L249 89L252 90ZM13 88H14V87H13ZM34 88H35V87H34ZM58 88H59V87H58ZM62 88H63V87H62ZM74 88H73V91H75ZM80 88H81V89H80ZM126 88H128V87H126ZM133 88H134V87H133ZM180 88H181V85H180L179 89H180ZM229 88H230V87H229ZM233 88H235V87H233ZM233 88H231V89H233ZM255 88H256V86H255ZM257 88H258V87H257ZM257 88H256V89H257ZM259 88L262 89V87H260V86H259ZM0 89H1V88H0ZM5 89H6V88H4V90H1V91H5V92H3V93H5L3 96H5V95L7 96V92L10 93V92H9L10 90H9L8 88L6 89L7 92H6ZM29 89H30V88H29ZM32 89H33V88H32ZM47 89H48V88H47ZM85 89H83L84 91L81 92V94L79 93L78 96H79L80 98H78V101H79V99H80V100L82 99L81 101H82V102H85V101H86V98L89 99V96L92 97V94L95 93V92H94V93L92 92V93H90V94H91V95H90V94L88 93L87 89H86V90H85ZM97 89H95V91H98ZM156 89H157V88H156ZM161 89H160V90H161ZM179 89H178V90H179ZM202 89H203V88H202ZM8 90H9V91H8ZM109 90H110V89H109ZM144 90H146V88H144L143 91H144ZM150 90H152V91H150ZM150 90H148V91L150 92V93L148 92V93H149L148 95H150L151 92L153 93V91H154L153 88H151ZM157 90H159V89H157ZM193 90H194V91H193ZM203 90H204V89H203ZM226 90L228 91V89H226ZM236 90H238V88H236ZM257 90H258V89H257ZM1 91H0V93H2ZM24 91H25V90H24ZM66 91H67V90H66ZM76 91H75V92H76ZM86 91H87V92H86ZM132 91H133V89L131 90V92H132ZM188 91H187V92H188ZM223 91H224V90H223ZM229 91H230V89H229ZM234 91H235V89L232 90L231 92H233V94H235ZM247 91L243 92V90H242V93L240 92V94H242V96H241L240 94L238 95V94L236 93V94L238 95L237 99L239 98V96L244 97V96H245V93H246ZM260 91L263 92V89H262V90L259 89V91H257V92L260 93ZM40 92H41V91H40ZM43 92H44V91H43ZM70 92H69V93H70ZM75 92H74V94H75ZM126 92H127V91H126ZM136 92H138V91H136ZM146 92H147V90L144 92L145 94H143V95H147ZM158 92H159V93H158ZM193 92H195V94H194ZM200 92H199V93H200ZM203 92H204V91H203ZM225 92H226V91H225ZM248 92H249V91H248ZM250 92H251V91H250ZM250 92H249V93H250ZM262 92H261V93H262ZM3 93H2V94H3ZM32 93H33V95H32L33 99L35 98V96H38V95H36L37 93L34 94V91H33ZM45 93H46V92H45ZM65 93L67 94V92H65ZM69 93H68V94H69ZM85 93H86V95H87V93H88V95H87V97H86V95H85V98H84L85 100H83V97H84L83 94H85ZM132 93H133V92H132ZM132 93H131V94H132ZM134 93H135V89H134ZM134 93H133V94H134ZM139 93H140V92H139ZM156 93H153V94H156ZM185 93H186V92H185ZM221 93H222V92H221ZM249 93H247L248 95H246V99L251 98V97H248V98H247V96H249ZM254 93H255V92H254ZM259 93H258V95H259ZM21 94H22V93H21ZM72 94H73V93H72ZM114 94H115V93H114ZM125 94H126V93H125ZM125 94H124V95H125ZM127 94L130 95L129 92H127ZM133 94H132V96H133ZM140 94H141V93H140ZM226 94L229 95V92L226 93ZM226 94H224V96H225ZM233 94H232V95H233ZM243 94H244V96H243ZM252 94H253V93H252ZM252 94H251V96H252ZM8 95L11 96V94H8ZM40 95H41V94H40ZM70 95H71V93L69 94V97H72V96H73V95H72V96H70ZM122 95H123V94H122ZM172 95H173V94H172ZM222 95H223V94H221V96H222ZM232 95H231V97H232ZM237 95H236V96H237ZM65 96H66V95H65ZM136 96H137V94H136ZM136 96H135V100H136ZM140 96H141V95H140ZM168 96H169L170 98H169ZM224 96H223V97H224ZM229 96H230V95H229ZM236 96H235V97H236ZM261 96H262V94H261ZM0 97H1V99H3L2 95H0ZM15 97H16L17 100H15ZM21 97H23V96H21ZM38 97H39V96H38ZM38 97L36 98V100H39V99H40V97H39V99H38ZM46 97H47V96H46ZM128 97H129V96H128ZM128 97H127V98H128ZM133 97H134V96H133ZM142 97H145V96H141V98H142ZM7 98H8V97H6V100H7ZM11 98L14 99V103H16L15 101H17V104L19 103V101H18V98H19V97H17V96L14 95V96H12ZM26 98H27V97H26ZM55 98H56V97H55ZM66 98H67V97H65V100L68 99V98H67V99H66ZM72 98H73V97H72ZM72 98H71V99H72ZM129 98H130V97H129ZM146 98H148V96H147ZM149 98H148V99H149ZM184 98H185V101H184ZM254 98H255V96H254ZM259 98H260V97H259ZM259 98H258V99H259ZM261 98H262V97H261ZM23 99H24V98H23ZM31 99H32V98H31ZM125 99H126V98H125ZM143 99H145V98H143ZM152 99H153L154 102H152ZM233 99H234V98H233ZM241 99H242V98H241ZM244 99H245V98H244ZM251 99H253V98H251ZM8 100H9V99H8ZM40 100H41V99H40ZM42 100H45V99L42 98ZM76 100H77V99H76ZM76 100H73V101L71 100V101H70V99H69L68 101H69L70 103L73 102L72 105H74L75 103L78 102V101L75 102ZM135 100H134V101H135ZM262 100H264V96H263V99H262ZM88 101H89V100H88ZM137 101H138V100H137ZM145 101H146V100H145ZM210 101H212V100H210ZM210 101H207V100H206L207 103L210 102ZM229 101H230V100H229ZM239 101H240V100H239ZM239 101H238V102H239ZM248 101H249V100H248ZM250 101H251V100H250ZM254 101H255V100H254ZM260 101H261V100H260ZM5 102H7V101H5ZM38 102H39V101H38ZM41 102H42V101H41ZM41 102H40V103H41ZM43 102H46V101H43ZM66 102H67V101H66ZM69 102H67V105H66L67 107L71 105ZM127 102H128V101H127ZM143 102H144V101H143ZM166 102H165V103H166ZM222 102H223V101H222ZM226 102H227V100H226ZM226 102H225V103H226ZM233 102H234V100H233ZM242 102H243V100H242ZM251 102H252V101H251ZM256 102H257V101H256ZM8 103H9L8 106H7V103H5L7 107L4 106V107L7 108V109H8V107L11 106V105H10L11 102L8 101ZM47 103H48V102H47ZM68 103H69V105H68ZM152 103H156L157 107L154 108V107H155V106H154L155 104L153 105ZM157 103H158V104H157ZM194 103H196V105H195ZM207 103H206V104H207ZM225 103H224V104H225ZM234 103H235V102H234ZM240 103H241V101L239 102V104H240ZM243 103H244V102H243ZM249 103H250V102H249ZM260 103H261V102H260ZM262 103H263V101H262ZM1 104H3V103L0 102V105H1ZM11 104H12V103H11ZM17 104H16L15 106H17ZM20 104H22V103H21V100H20ZM25 104H27V103L25 102ZM35 104H36V103H35ZM45 104H46V103H45ZM82 104H83V105H82ZM141 104L143 105L144 103H141ZM191 104H192V105H195V107L191 106ZM206 104H205V105H206ZM229 104H230V103H229ZM239 104H237V105H239ZM241 104H242V103H241ZM246 104H247V101H246V103H244V105H245V109L247 110L249 107L246 108V107L248 106V105L246 106ZM251 104H252V103H251ZM251 104H250V106H251ZM3 105H4V104H3ZM3 105L0 106V110L2 109V106H3ZM46 105H47V104H46ZM49 105H50V103H49L47 106H49ZM75 105H76V104H75ZM75 105H74V106H75ZM134 105H135V104H134ZM203 105H204V104H203ZM237 105L235 104V105H234L235 107H234L233 104H232L233 108H236ZM257 105H258V103H257ZM12 106H13V107H12L11 111L8 109V111L11 113V115H10V113H8L6 118H5V116H4V119L0 118V120L2 119V120L4 121V123L6 124V125H4V126H7V128H9V125L11 126V124H8V123H10V122L12 123V119L14 118V117L9 118L10 116L13 115V112H14V110L16 109V108L14 107V105H12ZM24 106H25V105H24ZM81 106H82V108H83V107H84V103H81ZM139 106H140V105H139ZM226 106H227V105H226ZM239 106H240V105H239ZM239 106H238V107H239ZM241 106H243V105H241ZM252 106H253V105H252ZM262 106H263V105H262ZM28 107H29V106H28ZM50 107H51V106H50ZM71 107L73 108V106H71ZM97 107H98V106H97ZM140 107H141V106H140ZM142 107L145 108V105L142 106ZM152 107L154 108V110H153ZM192 107H193V108H192ZM202 107H203V106H202ZM204 107H205V106H204ZM254 107H255V106H254ZM256 107H257V106H256ZM258 107H259V106H258ZM5 108H4V109H5ZM29 108H30V107H29ZM32 108H33V107H32ZM84 108H85V107H84ZM124 108H125V107H124ZM134 108H135V106H134ZM146 108H145V109H146ZM197 108H199V109H197ZM205 108H206V107H205ZM213 108H214V109H213ZM215 108H217V109H218L219 111H221V112H218L217 109L215 110ZM224 108H226V107H224ZM228 108H229V105H228ZM233 108H232V110H233ZM239 108H240V107H239ZM261 108H262V107H261ZM263 108H264V107H263ZM7 109H5V110L7 111ZM17 109H18V108H17ZM21 109H22V106H21ZM24 109H25V108H24ZM45 109H46V108H45ZM122 109H123V108H122ZM230 109H231V108H230ZM240 109H241V108H240ZM242 109H243V107H242ZM256 109H257V108H256ZM34 110H35V109H34ZM42 110H43V109H42ZM50 110H51V109H50ZM68 110H69V107H68ZM74 110H76V109H74ZM74 110H73V111H74ZM114 110H115V109H114ZM213 110H214V111H213ZM235 110H236V111H235ZM235 110H234V112H237V111H238L237 109H235ZM246 110H245V111H246ZM254 110H255V109H254ZM6 111H5V112H6ZM8 111H7V112H8ZM12 111H13V112H12ZM16 111H17V110H16ZM16 111H15V113H17ZM18 111H19V110H18ZM25 111H26V110H25ZM25 111H24V112H25ZM44 111H45V110H44ZM59 111H60V110H59ZM73 111H72V113H73L72 116H74V118H75L76 116H75L74 114L77 115V113H75V111H74V112H73ZM77 111H78V110H77ZM115 111H116V110H115ZM142 111H143V110H142ZM229 111H230V113L233 112V111L231 112V110L228 109V112H229ZM249 111H250V110H249ZM2 112L5 113L3 110H1V113H2ZM20 112H22V111H20ZM32 112H34V111H32ZM32 112H30V113H32ZM47 112H48V111H47ZM50 112H51V111H50ZM50 112H49V113H50ZM70 112H71V109H70ZM121 112H122V111H121ZM145 112H146V111H145ZM239 112H240V110H239ZM246 112H247V111H246ZM256 112L259 113L258 110H256ZM28 113H29V112H28ZM28 113H27V114H28ZM59 113H61V112H59ZM78 113H79V111H78ZM215 113H214L213 115H216ZM225 113H226V112H225ZM241 113H243V112L241 111ZM248 113H249V112H248ZM252 113H254L253 110H252ZM258 113H256V116H257ZM262 113H260V114H262ZM17 114H19V113H17ZM25 114H26V113H24V115H25ZM62 114H65V113H62ZM111 114H116V112L114 113V111H113V113H111ZM119 114H120V113H119ZM127 114H128V113H127ZM226 114H227V113H226ZM239 114H240V113H239ZM249 114H250L249 117L251 118V112H250ZM5 115H6V113H5ZM9 115H10V116H9ZM35 115H36V114H35ZM48 115H49V114H48ZM48 115H47V116H48ZM59 115H60V114H59ZM132 115L134 116L135 114H131L130 116H132ZM220 115H221V114H220ZM220 115H219V116H220ZM229 115H230V114H229ZM235 115H237V113H236ZM246 115H247V114H246ZM0 116H1V114H0ZM18 116H19V115H18ZM56 116H57V115H56ZM69 116H70V114H69ZM112 116H114V115H112ZM116 116H117V115H116ZM116 116H115V117H116ZM130 116H129V117H130ZM222 116H223V117H222ZM224 116H225V115L222 114L220 117H221V118H224ZM231 116H232V114H231ZM244 116H245V114H244ZM247 116H248V115H247ZM253 116H254V115H253ZM1 117H2V116H1ZM57 117H58V116H57ZM105 117H106V115H105ZM209 117L213 120L212 123H210V121H212V120H211ZM215 117H217V115H216ZM215 117H214V118H215ZM220 117H218L219 120H221ZM226 117H227V116H226ZM239 117L241 118V116H238V118H239ZM257 117H258V116H257ZM24 118H25V117H24ZM31 118L34 119V118H33V115H32ZM35 118H36V117H35ZM48 118H49V117H48ZM116 118H118V117H116ZM140 118H141V117H140ZM144 118H145V117H144ZM227 118H228V117H227ZM232 118H233V117H232ZM250 118H249V119H250ZM259 118H260V116H259ZM6 119H8V120H7L8 123L5 122ZM9 119H10L11 121H10ZM27 119H28V118H27ZM59 119H60V118H59ZM72 119H73V118H72ZM111 119H113V118H111ZM208 119H210V121L208 122V124L210 123V124H209L210 126L208 125V127H206V126H207V121H208ZM224 119H226V118H224ZM243 119H244V117H243ZM247 119H248V118H247ZM20 120H21V118H20ZM126 120H128V119H126ZM138 120H139V119H138ZM214 120H215L216 122H215ZM234 120H236V119H233V122H236V121H237V120H236V121H234ZM239 120H240V119H239ZM239 120H238V121H239ZM245 120H246V119H245ZM251 120H252V119H251ZM251 120H250V122H248L247 129H248L249 123H251V122L253 123V121H251ZM221 121H222V120H221ZM224 121H226V120H224ZM230 121L232 122V120H230ZM247 121H248V120H247ZM259 121H261L262 123L260 122L261 124H259ZM53 122H54V120H53ZM74 122H75V121H74ZM117 122H118V121H117ZM129 122H130V121H129ZM129 122L127 121L126 123H129ZM133 122H135V121L133 120ZM255 122H256V121H255ZM15 123H17V122H15ZM47 123H48V121H47ZM56 123H57V122H56ZM126 123H125V124H126ZM135 123L137 124V122H135ZM139 123H140V121L138 122V124H139ZM236 123H237V122H236ZM236 123H235V126H236ZM243 123H245V121H244ZM7 124H8V125H7ZM12 124H13V123H12ZM25 124H26V122H25ZM45 124H46V123H45ZM45 124H44V125H45ZM120 124H121V123H120ZM122 124H123V123H122ZM129 124H130V123H129ZM131 124H132V123H131ZM136 124H133V125H134V128L137 129L136 132H137V134H138V133L140 132V128H139V130H138V126H136ZM205 124H206V125H205ZM229 124H230V123H229ZM245 124H246V123H245ZM23 125H24V121H23ZM23 125H22V126H23ZM49 125H50V124H49ZM126 125H127V124H126ZM224 125H225V124H224ZM224 125H223V128L225 127ZM233 125H234V124H233ZM240 125H241V123H240L238 126H240ZM242 125L245 127L244 124H242ZM250 125H251V124H250ZM253 125H254V127H253ZM46 126H47V125H46ZM135 126H136V127H135ZM230 126H231V125H230ZM230 126H229V128H230ZM40 127H41V126H40ZM68 127H69V126H68ZM7 128H6V129H7ZM210 128H211V127H210ZM214 128H215V127H214ZM219 128L221 129V126H219V127L217 128V131H218ZM227 128H228V126H227ZM227 128H226V129H227ZM229 128H228L227 130L225 129V131H227V133L229 132V131H228ZM233 128H234V126H233ZM239 128H241V126H240ZM245 128H246V127H245ZM249 128H250V127H249ZM252 128H255V123L252 124ZM2 129H5V127H2ZM31 129H32V128H31ZM208 129H209V128H208ZM18 130H19V129H18ZM37 130H38V129H37ZM71 130H72V129H71ZM204 130H205V131H204ZM236 130H237V129H236ZM240 130H241V129H240ZM240 130H239V131H240ZM243 130L245 131V129H243ZM248 130H249V129H248ZM248 130H246V132H247ZM250 130H251V128H250ZM254 130H255V129H253V131H254ZM15 131H16V130H15ZM132 131H135V129H133ZM132 131H131L130 134H132ZM138 131H139V132H138ZM214 131H215V129H214ZM223 131H224V130H223ZM225 131H224V132H225ZM244 131H243V132H244ZM251 131H252V130H251ZM206 132H207V133H206ZM220 132H222V130H220V131L218 132V135H217V136H219V135L221 136L222 133L219 134ZM235 132H236V131H235ZM248 132H249V131H248ZM256 132H257V130H256ZM262 132H263V133H262ZM204 133H205V134H204ZM227 133H226V135H227ZM229 133H230V132H229ZM251 133H252V132H251ZM251 133H250V137H251ZM258 133H259V132H258ZM3 134H4V133L1 132V130H0V137H2ZM31 134H32V133H31ZM137 134L135 133V136H137ZM139 134H140V133H139ZM203 134H204V137H203ZM216 134H217V133H216ZM216 134H213V136L216 135ZM240 134H241V133H240ZM247 134H248V133H247ZM252 134H253V133H252ZM256 134H257V133H256ZM29 135H30V134H29ZM133 135H134V134H132V136H133ZM230 135H232V134H230ZM244 135H245V132L243 133V136H242V137H244ZM4 136H5V135H4ZM222 136H223V135H222ZM232 136H233V135H232ZM235 136H238V135H235ZM239 136H240V135H239ZM247 136H248V135H247ZM255 136H256V135H255ZM51 137H52V136H51ZM138 137H139V135H138ZM138 137H135V138H137V140H139ZM224 137H225V136H224ZM248 137H249V136H248ZM253 137H254V136H253ZM253 137H252V140L254 139ZM256 137H258V139H259L260 136H256ZM256 137H255V138H256ZM93 138H94V137H93ZM95 138H96V139H93V141H94V142L97 141V142H96V145H98V144H97V143H98V139H97V137H95ZM211 138H212V136H211ZM220 138H221V137H220ZM228 138H229V137L227 136V139H228ZM246 138H247V137L245 136V139H246ZM24 139H25V138H24ZM83 139H84V138H83ZM88 139H89V138H88ZM88 139H85V141H84L85 144L87 143L86 140H88ZM91 139H92V138H91ZM215 139H217V137L214 138V140H215ZM227 139H226V140H227ZM236 139H237V138H236ZM250 139H251V138H250ZM9 140H10V139H9ZM133 140H134V139H133ZM146 140H147V139H146ZM200 140H202V142H200L201 145L204 144L203 146L206 147L207 144H210V145L213 147V149H211L212 147L209 148V147H210L209 145H208L209 147H207L209 150L211 149V150H210L211 152H209V151L207 152L206 150H208V149H207V148L204 149V147H203V150H200V149H199V148L201 147L200 144H198V145H199V148H198V149L196 148V147H198V145H196V143H199L198 141H200ZM221 140L224 141V138L221 139ZM239 140H240V139H239ZM243 140H244V139H243ZM252 140H251V141H252ZM1 141H2V139H1ZM88 141H89V140H88ZM217 141H218V140H217ZM223 141L219 142V143H220L219 145H222V144H223V143H222ZM240 141H241V140H240ZM246 141H247V140H246ZM255 141L257 142V140H255ZM259 141H260V140H259ZM13 142H14V140H13ZM79 142H80V141H79ZM84 142H83V143H84ZM133 142H134V141H133ZM149 142H146V143H149ZM242 142H243V141H242ZM4 143H5V142H4ZM7 143H8V142H7ZM45 143H46V142H45ZM45 143H44V144H45ZM83 143H82V144H83ZM99 143H100V141H99ZM120 143H121V142H120ZM202 143H203V144H202ZM215 143H217V145H215V144H214V145H215V146H218V142L215 141ZM221 143H222V144H221ZM225 143H226V141H225ZM246 143H247V142H246ZM249 143H250V140H249ZM1 144H2V142L0 143V146H1ZM8 144H9V143H8ZM11 144H13V143H11ZM80 144H81V142H80ZM80 144H76L75 147H77V145H78V148H76L77 150H79V148H80L79 145H80ZM85 144H84V145H85ZM239 144H240V143H239ZM254 144H255V143H254ZM62 146H63V144H62ZM98 146H99V145H98ZM103 146H104V145H103ZM109 146H110V145H109ZM227 146H225V147L227 148ZM251 146H252V145L250 144V145H249V148H250ZM258 146L260 147V145H258ZM5 147H6V146H5ZM83 147H85V146H83ZM110 147H111V146H110ZM130 147H131V146H130ZM130 147H129V148H130ZM132 147H133V149H132V148H130V149L133 150V151H132V154H133L134 151H136L137 148L139 149L140 146H138V147H136V146H132ZM134 147H136V148H134ZM156 147H155V149H156ZM220 147H222V146H220ZM223 147H224V146H223ZM225 147H224V148H225ZM245 147H246V146H245ZM245 147H243V148H245ZM259 147H257V148H259ZM9 148H10V147H9ZM102 148H103V147H102ZM126 148H127V147H126ZM129 148H128V149H129ZM140 148H141V147H140ZM201 148H202V147H201ZM216 148H218V147H216ZM255 148H256V146H255ZM61 149L63 150V148H61ZM80 149H82V147H81ZM130 149H129V152H130ZM135 149H136V150H135ZM155 149H154V147H153V151H152L151 154H154ZM250 149H251V148H250ZM4 150H5V149H4ZM60 151H61V150H59V152H60ZM139 151H140V149H139ZM139 151L137 150L136 153H134V155H135V154L137 155V153H139ZM121 152H122V151H121ZM121 152H120V153H121ZM140 152H141V151H140ZM3 153H4V152H3ZM107 153H108V152H107ZM141 153H143V152H141ZM146 153H147L146 155H148V152H146ZM155 153H157V152L155 151ZM209 153H211V154L209 155ZM215 153H217V152H215ZM62 154H63V153H62ZM62 154H61V155H62ZM128 154H129V153H128ZM130 154H131V153H130ZM139 154H140V153H139ZM144 154H145V153H143V154H141V155H144ZM157 154H158V153H157ZM157 154H154V156L156 157ZM134 155L131 156V158H129V159H130V160H129L130 162H128V160H126V161H125L126 163H124V165H122V166L126 167L125 165H129V163L132 162V160L134 159V157H138V156H136V155L134 156ZM141 155H139V156H141ZM146 155H145V156H142V157H147ZM160 155H159V156H160ZM213 155H214V154H213ZM159 156H158V157H159ZM12 157H13V156H12ZM155 157H153V156L151 155V158H153L155 161H157L158 159H155ZM158 157H156V158H158ZM161 157H162V156H161ZM225 157H227V158H225ZM100 158H101V157H100ZM132 158H133V159H132ZM149 158H150V156H149ZM149 158H148L147 161L151 160V163H152L153 160H152V159H149ZM131 159H132V160H131ZM135 159H136V161H133V162H137V160H139L140 162L144 161V158L141 159V157H140V159H139V158H135ZM135 159H134V160H135ZM217 159H218V162H217V164H216V160H217ZM76 160H77V159H76ZM141 160H142V161H141ZM161 160H162V159H161ZM161 160H160V162H161ZM210 160H211L212 162H214V164H215V167H214V168H215V169L211 166V163H212V162H210ZM213 160H215V161H213ZM99 161H100V160H99ZM155 161H154V162H155ZM93 162H94V161H93ZM133 162H132V163H133ZM158 162H159V161H158ZM158 162H157V163H158ZM160 162H159V163H160ZM209 162H210V163H209ZM76 163H77V162H76ZM127 163H128V164H127ZM145 163H148V162H145ZM149 163H150V162H149ZM157 163H156V164H157ZM154 164H155V163H154ZM218 164H219V165H218ZM99 165H100V163H99ZM105 165H106V164H105ZM130 165H131V164H130ZM157 165H159V164H157ZM160 165H161V163H160ZM216 165H218V166H216ZM79 166H80V165H79ZM151 166L153 167V165H151ZM84 167H85V165L82 166V168H84ZM129 167H130V166H129ZM159 167H160V166H159ZM159 167H158V168H159ZM216 167L220 168V170L217 169ZM79 168H80V167H79ZM120 168H122V167H120ZM126 168H127V167H126ZM126 168H123V169L126 170ZM135 168H137V165L135 166ZM153 168H154V167H153ZM16 169H17V168H16ZM80 169H81V168H80ZM90 169H91V168H90ZM94 169H95V166H94ZM104 169H105V168H104ZM104 169H102V170L104 171ZM123 169H122V170H123ZM82 170H83V169H82ZM132 170L134 171V170H136V169H134V168L131 169V170H130L131 172L127 174L128 176L131 175V173L133 172ZM218 170L220 171L219 174H218ZM100 171H101V169H100ZM108 171H110V170H108ZM108 171H107V172H108ZM14 172H16V171H14ZM54 172H55V171H53V173H54ZM72 172H73V171H72ZM101 172H102V171H101ZM115 172H118V171H115ZM119 172H120V171H119ZM136 172H137V171H136ZM136 172H135V173H136ZM161 172H162V173H161ZM10 173H11V172H10ZM12 173H13V172H12ZM109 173L111 174V172H109ZM113 173H114V172H113ZM133 173H134V172H133ZM100 174H101V173H100ZM114 174L116 175V173H114ZM220 174H221V176H220ZM1 175H2V174H1ZM8 175H10V174H8ZM89 175H90V174H89ZM115 175H114V176H115ZM118 175H119V174L116 175V178H117ZM127 175H124V177L126 178ZM133 175H134V174H133ZM15 176H16V175H15ZM86 176H88V175H86ZM90 176H91V175H90ZM94 176H96V175H94ZM106 176H108V173L105 174V178H106ZM120 176H121V178H120L119 180L121 181V180H123L124 177L122 176V174H121ZM120 176H118V177H120ZM20 177H21V176H20ZM100 177H102V179H99V181H100V180H103L104 177L101 176V175L99 176V178H100ZM130 177L132 178V176H130ZM95 178H96V177H95ZM95 178H94V180H95ZM109 178H111V180L114 181L111 185H114L116 180L119 181V180L116 179L115 177L113 178V179H114V180H113V179H112V176H110ZM109 178H106L107 181H106V180H103L102 182L106 181V183H107V182L109 181ZM125 178H124V179H125ZM134 178H135V177H134ZM5 179H6V178H5ZM15 179H17V178H15ZM115 179H116V180H115ZM128 179H130V178L128 177ZM128 179L126 178V180H128ZM137 179H138V181H137ZM137 179H134V180H133V178H132V180H133V181H136L138 184L140 183L139 181H141V182L145 181V180H143V177H142V180H143V181H142V180H139V178H137ZM152 179H153V181H152ZM91 180H92V179H91ZM111 180H110V181H111ZM126 180H125V182H128V181H126ZM146 180H147L146 182H143V183H142L145 187H146L147 185H145L144 183H147V182L149 183V182H150V181H149V178L146 179ZM154 180H155L156 183L154 182ZM223 180L227 181L226 183L228 184L229 187L226 186L227 184L225 185V182H224ZM89 181H90V179H89ZM97 181H98V180H97ZM117 181H116V182H117ZM120 181H119V183H120ZM130 181H131V180H130ZM130 181H129V182H130ZM11 182H12V181H11ZM49 182H51V181H49ZM95 182H96V181H95ZM125 182H124V180H123V181L121 182V185H122V183H125ZM129 182H128V184H125V185L129 186L131 189H132V187H131L132 185H133V187H135V185H137L136 187L139 188L138 184H132L133 182L131 181L132 183L130 184V185H131V186H130V185H129ZM136 182H134V183H136ZM9 183H10V182H9ZM93 183H94V182H93ZM119 183L117 184V187H118V186H121ZM148 183H147V184H148ZM36 184H37V183H36ZM46 184H47V183H46ZM91 184H92V183H91ZM95 184H96V183H95ZM37 185H38V184H37ZM44 185H45V184H44ZM75 185H76V184H75ZM89 185H90V184H89ZM89 185H87V186L89 187ZM139 185L141 186V184H139ZM10 186H11V185H10ZM95 186H96V185H95ZM100 186H102V185H100ZM114 186H115V185H114ZM114 186H112V187H113V188H112V187H110V185H109L108 187H110V189H108V190H107L108 187H107V186L105 187L106 190H107V194H108L110 191L112 192L111 189H114ZM148 186H147V187H148ZM2 187L4 188V185H3ZM34 187H35V186H34ZM34 187H33V188H34ZM40 187H42V186H40ZM43 187H44V186H43ZM78 187H79V186L77 185V188H78ZM115 187H116V186H115ZM117 187H116L115 190H113V192H116V191H117L118 194H117V192L115 193V194H117V195H115L113 192H112V193L114 194V196H120V195H121V198H122V196H124L128 191L126 192V191L123 189V190L126 192V193H125L124 191H121V189L124 188V187H121V189H119V187H118V188H117ZM129 187H128L127 190H129ZM136 187L134 188L136 192L139 191V192L141 193V191H142V193H141L142 196H141V194H140L141 197H144V195H143L144 193H147V194H148V192H145L146 190L143 192V190H141L140 188H139V189L137 188V189H138V190H137ZM145 187H144V188H145ZM11 188H15V187L13 186V187H11ZM29 188L31 189V187H29ZM29 188H27V189L29 190ZM35 188H36V187H35ZM96 188H97V187H96ZM96 188H94V189H96ZM100 188H101V187H100ZM126 188H127V187H125V189H126ZM141 188H143V187L141 186ZM144 188H143V189H144ZM41 189H42V188H41ZM78 189H80V188H78ZM83 189H84V188H83ZM145 189H147V188H145ZM150 189H147V191L150 192V191H151ZM158 189L161 191L160 193H159V190H158ZM229 189H230V190H229ZM15 190H16V189H15ZM28 190H27V191H28ZM36 190H37V189H36ZM85 190H86V188L84 189V191H85ZM140 190H141V191H140ZM20 191H21V190H20ZM33 191L35 192V190H33ZM38 191H39V190H38ZM79 191H81V190H79ZM82 191H83V190H82ZM84 191H83V192H84ZM108 191H109V192H108ZM120 191H121V192H120ZM152 191H151L150 194H153ZM4 192H5V191H4ZM21 192H22V191H21ZM48 192H49V190H48ZM122 192H123V193H122ZM130 192H131V190L129 191V193H130ZM23 193H24V192H23ZM28 193H31V191L28 192ZM36 193H37V191H36ZM41 193H42V192H41ZM112 193H109V194L112 195ZM129 193H128V194H129ZM26 194H27V193H26ZM45 194H46V193H45ZM48 194H49V193H48ZM48 194H47V195H48ZM105 194H106V193H105ZM128 194H127L126 196H124V198L126 197L127 200H128ZM133 194H134V195H133ZM5 195H6V194H5ZM41 195H42V194H41ZM111 195H109V197H110ZM129 195H130V194H129ZM131 195H133V197H135L134 199H136V198L139 196V194H137L138 196L136 197L135 192H134V193L131 192ZM145 195H146V194H145ZM44 196H45V195H44ZM104 196H105V195H104ZM106 196H107V195H106ZM114 196L112 195L111 197L113 198ZM140 196H139L138 198H140ZM7 197H8V196H7ZM92 197H93V196H92ZM109 197H108V199L112 200V198H109ZM133 197L131 196V198H133ZM160 197H163V194H162V196H160ZM29 198H30V197H29ZM45 198H46V197H45ZM48 198H49V197H48ZM88 198H89V197H88ZM114 198H116V197H114ZM114 198H113V199H114ZM121 198H120V197H117V198H116V201L119 199L118 201H120V203H121V202H122V201H121ZM138 198H137V199H138ZM32 199H33V198H32ZM137 199H136V200H137ZM142 199H143V198H142ZM163 199H164V198H163ZM9 200H10V199H9ZM34 200H35V199H34ZM34 200H29V199H28V204L31 206L32 210L35 211V210H37V208H36L37 206H36V204L34 203ZM127 200L125 199V201H127ZM138 200H140V199H138ZM138 200H137V201H138ZM150 200H152V198H151ZM91 201H92V205H90V206H91V208H90V214H91V216H92V220L90 219L91 221L89 220L90 222H87V223H89V224L92 223V225L95 224V225H93V226L90 224V225L93 227V229L95 228L94 231H95V234H97V237H95L96 240H94V241L96 242V244H100L99 249H102V248L104 249V246H105V243H106L107 240H106V237H104V235L102 234L103 231H102V233H101L100 229H101V226H106V227L104 228V230L106 229V231H107V228H110V227L112 226V225H111V226L109 225V226H110V227H109L108 224H109V217L111 216V214H110L111 212H110V211L113 210V207L111 208L112 210L109 211V206H110V205H109V206H108V209H106V211H105V210L103 209L104 206H102V204H100L101 202L99 203V202H98L99 200L97 201L95 197H94V199L91 200ZM237 201H238L239 203H237ZM2 202H3V201H1V203H2ZM8 202H9V201H8ZM46 202H47V201H46ZM48 202H49V201H48ZM73 202H74V201H73ZM112 202H113V200H112ZM114 202H115V201H114ZM123 202H124V200H123ZM128 202H129V201H128ZM258 202H257L256 205H258V207H260V209H261V207H262L263 205H262V203L260 202V203H261V206H260V205H259L260 203H258ZM90 203H91V202H90ZM145 203H144V204H145ZM155 203H157V202H155ZM236 203H237V204H236ZM24 204H25V203H24ZM40 204H41V203H40ZM44 204H45V203H44ZM46 204H47V203H46ZM48 204H49V203H48ZM48 204H47V205H48ZM68 204H69V203H68ZM77 204H79V203H77ZM103 204H104V203H103ZM112 204H113V203H112ZM114 204H115V203H114ZM117 204H119V202H118ZM123 204L126 206V203H121V205H123ZM129 204H131V203H129ZM152 204H153V205H152ZM52 205H53V204H52ZM54 205H55V204H54ZM54 205H53V206H54ZM69 205H72V202H71V204H69ZM104 205H106V204H104ZM124 205H123V207H124ZM147 205H146V206H147ZM170 205H169V207H170ZM247 205H248V204H247ZM251 205H252V204H251ZM25 206H26V205H25ZM55 206H56V205H55ZM55 206H54V207H55ZM127 206H128L129 208L132 209V206L130 207L128 204H127ZM127 206H126V207H127ZM164 206H163V208H165ZM248 206H249V205H248ZM254 206H255V205H254ZM0 207L2 208V206H0ZM26 207H27V206H26ZM54 207H53V208H54ZM56 207H57V206H56ZM105 207H106V206H105ZM121 207H122V206H121ZM123 207H122V208H123ZM126 207H125V209H126ZM152 207H153V208H152ZM246 207H247V206H246ZM256 207H257V206H256ZM50 208H51V206H50ZM115 208H116V207H115ZM115 208H114V209H115ZM129 208H128V209H129ZM248 208H249V207H248ZM87 209H88V207H87ZM118 209H119V207H118ZM128 209H127V210H128ZM139 209H141V213H142V212H145L144 215L147 213L146 216H147V215H148V216L145 217V219H141L142 216H141L140 211H138ZM251 209H252V207H251ZM0 210H1V209H0ZM46 210H47V209H46ZM48 210H49V209H48ZM53 210H54V209H53ZM107 210H108L109 212H108ZM242 210H243V212H242ZM252 210H253V209H252ZM255 210H257V209L255 208ZM255 210H253V211L255 212ZM261 210L263 211L264 209H261ZM261 210H260V212H261ZM115 211H116V210H115ZM121 211H122V210H121ZM123 211H124V210H123ZM136 211H138V214H136V213H137ZM244 211L246 212V215H247V218H248L247 220H246V218H245L246 216L244 215V213H245ZM249 211H251L250 208H249ZM0 212H1V211H0ZM18 212H19V211H18ZM59 212H60V210H59ZM86 212H87V211H86ZM125 212H126V210H125ZM132 212H133V213H132ZM163 212H164V211H163ZM258 212H259V211H258ZM37 213H38V212H37ZM68 213H69V212H68ZM113 213H114V210H113V212H112V215H113ZM130 213H129V215H130ZM255 213H256V212H255ZM255 213H254V214H255ZM262 213H264V211L261 212V214H262ZM47 214H48V213H47ZM73 214H74V213H73ZM73 214H72V215H73ZM80 214H82V213H80ZM86 214H87V213H86ZM88 214H89V213H88ZM114 214L116 215V213H114ZM248 214H249V217H248ZM1 215H2V214H1ZM31 215H32V214H31ZM43 215H44V214H43V212H42L41 216L43 217ZM72 215H71V216H72ZM74 215H75V214H74ZM123 215H124V214H123ZM142 215H143V214H142ZM255 215H259V214L257 213V214H255ZM36 216H37V215H36ZM46 216H47V215H46ZM48 216H49V214H48ZM58 216H59V215H58ZM85 216H86V215H85ZM85 216H84V217H85ZM116 216H117V215H116ZM132 216H131V217H132ZM260 216H261V215H260ZM260 216H259V217H260ZM29 217H30V216H29ZM42 217H40V218H42ZM51 217H52V216H51ZM84 217L82 216V218H80V219H83ZM114 217H115V216H114ZM117 217H118V216H117ZM152 217H151V219H153ZM155 217H156V218H155ZM163 217H164V218H163ZM255 217L257 218L258 216H255ZM255 217H254V218H255ZM259 217H258V219H259ZM37 218H38V216H37ZM68 218H69V217H68ZM125 218H126V217H125ZM125 218H124V219H125ZM132 218H133V217H132ZM165 218H166L167 220H166ZM168 218H169V219H168ZM256 218H255V219H256ZM260 218H261V217H260ZM38 219H39V218H38ZM120 219H121V218H120ZM126 219H127V218H126ZM164 219H165L166 221H168L169 223H172V224L175 226V229L173 228L172 224H169V226L171 225L172 228L170 227V228L168 229L167 226H166V225H168V223L163 227V225L166 223V221L163 222V223H162L161 221H164ZM179 219H180V218H179ZM122 220H123V216H122ZM139 220H138L137 222H139ZM180 220H181V219H180ZM248 220H249L250 223L248 222ZM256 220H257V219H256ZM71 221H72V220H71ZM74 221H75V219H74L72 222H74ZM87 221H88V220H87ZM118 221H119V219H118ZM263 221H264V220H262V222H263ZM28 222H29V221H28ZM77 222H79V221L77 220ZM77 222H76V225L78 226V224H80V222H79V223H77ZM122 222H123V221H122ZM135 222H136V221H135ZM257 222L259 223V220H258ZM260 222H261V220H260ZM34 223H35V222H34ZM34 223H33V225H34ZM180 223H181V224H180ZM263 223H264V222H263ZM263 223H262V224H263ZM43 224H46V222L43 223ZM59 224H60V223H59ZM124 224H125V223H124ZM124 224H123V225H124ZM140 224H141V222H140ZM76 225H75V226H76ZM96 225H97V226H96ZM117 225H118V224H117ZM155 225H156L157 227H156ZM247 225H246V226H247ZM250 225H252V224H250ZM250 225H249V226H250ZM73 226H74V225H73ZM77 226H76V227H77ZM95 226H96V227H95ZM124 226H125V225H124ZM131 226H132V225H131ZM246 226H245L244 229H246V228L250 229L248 226H247V227H246ZM44 227H45V226H44ZM125 227H126V226H125ZM128 227H129V226H128ZM165 227H166V228H165ZM251 227H252V226H251ZM259 227H260V225H259ZM87 228H88V227H87ZM89 228H90V227H89ZM155 228H154V229H155ZM253 228H254V227H253ZM253 228H252V229H253ZM73 229H74V228H73ZM110 229H111V228H110ZM130 229H131V228L129 227V230H130ZM154 229H153V231H154ZM170 229H172V230H170ZM173 229H174V230H173ZM244 229H243V230H244ZM131 230H134V229H131ZM161 230H162V229H161ZM167 230H166V234H164L165 231L163 230V233H162V234H164L165 236L161 235V237H159V238L162 239V237H163V240H164L165 237L168 238V235H167V234H169V233H167ZM240 230H242V228H241ZM254 230H255V229H254ZM259 230H260V228H259ZM65 231H66V230H65ZM106 231H104L105 235L108 233V231H107V233H106ZM127 231H128V230H127ZM263 231H264V230H263ZM76 232L78 233V229L76 230ZM128 232H129V231H128ZM157 232H158V230H157ZM246 232H247V231H246ZM246 232L244 233V235L246 234ZM65 233H66V232H65ZM120 233H121V232H120ZM150 233H151V232H150ZM155 233H156V232H155ZM155 233H154L153 235H155ZM171 233H170V234H171ZM252 233H255V234H256V231H255V232H252ZM263 233H264V232H263ZM263 233H262V235H264ZM79 234H80V233H79ZM128 234H129V233H128ZM177 234L174 235V236H175V237H179ZM255 234H254V235H255ZM62 235H63V234H62ZM83 235H84V233H83ZM119 235H120V234H119ZM121 235H122V234H121ZM121 235H120V236H121ZM123 235H124V234H123ZM123 235H122V238L125 237V236H123ZM133 235H134V234H133ZM166 235H167V236H166ZM254 235H253V236H254ZM257 235H258V234H257ZM67 236H68V235H67ZM69 236H70V235H69ZM111 236H112V235H111ZM120 236H119V237H120ZM240 236H241V235H240ZM71 237H73V236H71ZM119 237H117V236H113V237L111 238L110 241H109V238H108V241H109V243H110V245H111L110 247L112 248V254L110 253V256H111V257H115V258H116V253L118 252V250H120V248H121V246H122L121 244H123V242H121V241H122V240H121L122 238H119ZM169 237H170V236H169ZM243 237H244V236H243ZM246 237H245V238H246ZM255 237H256V236H254V238H255ZM69 238H70V237H69ZM82 238H83V237H82ZM127 238H128V237H127ZM133 238H134V237H133ZM166 238H165V239H166ZM247 238H246V239H247ZM250 238H249V239H250ZM257 238H258V236H257ZM257 238H256V239H257ZM262 238H264V237H262ZM124 239H126V237H125ZM124 239H123V240H124ZM168 239H171V237L168 238ZM175 239H174V241H175ZM62 240H63V239H62ZM70 240H71V239H70ZM126 240H128V239H126ZM163 240H162V241H163ZM172 240H173V236H172ZM172 240H171L170 242H172ZM177 240H176V241H177ZM257 240H258V239H257ZM257 240H256L255 242L258 244V241H259V240H258V241H257ZM108 241H107V242H108ZM134 241H132V242H134ZM179 241H180V240H179ZM248 241H249V240H248ZM72 242H73V241H72ZM127 242H128V241H127ZM166 242H167V241H166ZM259 242H260V241H259ZM162 243H163V242H162ZM254 244H255V243H254ZM77 245H78V244H77ZM106 245H107V247H109L107 243H106ZM174 245L176 246L177 244H174ZM258 245H259V244H258ZM175 246H174V250H175ZM185 246H188V248L185 247ZM255 246H256V244H255ZM71 247H72V245H71ZM73 247H74V246H73ZM123 247H124V245H123ZM129 247H130V245L127 246L128 250H129ZM141 247H140V248H141ZM177 247H178V246H177ZM124 248H126V247H124ZM172 248H173V247H172ZM183 248H182V249H183ZM256 248H257V246H256ZM99 249H97V252H98V251L100 252ZM106 249H108V248H106ZM158 249H159V248H158ZM178 249H179V248H178ZM178 249L175 250V254L180 253V252H177ZM108 250H111V249H108ZM153 250H154V249H153ZM174 250H173V251H174ZM190 250H189V251H190ZM247 250H248V251H247ZM255 250H256V251H255ZM178 251H179V250H178ZM246 251H247V252H246ZM99 252H98V254H99ZM102 252H103V250H102ZM149 252H151V251H149ZM176 252H177V253H176ZM181 252H183V251H181ZM191 252H192V251H191ZM255 252H256V253H255ZM260 252H264V251H261V248H260ZM130 253L133 254V250H131ZM156 253H160V252H156ZM246 253H247V254H246ZM108 254H109V253H108ZM175 254H174V255H175ZM184 254H185V252H184ZM262 254H263V253H262ZM146 255H147V254H146ZM153 255H154V254H153ZM163 255H165V254H163ZM166 255H167V254H166ZM172 255H173V254H172ZM174 255H173V256H174ZM188 255H190V254H188ZM191 255H192V253H191ZM250 255H252V254H250ZM94 256H95V255H94ZM100 256H101V255H100ZM100 256L97 255V258H96V259H98ZM183 256H184V255H183ZM186 256H187V255H186ZM192 256H193V255H192ZM70 257H71V256H70ZM107 257H108V258L105 259L106 262L109 261V263L111 264V260H110L111 257H109L108 255H107ZM175 257H176V256H175ZM252 257H253V256H252ZM252 257H251V258H252ZM78 258H80V257H78ZM78 258H77V259H78ZM115 258H114V260L116 261L117 258H116V259H115ZM152 258H153V257H152ZM206 258H207L208 260H206ZM256 258H257V257H256ZM93 259H94V258H93ZM176 259H177V258H176ZM182 259H183V258H182ZM204 259H205V260H204ZM257 259H258V258H257ZM261 259H262V260H261ZM261 259H259V261H261V264H262V261H263V264H264V258H261ZM90 260H91V259H90ZM107 260H108V261H107ZM139 260H140V259H139ZM139 260H138V261H139ZM164 260H165V259H164ZM192 260H188V261H192ZM199 260H198V261H199ZM175 261H176V260H175ZM177 261H178V259H177ZM177 261H176V262H177ZM181 261H182V260H181ZM184 261H185V260H184ZM209 261H210V262H209ZM211 261H212V262H211ZM90 262H91V261H90ZM135 262H136V260H135ZM171 262H172V260H171ZM201 262H200V264H201ZM97 263H98V262H97ZM173 263H174V261H173ZM183 263H184V262H183ZM189 263H190V262H189ZM192 263H193V262H192ZM115 264H117V262H116ZM139 264H140V263H139ZM175 264H176V263H175ZM193 264H194V263H193Z\"/></svg>",
    "mask_w": 264,
    "mask_h": 264
}]
</instances>
